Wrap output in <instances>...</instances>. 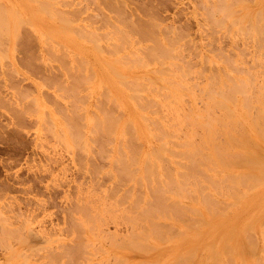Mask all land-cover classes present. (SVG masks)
I'll list each match as a JSON object with an SVG mask.
<instances>
[{
	"label": "rangeland",
	"instance_id": "obj_1",
	"mask_svg": "<svg viewBox=\"0 0 264 264\" xmlns=\"http://www.w3.org/2000/svg\"><path fill=\"white\" fill-rule=\"evenodd\" d=\"M46 1H52V2H54V4H53V6H54V9H48V10H46V13L43 11V12H41V9H38V10H36V7H38V4H37V2H38V0H37V2H33L32 0H25V1H23V0H0V6H2V7H4V8H2V7H0L1 9H5V10H7L6 12H5V14L3 13V11H1V9H0V16L1 17H3V18H1L0 17V22H2L1 21V19L4 21V22H2V26L0 25V264H25L26 262V264H81V262H83V261H85V262H83L82 264H119V262H121L120 260H118V259H121V260H123V262H121L122 264H141V262L143 261V260H145V261H148V262H152V263H154L156 260L158 261H156V264H164V262H165V264H170V262H171V264H173V262L175 261V262H178L179 260H180V262H179V264H182V262H183V264H185L184 262H188L187 264H190V261L189 260H184V259H186V257H188L189 256V254L188 255H186L185 253H186V251H188V252H190V255H193V258L190 256V258L191 259H193V260H191L190 258H187V259H190L191 260V262L193 263V264H206V262H205V260H207L206 258L209 256L208 254L211 252V254H213L214 252H215V256H221V257H223V258H221V257H219V258H216V260L217 259H222V261L221 260H219V262H218V264H223V261H225L224 263L226 264V261H227V259H229V260H231V258H232V256L235 258V257H240L241 256V254L242 253H240V252H242V250L240 251V249H242L243 248V244H244V251H245V254H244V252H243V254H244V256H245V261L246 260H251V259H256V257L257 256H261L262 255V257L261 258H263V260H264V252L262 253V249H264V233L262 232L263 230H264V187L263 188H261V185H263L264 183V179L262 180V179H260L259 180V182L258 183H261L262 181V184H259L258 185V183L256 182V184L258 185L256 188H254V186H253V188L251 187V190H250V184H252V185H255V184H253V183H255V182H253L252 181V177L250 176L251 174H252V176L253 177H255L254 175H255V173L256 174H259V171L260 170H258V169H256V167L254 168V169H250V167H249V165H247V164H245L244 163V166H242L240 163H237V162H234V164L236 163V164H238L239 166L237 167L236 165V167L235 166H230V164H226L227 165V167L228 166H230V168L228 167H225L226 165H225V163H224V165H221V164H223V162L222 161H220V162H218V163H221V164H217V161L219 160L218 159V157H217V159L213 156V154L212 153H214L213 152V150L211 151L209 148V145H211V143L209 144V142H212L214 139H213V137L215 136H213V133L215 132V131H219V129H217V130H213V132H212V135H211V130H212V127H210L211 125L207 122V121H205V120H207V117H212V118H214V119H216L217 117L216 116H214L213 117V115L215 114L214 113V111L212 110V115H210L209 116V114H208V109H207V107L210 105V103L207 105V107H203V105H201V104H205V103H203V101L207 98L206 96H208V95H206V94H208V93H213V91H211L212 89H210V87H212V86H210L209 85V83H207V81L210 79L209 78V76H210V74H212V73H214V72H217V71H221L222 72V69L221 68H223L224 67V70L225 71H227V72H229L230 74H232V77L233 78H235V77H238V78H240V76H241V78H243L244 80H245V78H247V72H244L242 69H239V70H242V72H244V74L243 73H241L240 71V73H237L238 71H236V69L237 68H239L240 66V64L241 63H244V65H245V67H246V63H247V65H248V68H247V70H246V68H245V71H249V68H250V70L251 71H249V73H251L252 72V70L254 69H252L251 67H249V66H251L252 65V67H254L253 65H256L255 67V69L257 70H255L256 72H254V70H253V72H254V77H255V79H251V80H253L252 82L254 83V85H255V82H256V79H257V75L261 72L260 70H262V68H263V71H264V63H262V62H264V61H262V59L264 60V48L263 49H261V48H259V43L260 42H258L259 40H261V41H263L264 39L262 38L263 36H264V29L263 30H261L262 28H264V0L262 1V0H251V1H247V0H230V2H228V0H220V1H218V0H115V2H114V5H113V0L111 1H106V0H94V2H95V4H94V2L92 1V0H87V2H86V0H67V1H65L64 0V2L65 3H67L68 2V4H66V6L67 5H70L71 4V2H72V6L70 7V6H68V8L64 5V3H63V1L62 0H42V2L43 3H45ZM69 1H70V4H69ZM76 1V2H75ZM78 1V2H77ZM82 2V3H79V2ZM83 1H84V3H83ZM99 1H101V2H106L107 4H108V6H107V4H104L103 3V5L99 2ZM144 1V2H143ZM206 2L207 1V3L206 4H209V5H206L207 6V11L205 10V9H202V8H205L204 6H201L202 4L200 3V2ZM218 1V2H217ZM224 2V5L222 4V2ZM231 1L233 2V4L231 3ZM241 1H242V3H241ZM243 1H245L246 3H244ZM26 2V3H25ZM86 2V3H85ZM98 4H97V3ZM109 2H111V3H109ZM122 2V3H121ZM132 2V3H131ZM138 2V3H137ZM159 2V3H158ZM176 2V3H175ZM220 2H221V4H220ZM225 2L227 3V4H225ZM59 3V4H58ZM76 3H78L77 5H76ZM116 3L118 4L117 5V7H116ZM121 3V4H120ZM152 3V4H151ZM197 3V4H196ZM159 4V5H158ZM185 4V5H184ZM188 4V5H187ZM199 4H201L200 6L202 7H199L198 5ZM228 4H230V5H228ZM55 5H57V6H55ZM59 5H62V6H59ZM75 5V6H74ZM89 5V6H88ZM155 5V7H153ZM227 5V6H226ZM248 7H247V6ZM263 5V6H262ZM53 6H51V7H53ZM65 6V7H64ZM80 6V7H79ZM82 6V7H81ZM84 6H88V8L86 7V10H85V7ZM100 7V10H99V8H96V7ZM105 6V7H104ZM110 6H111V8H112V10L111 9H109L110 8ZM119 6V7H118ZM123 7V9H122V7ZM150 6V7H149ZM226 7L225 9H226V11L223 9L224 7ZM230 6V8H232L233 7V9H238L237 11L236 10H234V11H236V13L238 14V15H240V14H243V15H241V17L243 16H246V14L247 13H249V11H250V13L251 14H248V16H254L253 18L252 17H250L251 18V20H248V17L246 16L245 17V19H243V17H242V19L243 20H241L240 19V22H237V24L238 23H242L241 25H242V28L243 27H246L247 28V30H248V28H250V29H255V33H253V31L252 30H250V33L248 32V31H245V29H244V31L247 33V34H244L243 35V33H245L243 30V33H242V31L240 30V28L239 27H237V29H238V32L236 31L237 29H235L236 27L235 26H237V24H236V20L237 21H239V19H238V17L237 18H235V20L233 21L232 20V22H231V18H232V16L234 15L235 17H236V14L235 13H229V12H231L232 10L230 9L229 11H228V7ZM62 7V9H63V11L65 10L67 13H66V15L67 16H70V14L68 15V12L69 13H71L72 11H74V12H72L76 17L75 18H77V20H76V22H75V19H74V15H72L71 14V16L73 17L72 19H74V23H71L70 22V20H71V16H70V18H68V21H69V23L68 24H70V26H73V27H75V26H78V27H81L80 26V22H81V24L83 25V29L84 30H86L84 27H86L87 29H95V30H97V28H94V27H98L99 25H101L102 24V26H100V27H98V31H100L101 33L102 32H104V30L105 29H109L111 32H112V30L113 29H117V27H115V26H118V28H120L121 30L120 31H122V26H125V25H122V23H120L121 21H124L125 20V22H123L124 24L126 23V26L127 27H129V29H127V31L128 30H130L128 33H132V31H136V29L137 28H139V27H141L142 25H138L139 23L140 24H142V22H143V24H147V26H148V24H151V25H149L150 27H148L151 31H154V32H150V30H149V34L148 33H146V31H145V33H143L144 35H143V38H141L142 36H141V34L142 33H140V38L142 39L141 41L139 40V34H134V33H132V37L133 38H136V39H131L130 37L131 36H129L128 38H127V34H125V37H124V39H123V37H121V39H123L124 41H125V39H127L125 42L122 40V41H120L118 38H120L119 36H117V35H114V39H115V41H116V43L118 44L119 42L118 41H120L121 43H123L124 44V47L125 46H128V47H126V49L125 48H123V50L121 49V46H123V45H119V46H117L116 47V49H117V53L115 52V55H114V53H113V55L112 56H109V52L108 53H103V52H100V51H96V49L94 50V42H90V41H88V40H91V39H88V37L86 38L85 37V39H84V36L82 35V36H77V35H75V33H72V31H69V26H66V25H68V24H65L64 22H66V21H64L63 22V20H62V22H60L61 20H60V18H63L64 20H67V19H65L66 18V16L64 15L63 16V14L62 13H64V12H62L61 11V9L60 10H55V9H59V8H61ZM75 7H78L77 9H75V10H73ZM93 7V8H92ZM199 7V8H198ZM67 8V9H66ZM71 9V10H69L68 11V9ZM80 8H82V10H83V14H78L77 12L79 11V13H80V11H81V13H82V10H80ZM96 8V9H95ZM108 8V9H107ZM116 8V9H115ZM149 8H151L150 10H149ZM184 8V9H183ZM209 8L211 9L210 11H208L209 10ZM12 9H13V11H12ZM93 9V10H92ZM95 9V10H94ZM102 9V10H101ZM118 9V10H117ZM125 9V10H124ZM127 9V10H126ZM197 9L198 10H200L199 12H197ZM42 10H43V8H42ZM85 10V11H84ZM116 10H117V12L119 13L120 11H122V12H120V15L116 12ZM205 10V12L204 13H207L208 12V14H206L207 15V17H208V15L209 14H211V11H213L212 13H214L213 15L214 16H216L218 19H216V17H213L214 18V20H216L217 21V23H218V21H219V25H221L220 27H222L221 29H218V30H220L218 33H217V29H215L214 27H215V25H214V27H213V24L214 23H216L213 19V24H212V20H211V18H210V16L208 17V19L211 21V22H209L208 21V19L207 18H205L207 21L205 22V20H204V17H205V14L203 13V11ZM240 10V12H238ZM251 10H252V12H251ZM253 10H254V12H253ZM11 11V12H10ZM16 11V12H15ZM19 11L21 12L20 14H23L24 15V17L25 18H28L27 16H30L31 17V19L30 18H28V19H30L31 21H33V20H35L34 22H35V24L38 26V30H35L34 28H33V26H31L30 24H28L27 25V23L26 22H23L22 21V17H23V15L21 16V15H19ZM54 11H56L55 12V14L56 15H58V16H61L60 18L58 17H55L53 14H51V16L53 15L54 16V18H53V16H52V19H49V18H51L50 17V15L48 14V13H50V12H54ZM71 11V12H70ZM101 11H103L104 13L106 12L107 14H105V17H107V18H109L110 17V21H109V24L110 25H113V26H111L110 27V25L108 24L107 25V27H105V28H103V25H105L106 26V24H105V20L107 19V18H104L103 17V15L100 17V14H102V12ZM111 11V12H110ZM113 11V12H112ZM114 11H115V13H116V15H117V17H123L124 16V18H119V22H117L116 20L118 19L117 17L115 18V16H112L111 14H113L114 13ZM125 11V12H124ZM127 11V12H126ZM146 11H149V12H146ZM151 11V12H150ZM224 11L226 12V13H224ZM228 11V12H227ZM60 12H61V14H60ZM100 12V13H99ZM130 12V13H129ZM134 12H136V13H134ZM210 12V13H209ZM233 12V11H232ZM7 13V14H6ZM76 13H77V15H76ZM91 16V18L94 20H92L91 18H88V17H90V16H88V14ZM95 13H99V16H98V14H95ZM103 13V14H104ZM114 13V14H115ZM124 13H126L125 15H121V14H124ZM150 13H152L153 14V16H151L150 15ZM202 15H204V16H202L203 18L201 19V14ZM244 13H246L245 15H244ZM254 15H253V14ZM258 13V14H257ZM10 14V15H9ZM12 14H14L13 16H12ZM18 14V15H17ZM29 14V15H28ZM92 14L94 15H97V17L95 16V19H97V20H102V21H104V24H103V22H101L100 23V20H99V22L98 21H96L95 19H94V17L92 16ZM113 14V15H114ZM146 14H149V15H146ZM198 14H200V15H198ZM217 14H218V16H217ZM225 14L227 15V14H229V16H231V17H229L228 18V15L225 17ZM231 14H233V15H231ZM79 15H80V17H79ZM108 15V16H107ZM146 15V16H145ZM157 15V19H156V16ZM212 14H211V16H213ZM259 15V16H258ZM17 16V17H16ZM63 16V17H62ZM88 16V17H87ZM140 16V17H139ZM149 16V17H148ZM234 16H233V18L232 19H234ZM258 16V17H257ZM261 16V17H260ZM21 17V18H20ZM65 17V18H64ZM81 17H83L84 19H83V21H81ZM85 17L86 18H88V21L85 19ZM103 17V18H102ZM129 17L131 18V19H129ZM135 17V18H134ZM142 17V18H141ZM152 17L155 19H152ZM219 17L221 18V20L219 19ZM240 17V16H239ZM240 17V18H241ZM256 17V18H255ZM8 18V19H7ZM16 18V19H15ZM20 18V19H19ZM44 18V19H43ZM79 18V19H78ZM102 18V19H101ZM113 18H115V19H113ZM148 18V19H147ZM161 18V19H160ZM14 19H15V21H14ZM54 19H57V20H54ZM89 19H91L92 21L91 22H98V23H93L92 24V26H87L88 24V22L90 23V21H89ZM104 19V20H103ZM129 19V20H128ZM134 19H135V22L137 23H135V25H134ZM137 19V20H136ZM142 19V20H141ZM198 19H199V21H198ZM255 19H259L258 21H256ZM261 19H262V21H261ZM18 21V23H17V21ZM21 20V21H20ZM59 20V21H58ZM109 20V19H108ZM133 20V21H132ZM144 20V21H143ZM148 20H150V21H147ZM151 20L152 21H154L153 23L151 22ZM224 21V22H222V23H220V21ZM225 20H227V21H225ZM57 21V22H56ZM67 21V22H68ZM73 21V20H72ZM128 21V22H127ZM132 21V22H131ZM137 21H139V23L137 22ZM155 21H158V22H156V23H160V24H156L155 23ZM251 21V22H250ZM256 21V22H255ZM260 21V22H259ZM14 22V23H13ZM23 22V23H22ZM87 22V23H86ZM112 22H114L113 24H112ZM151 22V23H150ZM199 22H202L204 25H203V27L204 26H206L205 24H207L208 23V25H209V23H210V25L212 24V26L210 27V25H209V29H211V28H213V31H215L216 30V33L215 34H213V32H211L212 31V29L210 30V32L212 33H210L209 32V30L207 29V26H206V29L208 30V32L210 33V34H208V32H207V30L204 28V29H202L203 27H201L200 26V24L201 23H199ZM205 22V23H204ZM230 22V23H229ZM234 22H235V24H234ZM262 22V23H261ZM100 23V24H99ZM132 23V24H131ZM155 23V24H154ZM217 23H216V28H219V27H217ZM223 23H224V25H223ZM229 23V24H228ZM232 23V24H231ZM248 23V24H247ZM260 23H261V27H259V25H260ZM1 24V23H0ZM7 24V25H6ZM18 24V25H17ZM62 24H64V25H62ZM79 24V25H78ZM99 24V25H98ZM117 24V25H116ZM152 24H154V26H152ZM169 24V25H168ZM171 24H172V26L174 25V27H172V30H170L169 28L171 27ZM227 24L228 25H232L233 27H229L228 29H226V26H227ZM256 24H257V26H256ZM4 25H6V26H4ZM22 27V29L20 28V26ZM24 25V26H23ZM62 25V27L60 28V26ZM97 25V26H96ZM115 25V26H114ZM157 25H159V27L157 26ZM166 25H168V27H167V29H169L170 31H172V32H169V30H167V32L166 31H164L165 30V26ZM223 25V26H222ZM244 25V26H243ZM14 26H16L15 28H14ZM64 26V27H63ZM152 26V27H151ZM162 26H164V27H162ZM176 26V27H175ZM181 26H182V28H181ZM239 26V25H238ZM1 27H3V28H1ZM29 27V28H28ZM90 27V28H89ZM92 27V28H91ZM112 27H114L113 29H112ZM131 27V28H130ZM154 27V28H153ZM157 27H158V29H157ZM164 29H162V28ZM224 27V28H223ZM228 27V26H227ZM256 27H258V28H256ZM20 28V29H19ZM156 28V29H155ZM163 30H161V29ZM175 28H180L179 30H177V32H180L181 33V35H182V32L185 34V36L189 33L190 35H188V36H184V34L182 35V37H181V35H180V33H176V29ZM233 28L235 29V30H233ZM81 29V28H80ZM100 29V30H99ZM104 29V30H103ZM115 29V30H116ZM126 29L124 30V32H126ZM215 29V30H214ZM224 29H225V31L226 32H224ZM19 30H21V31H19ZM108 30V31H109ZM119 30V29H118ZM118 30L117 31H113L114 32V34L115 33H118ZM157 30V31H156ZM181 30H182V32H181ZM187 30V31H186ZM204 30H206L205 32H204ZM239 30H240V34H239ZM15 31V32H14ZM44 31V32H43ZM77 31V30H76ZM106 31V30H105ZM159 31V32H158ZM175 31V32H174ZM203 31V32H202ZM228 31H229V33H230V36H229V34H228V37L227 36H225V35H227V33H228ZM234 31H236V32H234ZM260 31H261V33H262V35L260 34ZM43 32V33H42ZM78 32V31H77ZM76 32V33H77ZM80 32V31H79ZM78 32V33H79ZM84 32V31H83ZM107 32V31H106ZM113 32H112V34H110V35H108V36H111V35H113ZM124 32L122 31V33L124 34ZM137 32L139 33V31L137 30ZM155 32H156V35H155ZM162 32V33H161ZM166 32V33H165ZM169 32V33H168ZM188 32V33H187ZM224 32V33H223ZM257 32V33H256ZM33 33V34H32ZM131 33H130V35H131ZM150 33H153V35L152 34H150ZM159 33V34H158ZM163 33H165L167 36L169 35V37H171V40H172V37H174V35H175V33L177 34L176 36H175V39L176 38H183V36H184V40H185V42H186V44L185 45H188V44H190L189 43V41H191V40H193V43L195 44H190V45H188L189 47L191 46V45H193L194 47L195 46H197V44L198 43H200L199 45H201V46H199V48H197V51L200 53L199 55L200 56H198V58L196 57V54L198 53H194V55H193V57L192 56H190L195 50H194V47L192 48V47H188V46H186L185 48H183L185 45H184V41L183 40H181L180 38H179V43L177 42V40L174 42L173 40H174V38H173V43H176V44H174V46L168 41L169 39L168 38H166L165 39V37L163 36ZM168 33V34H167ZM204 33V36L202 35ZM220 33V34H219ZM232 33H234V35H232ZM242 33V34H241ZM251 33H252V35H253V38H251L252 40L254 39V41H255V34L256 35H261V37L260 38H262V39H258L259 38V36H257L256 38H257V40L258 41H255V42H258L257 43V45L255 44L254 46L256 47V48H258L259 49V51H260V53H262L263 54V56L261 55V54H258L259 53V51H257L258 49H256L254 46H252V45H249V44H251L252 42H250L249 43V41H250V39H249V34L251 35ZM259 33V34H258ZM9 34V35H8ZM36 36H35V35ZM97 34V33H96ZM104 34H105V32H104ZM134 34V35H133ZM150 35V37L149 36H146V38H145V35ZM205 34H208V35H205ZM223 34V35H222ZM225 34V35H224ZM15 35H16V38H15ZM33 35V36H32ZM79 35H80V33H79ZM127 35V36H126ZM157 35H158V37H157ZM172 35V36H171ZM214 37H216V38H214L213 39V36ZM222 35V36H221ZM232 35V36H231ZM236 35H241L242 36V39H241V36L239 37L238 36V38H236ZM246 35H248V36H246ZM9 36V37H8ZM46 36H48L47 38L50 40H47V38H46ZM65 36V37H64ZM70 36H71V38H70ZM98 37H104L105 35H102V34H100V36L99 35H97ZM96 36V37H97ZM178 36V37H177ZM211 37V38H207V37ZM223 36H225V38L226 39H224L223 38ZM243 36H245V37H247V38H244ZM31 37V38H30ZM72 37H74L75 38V40H76V42L74 41V38H72ZM77 37V38H76ZM117 39H116V38ZM152 37V38H151ZM156 38V40L155 41H157V40H159L162 44H165L167 47H169V45H167V44H171L170 46H172V47H176L175 48V50H176V52L175 51H173V52H175L176 54H175V57H176V55L177 54H179L180 56H181V54H183L184 52H188L190 55H189V57L191 58V59H189V60H192V62H191V64L193 63V62H196V61H199V63L203 60V62H205V60H208V62L207 63H211V65H210V63H209V65H208V67H210V68H208L207 67V65H206V63H204L205 65L204 66H206V67H202V64H203V62H201V64H199V65H197V66H194V64L193 65H189L188 66V64L186 65L185 63H184V59L187 57L188 58V53L187 54H183L184 55V59H183V63L185 64V65H183L182 64V61H179V60H182V57H178V59H173V58H171L172 56H171V54L169 55V56H171V57H169L168 55L166 56L167 58H169V59H164L165 61H167V62H165V64L167 63H170V61H173V63L174 62H176V65H178V67H179V69L183 66V68H181V70L182 69H184V67L185 66H188V68L187 69H184L185 70V72H186V70H187V73H188V70H189V68H190V66H193V69L194 70H196L197 71V68L199 69V68H202V69H200V70H203V71H205V73H204V78L202 79L201 78V74H203V73H201V74H199V72L197 73L196 71V73L194 72L193 73V75L191 74V72H193V69H192V71H191V69L189 70V76H191V77H188V75H187V73H185L184 71H182L181 73H182V75L185 73V75H187V77L186 78H183V80L181 81L179 78L180 77H182V75H179V73H180V71L181 70H179V69H177L176 67H174L173 66V64H172V62L170 63L171 65H169V66H166V65H164V63H161V56H160V59H159V57H158V59L156 58V60L155 59H153L152 57H154V56H152V57H150L151 59H153V63H151V59L149 58V56H151V55H149L148 56V51L151 49L152 50V47L151 46H148V45H152L153 46V40H154V38ZM188 37V38H187ZM191 38V40H189L188 41V39H190ZM194 37V38H193ZM206 37V38H205ZM220 37H222L223 39H222V41H221V38ZM235 37V38H234ZM252 37V36H251ZM7 38V39H6ZM113 38V37H112ZM203 38H205V39H203ZM218 38V40L216 41V39ZM228 38V39H227ZM243 38H244V40H243ZM52 39V40H51ZM54 39V40H53ZM71 39H73V40H71ZM88 39V40H87ZM99 39V41L97 40V42H99V43H102V42H104V40L106 41L104 44H107V39H104V38H98ZM111 39V38H110ZM130 39V40H129ZM195 39V40H194ZM206 39L207 40H209L208 42H210L211 43V41H212V39L213 40H215L216 41V43H213L212 42V44H214V45H209V43H208V45H207V43H206ZM236 39V40H235ZM239 39V42L237 41ZM249 39V40H248ZM85 40V41H84ZM87 40V41H86ZM108 40H109V38H108ZM112 40V39H111ZM111 40H109V41H111ZM135 40V41H134ZM144 40H146V41H144ZM170 40V41H171ZM198 40V41H197ZM229 40V41H228ZM248 40V43L246 44V41ZM251 40V41H252ZM9 41V42H8ZM37 41H38V44H37ZM78 41V42H77ZM92 41V40H91ZM102 41V42H101ZM108 41V42H109ZM113 41V40H112ZM115 41H114V44H115ZM136 41H138L137 43H134V42H136ZM154 41V42H155ZM168 41V42H167ZM171 41V42H172ZM194 41H196V42H194ZM214 41V42H215ZM219 41V42H218ZM244 41H245V44H243L244 43ZM253 41V42H254ZM3 42V43H2ZM58 42H61V43H63L65 46H67V47H64V49H62L63 48V46H61L60 44H56V43H58ZM127 42V43H126ZM129 42V43H128ZM159 42V43H160ZM187 42H188V44H187ZM192 42V41H191ZM218 42V43H217ZM224 42V43H223ZM234 42H236V43H234ZM242 42V43H241ZM49 43V44H48ZM75 43H77L78 45H79V43H80V45L78 46L77 44H75ZM109 43H111V42H109ZM140 43H141V45L142 46H146L147 44V46L148 47H151L150 49H148V51H147V48L146 47H143V48H146V49H141V45H140ZM181 43H183V45L181 44ZM220 43H222L221 45H220ZM230 43V44H229ZM3 44H5V45H3ZM47 44H48V46H47ZM54 44L56 45V47L54 46ZM120 44V43H119ZM125 44H127V45H125ZM182 45L179 49H177L178 47H177V45ZM205 44V45H204ZM215 44H216V47H214L215 46ZM219 44V45H218ZM235 44H237V46H234ZM21 45V46H20ZM53 47H52V46ZM58 45H60V46H58ZM207 45V46H206ZM238 45L240 46V48L238 49ZM245 47H244V46ZM247 45H249V46H247ZM262 44L260 43V46H261ZM46 46V48H48L49 46H50V48H51V50H49V48L48 49H46L45 48V50H44V47ZM81 46H83V47H81ZM140 47L139 48V50H138V48H136V47ZM203 46H206V48H202ZM213 48V50L215 51L216 50V52H218L219 53V48H218V50H217V46L218 47H223L224 48V50L225 49H227L226 50V52H225V55H226V53L229 55V53H232V51L235 53V59H234V67H235V64H238L237 66V68L235 67V69L231 66V62L232 61H229L230 62V67H232L233 68V70L237 73H234L232 70H230L231 68H229V66H226L227 64L224 62L223 63V60L224 59H226V57L225 56H222V58H216L215 57V55H213L212 53L214 52L213 50H212V52L211 51H209L208 52V48H211V47ZM228 46V47H227ZM230 46V47H229ZM19 47V48H18ZM60 47H62V48H60ZM85 47V48H84ZM118 47H119V49H120V51H119V53H118ZM132 47L134 48V50L135 51H137L136 53H139V52H141L142 50V52H141V54H142V56H141V58H146L147 56V58L146 59H148V61H149V59H150V61L148 62V63H150L149 65H148V63H146V61H144V58H143V62H145V63H143L142 62V60H141V64L140 65H142V64H145L144 66L142 65V67L141 66H139V65H137L136 63L134 64V65H136V66H134V65H131V62L130 61H132V64H133V62L134 61H136L137 62V60H135V59H132L131 57L132 56H134V55H136V53L134 54V52H132ZM198 47V46H197ZM208 47V48H207ZM226 47V48H225ZM242 47H244V49L242 48ZM247 47H249V48H247ZM254 48V50H253V48ZM262 47H264V45H262ZM55 48V49H54ZM137 50H136V49ZM174 48L172 49V50H174ZM211 48V49H212ZM223 48H221V51H220V53L223 51L222 49ZM232 48V49H231ZM237 48V49H236ZM251 48V50L253 51H251V50H249L250 52H251V54H247L246 52H248V50L246 51L245 49H250ZM7 49H8V51H7ZM60 49L63 51V53H62V51H60ZM104 49H106V48H103L102 49V51L104 50ZM124 49H125V51H124ZM130 49H131V51H130ZM169 49H170V47H169ZM182 49H184V52L182 51ZM186 49H192V50H190V52L188 51V50H186ZM206 49V50H205ZM229 49V50H228ZM234 49V50H233ZM245 51H243V50ZM53 50L55 51L56 50V53L54 54L53 53ZM73 50V51H72ZM133 50V51H134ZM141 50V51H140ZM145 50H146V52H145ZM171 50V49H170ZM179 50H181L182 51V53H180V51ZM202 50H203V52H202ZM232 50V51H231ZM48 53H46V52ZM53 53V55L51 54V52ZM72 51V52H71ZM82 51H83V54H82ZM107 51H109V50H107L106 49V52ZM132 52V53H130V52ZM177 51H179V53L177 52ZM191 51H193V52H191ZM230 51V52H229ZM241 53V54H239V52ZM254 51H257L256 53L254 52ZM29 52H30V54H29ZM61 52V53H60ZM68 52V53H67ZM76 52H78V53H76ZM98 52H100V53H98ZM128 53V54H126V53ZM172 51H170V53H171ZM229 52V53H228ZM58 53H60V54H58ZM76 53V55H75V57H77L76 59H74L75 57L73 56L74 54ZM93 53V54H92ZM122 53H125V55H123ZM145 53H146V56H145ZM166 53H167V50H166ZM165 53V54H166ZM202 53H205V55H207V56H205L204 54V56H205V58L202 56ZM233 53V54H234ZM238 53V54H237ZM242 53H243V57H244V54L246 53L247 54V56H245L244 58L241 56L242 55ZM249 53V52H248ZM252 53H255V57L256 56H258L257 58L259 59V60H257V58H255L254 60L256 61H253V55H252ZM36 54V55H35ZM52 56H54V59L52 58V57H50L51 55ZM58 54V55H57ZM63 54H65V57H64V55ZM80 54H82V56H83V58L81 57V55ZM98 54H100V55H98ZM112 54V53H111ZM123 55L124 57H127V60L129 61V63L128 64H130V65H128L127 64V61H126V63H125V65H126V67H123V65H122V63L120 62V63H117V62H119V61H113L114 59L115 60H117L118 58H119V55ZM131 54H132V56H131ZM167 54H169V53H167ZM258 54V55H257ZM21 55V56H20ZM47 55H50V56H48V57H46ZM56 55V56H55ZM63 55V56H62ZM67 55V56H66ZM120 55V56H121ZM128 55H130L129 57H128ZM182 55V56H183ZM217 55V54H216ZM223 55H224V53H223ZM261 55V56H260ZM38 56V57H37ZM116 58H115V57ZM122 56V57H123ZM140 56V55H139ZM178 56V55H177ZM209 56V57H208ZM229 56H232V55H229ZM252 56V57H251ZM4 57V58H3ZM31 57V58H30ZM41 57V58H40ZM62 57V58H61ZM114 57V58H113ZM118 57V58H117ZM122 57H121V59H122ZM134 57H138V56H134ZM133 57V58H134ZM156 57V56H155ZM201 59H200V58ZM208 59H207V58ZM219 57H221V56H219ZM223 57H225V58H223ZM238 57H242V60H239V58ZM247 57H250L249 58V60L248 59H246ZM261 57H263V58H261V60H260V58ZM23 58V59H22ZM27 58V59H26ZM28 58L30 59V60H32V61H30V60H28ZM34 58V59H33ZM35 58H36V60H35ZM39 58V59H38ZM48 58H52V59H48ZM64 58H67V59H64ZM82 58V61H84V62H87V61H89L88 63H89V65H87V66H85L86 64H84L83 63V66H85V67H83V66H81V61H79L80 59ZM87 60H86V59ZM129 58V59H128ZM140 57H138V59H139ZM140 58V59H141ZM177 58V57H176ZM203 58V59H202ZM233 58H234V55H233ZM233 58H231L232 60H233ZM252 58V60H250ZM58 59H60V60H58ZM68 59H70V61L68 60ZM106 59H108L107 60V62L108 63H110V64H113L114 66L116 65V67H117V71L119 70V71H121L122 72V74H124V75H128L127 77L126 76H121L123 79L125 78V80L127 81V78H129V75L130 76H132V78H129L130 80H132V79H135L134 77L136 76V78L137 79H135V80H132V82H131V85H129L128 83H126L125 82V85H127L128 87L126 88V86L125 85H123L122 84V81H120L121 79L120 78H118V77H116L117 76V74H116V76H114L115 74L114 73H112V70L111 69H114V68H110L108 65V63H105L104 61H106ZM111 59H113V60H111ZM124 59V58H123ZM132 59V60H131ZM162 59V60H163ZM222 60V61H219V60ZM228 59H229V57H228ZM239 61H243L244 59H246V60H248V62L247 61H243V62H240V64L238 63V60ZM41 62H40V61ZM47 60H48V62H47ZM55 60V61H54ZM67 60V61H66ZM103 60V61H102ZM126 60V59H125ZM125 60L124 61H122L123 63L125 62ZM187 60V62H189V60L188 59H185V61ZM211 60V61H210ZM214 60V61H213ZM35 61H37V62H35ZM39 61V62H38ZM59 61V62H58ZM64 61V62H63ZM95 61V62H94ZM121 61V60H120ZM138 61H140V60H138ZM217 63H216V62ZM250 61H252L253 62V64H252V62H251V64H250ZM9 63V64H7V63ZM33 62V63H32ZM68 62V63H67ZM79 64H78V63ZM81 62V63H80ZM112 62V63H111ZM189 62V63H190ZM216 63V64H214V65H216V66H212V63ZM236 62V63H235ZM11 63H12V65H11ZM19 63V64H18ZM40 63V64H39ZM61 63V64H60ZM75 63V64H74ZM138 63H140V62H138ZM197 63V62H196ZM249 63V64H248ZM261 63H262V65H261ZM5 64V65H4ZM23 64V65H22ZM32 64H34V65H32ZM50 64V65H49ZM63 64V65H62ZM106 64H108V65H106ZM158 64V65H157ZM175 64V63H174ZM218 64H221L222 66L220 67V65H218ZM257 64H260L261 65V67L260 66H258ZM10 65V66H9ZM32 67H31V66ZM38 65V66H37ZM65 65H68V67H66ZM81 67H80V66ZM113 65H111L112 67H114ZM148 65V66H147ZM180 65H182V66H180ZM217 65L219 66L218 67V69H217V71H215L216 70V68L214 69L213 67H217ZM229 65V64H228ZM243 65V66H244ZM25 66V67H24ZM69 66H70V68H71V70H68V69H70L69 68ZM78 66V67H77ZM89 66V67H88ZM90 66L92 67V68H90ZM109 67V69H108V67ZM133 66V67H132ZM139 66V67H138ZM241 66H242V64H241ZM59 67V68H58ZM63 67V68H62ZM80 67V68H79ZM116 67H115V69H116ZM118 67H120L119 69H118ZM136 67V68H135ZM158 67V68H157ZM168 67H173V68H176L177 70H175V71H171L173 68H171V70H168L167 68ZM48 68V69H47ZM51 68V69H50ZM68 68V69H67ZM76 68H77V70H80V71H77L76 70ZM84 68V69H83ZM90 68V69H89ZM160 68H162V71L164 72V75L162 74V76H165L166 77V75L168 76L169 74H166L168 71V73H170V71H171V73L172 72H174L173 74L174 75H172L173 76V78L175 79L174 80V84L178 81V80H180V82L182 83V86H183V84H185V86H187V82L188 81H192V83H193V80H194V83H195V79H196V81H198V83L200 82V79H201V84H205V83H207V86H209V90L211 91V92H208V93H205L204 91H205V89H207L206 87V85H204V86H206V87H202L203 88V90H202V88H201V90L203 91V94L204 95H202L201 96V93L200 94H198V92H199V90H200V88L198 87L200 84H198L197 82V84H198V88H195L194 86H193V84H192V86L194 87V90H198V92H194L192 89H193V87H191L189 84H188V88H190V90H192V91H190L192 94H196V96L198 95H200L199 97H203V96H205L206 98H204V100L202 101H199V103H198V101H197V98H199L198 96H197V98L195 97V101H197L196 103H197V105H199V107L200 108H203V111H204V108H206L207 109V111H206V109H205V111L207 112V116L206 115H204V116H206V119H202L201 117L203 116H200L199 114V116H200V118H198V115L197 114H195V113H193L194 115H196V118L197 119H202L201 120V123H208L210 126H209V128H207L206 127V125H204L205 127H206V129L208 130H210L209 132H207V133H205L204 131H203V125H201V127L203 128H201L198 124V126H199V128H198V126L196 125V123H194V122H190V119H191V121L192 120H194V115H191L192 113H191V106L190 105H193L192 106V109L196 112V113H198V110H199V113H201V114H203V112H202V109L200 110V108H198L197 109V105L195 106V104L196 103H194L193 104V99H194V96L195 95H193L192 96V94L191 93H189V95L187 96L186 94H187V92H185L186 94H182L181 95V91L183 90L182 88V90L180 89V88H178V89H180V93H178V96H177V92H178V89L177 90H175L174 88H173V86H175L174 84L172 85V88L175 90V92H173V93H171L172 95H175L176 97H177V99H174L175 101L176 100H178V99H180L181 97L182 98H184L183 96H185V97H187V99H190V97L192 98L191 100H189V108H188V106H186V104H185V102H186V100L184 99H181V101L180 100H178V103H176V102H173V103H176V104H178V105H174V104H172V105H174L173 107H172V105L170 106V107H168L167 105V107H165V109H166V112L167 113H165V116L167 117H165L168 121H165V118H163L164 119V121L165 122H163V120H161V118H162V115H161V111L159 110V112H158V110L156 109V112H158V115H157V113H151V115L150 114H148V113H150V112H148V111H150V110H153V108L151 109L150 108V110L146 107L145 108V106H148L149 105V103H150V106H148V107H151L152 105H155V104H159L158 102H160V107H161V110L163 111L162 113H163V116H164V112H165V110H164V108L162 109V105H164V104H162V103H165L163 100H162V96H164V95H162L160 98L159 97H157V95H155L156 94V90L155 91H149V92H151V93H149L148 92V89L150 88V90L151 89H153L154 87L153 86H151V81H152V77L153 76H155L156 78L157 77H160L162 80L160 81L159 79L160 78H157V80H159V82H161V83H164V82H162L163 80H165V79H169V77H171V75H169L168 77H163V78H165V79H163L162 78V76L160 75V72L159 73H157L158 71V69H160ZM206 68V69H205ZM212 68V69H211ZM258 68V69H257ZM39 69V70H38ZM47 69V70H46ZM64 69H66V70H64ZM94 71H93V70ZM114 69V71H115V73H116V70ZM122 69H124V70H122ZM149 69H151V71L149 70ZM155 69H157V70H155L156 71V73L157 74H154V70ZM167 69V70H166ZM208 69V70H207ZM52 70V71H51ZM61 70V71H60ZM70 71L69 73H68V71ZM88 70H91V71H88ZM111 70V71H110ZM207 70V71H206ZM211 71V70H213L214 72H208V71ZM223 70V71H224ZM238 70V69H237ZM60 71V72H59ZM66 71H67V73L70 75H67V73H66ZM71 71H74V72H76L77 74H73V76H71V74H72V72ZM84 71V72H83ZM96 71V72H95ZM118 71V72H119ZM131 71V72H130ZM153 71V72H152ZM225 71H224V73H225ZM259 71V72H258ZM53 72V73H52ZM81 72H83V74H84V76H83V74L81 73ZM89 72L91 73H93L92 75L90 74V76H92L93 77V79L91 78V80L89 79V77L87 76V74H89ZM175 72H176V74H178V75H176L175 74ZM177 72H179V73H177ZM184 72V73H183ZM201 72V71H200ZM221 72H218V74L220 75L219 76V78L221 79V78H223L224 80H225V82H230L229 81V79H227L228 77H226L225 78V75L226 76H229L230 74H228L227 72H226V74L224 75L223 73H221ZM9 73V74H8ZM36 73V74H35ZM39 73V74H38ZM94 73H95V75L97 76H93L94 75ZM126 73V74H125ZM180 73V74H181ZM206 73H209V76H208V74H207V77H206ZM257 75H256V74ZM17 74V75H16ZM50 74V75H49ZM55 74V75H54ZM61 74H63V76L61 75ZM114 74V75H113ZM118 74H121V73H118ZM143 75V79H141L142 78V75ZM148 74V75H147ZM166 74V75H165ZM195 74H196V76H195ZM199 74V75H198ZM217 73H216V75H218ZM262 74L263 75H259V77L262 79V80H260V78H258L257 80V82L256 83H258V82H261L262 83V81L264 82V73L262 72ZM10 75V76H9ZM37 75V76H36ZM54 75V76H53ZM77 75H82L83 77H81V76H77ZM141 75V77H139ZM160 75V76H159ZM176 75V77H174ZM215 75V74H214ZM214 75H212V76H210L211 77V79L213 80V76ZM12 76H13V78H12ZM49 78H48V77ZM58 76V77H57ZM78 78H77V77ZM85 76H87L86 78H85ZM134 76V77H133ZM146 76H150V81L149 80H147L148 78H146ZM192 76H193V78L195 77V79H193L192 78ZM197 76H199V77H197ZM202 76V77H203ZM231 76V75H230ZM251 77H253V74L252 75H250ZM249 75H248V79H247V81H243L242 83H240L241 82V80H239L240 82H238V83H240L241 85L244 83V82H246V85L245 86H247V84H249L250 82L248 81L249 80V77H250ZM257 76V77H256ZM8 77V78H7ZM47 78V80H46V78ZM52 77V78H51ZM64 77V78H63ZM74 79H73V78ZM80 77V78H79ZM185 77V76H184ZM215 77V76H214ZM231 77V78H232ZM12 78V79H11ZM40 78H45V79H40ZM69 78H72L71 80L69 79ZM77 78V79H76ZM83 78V80L84 81H86L85 79H89V83L87 84H85L84 83V81L82 82V80H80V79H82ZM100 78H101V80H100ZM138 78H139V80L140 81H137L138 80ZM146 78V80H144ZM155 78V79H156ZM190 80H189V79ZM197 78H199V80L197 79ZM207 78H209L208 80H207ZM216 78H217V80H219L220 81V79L216 76ZM21 81H19V80ZM51 79V80H50ZM57 79V80H56ZM66 79V80H65ZM76 79V80H75ZM79 79V80H78ZM120 79V80H119ZM154 79V78H153ZM167 79V80H168ZM170 79H172V77L170 78ZM215 79V78H214ZM242 79V80H243ZM10 80V81H9ZM18 80V81H17ZM49 80V81H48ZM52 80H56L55 82L54 81H52ZM63 81V84H62V82H60V81ZM65 80V81H64ZM75 81V83H74V81ZM95 80V81H94ZM130 80H128V81H130ZM141 80L143 81L144 80V82L143 83H145V82H147V81H149V85L146 83L145 84V86H143V83L141 82ZM166 80V81H167ZM173 80V79H172ZM187 80V81H186ZM212 80H210L211 82H212ZM216 80V79H215ZM234 81L236 80V82L238 81V79L237 78H235V79H233ZM260 80V81H259ZM12 81V82H11ZM43 81V82H42ZM44 81H45V83H44ZM47 81H48V83H47ZM51 81L52 82H54V83H56L57 81V84H51ZM72 82V83H70L71 85H69V88H67L68 87V83L69 82ZM81 81V82H80ZM90 81L92 82V83H90ZM100 81H102V82H100ZM127 81V82H128ZM165 81V82H166ZM171 81V80H170ZM176 81V82H175ZM185 83H184V82ZM202 81H203V83H202ZM205 81V82H204ZM214 81V80H213ZM223 81V80H222ZM222 81H220V85H221V87L220 88H222V90L223 89H226V92H227V89L228 88H224L223 87V83H222ZM231 81H232V79H231ZM11 84H10V83ZM14 82V83H13ZM20 84H19V83ZM50 82V83H49ZM155 82H157V81H154L153 82V84L155 83ZM159 82H157L155 85H159ZM169 82V81H168ZM168 82H166L165 83V85L168 83ZM211 82H210V84H211ZM233 82V81H232ZM43 83H44V85L46 84V85H48V86H43ZM60 83L63 85V87H61L62 85H60ZM74 83V84H73ZM102 83H104L103 85H102ZM138 83H142V84H138ZM160 83V85H162ZM190 83V82H189ZM253 83H250V85L251 84H253ZM260 83V84H261ZM13 84V85H12ZM17 84V85H16ZM78 84H80L81 86L83 85L84 87H81V89H83V90H81L80 89V87L78 86ZM90 84V85H89ZM122 84V85H121ZM172 84V82H170V84H167V85H171ZM191 84V83H190ZM218 85H219V82L217 83ZM217 84H215L214 86H216ZM226 84V83H225ZM228 84V83H227ZM263 84V83H262ZM12 85V86H11ZM18 85H19V87H18ZM53 85V86H52ZM73 85V86H72ZM104 85H106L107 87H109V88H106L105 90H104V88H103V86ZM146 85H147V87L149 86V88L147 89V87H146ZM154 85V86H155ZM159 85V86H160ZM166 85V88L167 89H169L168 87L169 86H167ZM179 85H180V83L178 84H176V87L178 86L179 87ZM194 85H196V84H194ZM254 85H252V86H254ZM264 85V84H263ZM16 88H14V87ZM59 86V87H58ZM67 86V87H66ZM71 86V87H70ZM74 86H76V89H75V92L73 91V87ZM156 86V88L155 89H158V88H160L159 86L157 87ZM163 86V85H162ZM161 86V87H162ZM213 86V87H214ZM230 86V85H229ZM257 86V87H256ZM17 87L19 88L18 90L20 91V89H22L20 92H18V90H17ZM22 87V88H21ZM79 87V88H78ZM151 87H153V88H151ZM218 86H216V92H218L219 90H218V88H217ZM262 87V86H261ZM260 87V89H258V84L257 85H255V88H257L255 91H257V90H263L264 91V87L263 88H261ZM12 88V89H11ZM27 88V89H26ZM55 88H56V90H55ZM67 88V89H66ZM78 88V89H77ZM84 88H85V90H84ZM87 88V89H86ZM165 87H164V89H165V94H166V96L167 95H170L171 96V94H168L170 91L169 90H167ZM186 88V87H185ZM184 88V89H185ZM248 88H250V89H252L251 88V86H248ZM65 90V92L62 90ZM68 89H70V90H68ZM94 89V90H93ZM101 89H103L102 91H101ZM164 89L162 90V88H160V91H158L157 93H158V95L160 94L159 92H161V94H163L164 93ZM170 89H171V87H170ZM187 89V88H186ZM185 89V90H186ZM254 89V88H253ZM10 90V91H9ZM26 90V91H25ZM34 92H33V91ZM58 90V91H57ZM60 90V91H59ZM80 90V91H79ZM108 90H110L111 91V93L112 94H110V91H109V93L107 92ZM130 90V91H129ZM139 90V91H138ZM142 90L144 91L143 93H142ZM145 90H147V92L145 91ZM154 90V89H153ZM162 90V91H161ZM173 90V91H174ZM208 90V89H207ZM207 90H206V92H207ZM218 90V91H217ZM221 90V89H220ZM14 91H15V93H14ZM17 91V92H16ZM29 91V92H28ZM66 91H68L67 93H66ZM70 91H72L71 93H70ZM166 91H168V92H166ZM187 91H188V89H187ZM201 91V92H202ZM225 91V90H224ZM229 91V90H228ZM254 91V92H255ZM262 91V92H263ZM24 92V93H23ZM59 92H61L62 94H64L65 96H63V97H60V96H62V95H60V96H58V93ZM74 92V93H73ZM77 92V94L79 95H77V94H75ZM105 93L106 94V92L108 93V94H106V95H104V94H101V93ZM136 92H138V93H136ZM145 92H146V94H148V95H145ZM154 92V93H153ZM163 92V93H162ZM171 92H172V90H171ZM189 92V91H188ZM221 92V91H220ZM223 92V91H222ZM236 91H234V94H233V96L235 95V96H237L235 99L237 100H234V102H233V98H227L228 99V101L229 100H232V101H229V104L231 105V107H232V110H234V114H236V116H235V118H234V114L233 115H231V117L233 116V119L231 118V120H238V119H240V122L239 121H237V122H233L234 124L235 123H237V124H235L237 127H235L237 130L239 129V131H240V129H242V131H240V134H241V132H242V134H243V132H246L247 133V131L246 130H248V132L250 131V133L249 134H251V136L254 138H252L253 140H254V142H256L257 143V139H259L258 140V142L260 143V145L261 146H263V147H260L259 145H257L258 147H260V148H264V136H262V134H261V132L259 131V128H258V126H259V120L258 119H255V120H258V122H256L257 123V126H256V124H255V122H253V121H255L254 119H253V121H250L251 120V116L252 115H257L258 113H255V114H252V113H254V110H255V108L257 109V107L255 106V105H251V103H252V101L254 100V102H253V104H256V97H253V92H251V94H249V92H248V94L249 95H252L251 97L248 95V98L249 99H252V98H254L251 102H248V104H246V105H243L242 103H243V101H244V103L247 101V100H245V99H248V98H243V96H246L247 97V95L245 94L244 95V93L246 92H244V91H239V93L241 94V92H244L243 93V95H240L239 93H235ZM17 93H20V94H17ZM42 93H44L43 95H42ZM80 93V94H79ZM83 93V95L84 94H86V96L84 95H81ZM175 93V94H174ZM184 93V92H183ZM215 93V92H214ZM219 93V92H218ZM233 93V92H232ZM264 93V92H263ZM263 93H261V95L263 94ZM15 94H17L16 96H14ZM33 94V95H32ZM51 94H54V95H51ZM68 94H70V95H68ZM88 94V95H87ZM99 94V95H98ZM256 94V96H257V94H260V93H255ZM23 95V96H22ZM26 95H28V98H26L27 96ZM29 95L31 96L30 98L32 99L33 97H35L34 99H36L35 101L38 103V105H39V108H37V103L36 102H34V100L32 101L30 98H29ZM47 95V96H46ZM76 95V97H78V98H76V97H74V96ZM90 95V96H89ZM107 95H110V98L113 96V99L116 97V101H119V99L120 98H122V99H120L121 101L119 102V105H114L113 106V104H116V102H114L113 103V101L107 96ZM131 95H133L134 97H136L135 99L138 101V103L137 102H134V99H131V98H133V97H129V96ZM136 95V96H135ZM179 95H180V97H179ZM213 95V94H212ZM216 96H218L217 98H221V97H219L220 95L219 94H215ZM214 95V96H215ZM22 96V97H21ZM33 96V97H32ZM51 96V97H50ZM56 96H58L57 98H59V99H57L56 98ZM67 96L68 97H70V96H72V98L70 97V98H67ZM82 96V97H81ZM99 96V97H98ZM101 96H102V99H101ZM106 96H107V98H108V100L110 101L111 100V102L113 103H111L110 104V102L108 103V100H106ZM115 96V97H114ZM148 96H150V97H148ZM233 96H231V97H233ZM234 96V97H235ZM264 96V95H263ZM23 97H24V99H23ZM49 97V98H48ZM55 97V98H54ZM85 97H87L86 98V100L88 99V101H85ZM98 99H101V100H103V103H104V101H105V103H106V105L108 106V107H106V105H100V104H98V107L100 108H97V98ZM118 97H120L119 99H118ZM142 97H144V98H142ZM146 97H148V99L150 98V100L149 101H151V102H149L148 101V99L146 98ZM158 98L157 100L155 99V98ZM169 96H167V98H168ZM209 97V96H208ZM228 97V96H227ZM20 98V100H18V99ZM22 98V99H21ZM52 98H53V101H52ZM75 98V99H74ZM80 98V99H79ZM167 98H163L165 101L167 100ZM175 98V97H174ZM10 99V100H9ZM15 99V100H14ZM28 99H29V101H28ZM48 99V100H47ZM57 99V100H56ZM70 99H73L72 101L74 102H78L81 106H78L79 108V111H81L82 112V114L85 112V114H83V116L85 117V119L83 120V121H85L86 123H84V125L86 124V126H83V122H81L80 120H82V118H84V117H82V115H78V114H80V113H78L79 111L76 109V106H77V104H75L74 105V103H72V101L70 100ZM82 99L84 100V101H82ZM143 99H144V101H145V99H147V102H148V104H145V103H143V104H145L144 105V108L146 109V111L143 109V110H141V106H143L142 104H141V102L143 101ZM151 99H153V102H152V100ZM155 99V100H154ZM169 99V101L171 102V100H172V97L171 98H168ZM171 99V100H170ZM222 99H225V98H223L222 97ZM243 99V100H242ZM248 99V100H249ZM259 98L257 97V100H258ZM261 100L262 99H264V98H262V96H261V98H260ZM23 100H24V102L25 101H27V103L29 104H27V103H24L23 102ZM32 102H31V101ZM61 102L60 104H59V101ZM135 100V101H136ZM142 100V101H141ZM159 100H161V101H159ZM199 100H200V98H199ZM207 100V99H206ZM226 100V99H225ZM20 101H22V102H20ZM48 101V102H47ZM52 101V102H51ZM57 101L58 102V104H56L55 102ZM70 102L71 103V105H70V103L68 104V103H66V102ZM80 101H82V104H84V105H82L81 104V102ZM100 101V100H99ZM143 101V102H144ZM155 101V102H154ZM163 101V102H162ZM179 101L180 102H183V103H181V105H179L180 103H179ZM188 101V100H187ZM208 101V100H207ZM206 101V103H208ZM209 101L211 102V99H209ZM227 101V100H226ZM10 102V103H9ZM21 104V105H19V103ZM50 102V103H49ZM102 102V101H101ZM146 102V103H147ZM202 102V103H201ZM234 103V105H233V103ZM262 102L264 103V101H261V104H262ZM12 103V104H11ZM33 103V104H32ZM52 103H54V104H52ZM96 103V104H95ZM99 103V102H98ZM102 103V104H103ZM104 103V104H105ZM118 103V102H117ZM136 103L138 104V106L139 105H141L139 108H138V106H136ZM151 103H155V104H152L151 105ZM167 103V102H166ZM169 103V102H168ZM167 103V104H168ZM187 104H188V102H186ZM201 103V104H200ZM237 103V106L235 105ZM250 103V104H249ZM24 104H26V105H24ZM35 104V105H34ZM61 104H62V106H61ZM69 106H68V105ZM112 105L111 107H110V105ZM13 107H12V106ZM26 106V108H24L23 106ZM59 105H60V107H59ZM63 105H65L66 107H64L63 108ZM95 105V106H94ZM184 105V106H183ZM212 105V104H211ZM248 105V106H247ZM252 106L253 108H254V106H255V108H254V110H250V113H248L247 112V110L249 111V106ZM16 106V107H15ZM31 106H34V108H35V106H36V108L34 109L33 107H31ZM43 106H45V109L43 108ZM52 106H54L55 108H57L59 111H58V113H57V110L54 108V107H52ZM68 106V107H67ZM71 106H73V107H71ZM85 106V107H84ZM106 107V108H104V107ZM117 106V107H116ZM119 106V107H118ZM126 106V107H125ZM157 108H159V106H157V105H155ZM154 106V107H155ZM165 106V105H164ZM176 106V107H175ZM204 106H206V104L204 105ZM233 106H235L234 108H233ZM246 106V107H245ZM18 107H19V109H18ZM30 108V110L28 111V109ZM70 107V109L72 108V110H74V112L71 110V113L73 112L74 113V116H76L77 118H71V117H74V116H71V115H73V114H71L70 113V109L68 110V108ZM74 107H75V109H74ZM81 107H83V109L81 108ZM114 109L113 111L110 109ZM213 106H211V108H212ZM215 107H217V109L218 110H216L218 113L219 112H221L222 110H224V108H220L219 106H214V108ZM245 107V108H244ZM249 107V108H248ZM23 108H24V110L26 111V113L24 114V110H23ZM33 108V109H32ZM42 108L44 109V111L45 112H42L43 110H42ZM49 108V109H48ZM62 109V110H64V111H62V110H60V109ZM87 108V109H86ZM124 108V109H123ZM168 108V109H167ZM170 108V109H169ZM173 108H175L174 110H171V109H173ZM182 108V109H181ZM187 108L189 109V111H190V115H191V117H190V115L189 114H185L187 111H185V115H188L189 116V120L187 119L188 118V116H187V118H185L186 116L184 115V117L182 116L181 117V119H180V116L181 115H183L182 113L184 112V111H182L183 109H185V110H187ZM197 110H196V109ZM213 108V109H214ZM248 108V109H247ZM27 109V110H26ZM39 109V110H38ZM68 111H67V110ZM85 109V110H84ZM107 110L108 111V109H109V111L106 113L107 114V117H110V115H111V117H110V119L112 120H110V119H106V116H103V114L101 113V111L100 110ZM127 109V110H126ZM130 109V110H129ZM155 109V108H154ZM179 109H181V112H180V110ZM216 109V108H215ZM219 109L221 110V111H219ZM36 110H38V111H36ZM76 110V111H75ZM103 110V111H104ZM119 110H121V111H119ZM123 110V111H122ZM148 110V111H147ZM176 110V111H175ZM179 110V111H178ZM211 110V109H210ZM28 111V112H27ZM47 111V112H46ZM60 111H62L61 113L62 114H60ZM66 111V112H65ZM78 111V112H77ZM91 111H92V113H91ZM102 111V112H103ZM104 111V112H105ZM155 110H153V111H151V112H154ZM169 111H173L172 112V114L170 113V115H172V116H170L169 115ZM204 111V112H205ZM215 111V112H216ZM258 110H256V112H257ZM16 112V113H15ZM35 112H37V113H35ZM48 112H49V118L50 119H52V120H50V119H48V118H46L44 115L46 114V116H47V114H48ZM103 112V113H104ZM113 112V114H111ZM119 112V113H118ZM123 114V112H124V116L121 114V113ZM146 112V114H144V115H142V113H145ZM181 114H180V113ZM210 112V111H209ZM230 112H231V110H230ZM231 112V113H232ZM242 112V113H241ZM22 113V114H21ZM33 113H35V114H33ZM45 113V114H44ZM57 113V114H56ZM66 113V114H65ZM75 113H78V114H76L75 115ZM108 113L110 114L109 116H108ZM140 113H141V115H142V117H141V115H140ZM218 113H217V115H218ZM252 114V115H247V114ZM20 116H19V115ZM41 114H43V116L45 117H43V116H40ZM67 114H69L68 116H67ZM71 114V115H70ZM93 114H95V115H93ZM117 114V115H116ZM120 116H119V115ZM133 114H134V116H133ZM159 114L161 115V117L159 116ZM224 114H226V110H225V112H223L222 111V113L220 114L219 113V115H221V116H223ZM228 114V113H227ZM245 114H246V116H245ZM24 115H25V117H24ZM51 115H52V118H51ZM59 115H60V118H58L59 117ZM112 115L113 116H119V117H117V119H119L120 121L118 122V120L115 118V117H112ZM145 115L147 116H150V117H152V118H154L156 115V117L158 118V119H160L161 121H160V123H159V121L157 120V118H156V121H158V122H152L151 124H154V123H159V126H163L162 127V129H165L166 131H167V128H170V129H168V132L166 133V134H162L163 133V131H165V130H162L161 131V133L159 132V130H160V127L158 126V127H156V128H154L153 127V125L151 126V124H149L148 125V128L150 127L151 129H150V131L148 130V128H147V124L149 123H147V121H148V119H147V117H145ZM167 115H169V116H167ZM216 115V114H215ZM219 115H218V118H219ZM230 115V114H229ZM228 115V116H229ZM240 115H243V117L241 118L240 117ZM256 115H255V117H256ZM39 116V118H37ZM64 116H67V120H68V122L67 123H72L71 125V127H74V125L75 124H80V123H82V125L81 126H83L84 128H82L81 126H79L78 124V126L81 128H77L78 129V132H79V129L81 130V131H85L86 133H82L83 135H81V137L83 136L84 138L86 137L87 139H85V142H83L84 144H86V143H88V142H86V141H89V145L88 146H86V145H84L83 146V148L84 147H88L87 149H83V148H81V149H83V150H80V148L78 149V147H80V146H78V144H77V146H76V143L74 142V144H73V138H72V134H70V137H71V139L73 140V141H71L70 140V138L68 137L69 136V133H72V130L74 129H72L71 128V132L69 131V130H67V131H69V133L66 131V128H65V126L63 125V124H65V122L67 121V120H65V122H64V119L66 118H64L63 119V117ZM96 117V119H97V121H98V118H101V121L100 122H102V116H103V118L104 119H106V121H105V123H109V126H107V125H105V124H103V122H102V125H104L105 126V129H106V131H107V129H108V133H106V132H104L105 134H107L108 135V137L110 138V139H108V140H111V146L106 142L107 141V138L108 137H106L105 136V138H106V140L104 139V138H102V136H100V135H103V137H104V133L102 132L103 130H104V128H103V126H99V124H98V126H97V128L94 126H92V124H93V121H91V118L92 117ZM123 116V117H122ZM203 116V117H204ZM225 116H226V118H225ZM225 116H223L224 118H225V120L227 119V115H225ZM244 116H245V119L246 118H250V119H248L247 121H245V119H244ZM18 117V118H17ZM41 117H43L42 119L44 120V121H42V119H41ZM79 117H82V118H80V120H79ZM120 117H122L121 119H120ZM145 118L146 120L144 121V119L142 120V118ZM149 117V118H150ZM172 117V118H171ZM216 117V118H215ZM222 117V118H223ZM254 117V116H253ZM257 117H258V115H257ZM34 118H36V120L34 119ZM71 119V120H74L73 122L71 121V122H69V119ZM112 118H114V119H112ZM130 118H133V120H134V123H132L133 125H136V127L135 126H133L131 123H130ZM152 118H150V122H151V119ZM170 118V119H169ZM205 118V117H204ZM217 118V119H218ZM221 118V117H220ZM219 118V119H220ZM221 118V119H222ZM230 118V116L228 117V120H226V122H225V120L223 119L222 121L221 120H219L221 123L222 122H225V123H227V122H229L230 121V124H231V120L229 119ZM126 119H128L129 120V122L126 120ZM178 119H180V120H178ZM209 119V118H208ZM100 120V119H99ZM110 120V121H109ZM114 120V121H113ZM116 120H117V122H118V124L117 123H115L116 122ZM133 120H131L132 122H133ZM172 120H174V121H176V123H174V124H176V125H173L172 124V126H174L173 128L170 126H167V125H171V123H173L174 121H172ZM182 120V121H181ZM186 120H188V124H187V126L185 127V126H183V124L185 125V123L183 122V121H186ZM200 120L199 121H197V122H199L200 123ZM210 120V119H209ZM46 121V122H45ZM78 121H80V123L78 122ZM124 121H127L126 123H128L127 125H126V123L125 124H123L122 125V123H124ZM152 121H153V119H152ZM155 121V120H154ZM171 122L170 124L169 123H167V122ZM195 121V120H194ZM195 121V122H196ZM204 121V122H203ZM211 121H212V119H211ZM217 121V123L216 122H214L213 123V121H212V123H213V125H214V128L213 129H216L219 125H215V123L216 124H218V123H220L218 120H216ZM41 122V123H40ZM55 123V126L53 125H51V123ZM76 122V123H75ZM99 122V121H98ZM114 123V124H111V123ZM178 122V123H177ZM242 122H243V124H245V125H243L242 124ZM246 122V123H245ZM50 124L52 127H54V128H52V129H55L54 131H56V132H54L55 134L53 135L52 133V131H51V128H49L48 126L49 125H46V124ZM66 123V124H67ZM74 123V124H73ZM136 123V124H135ZM147 123V124H146ZM163 123V124H162ZM166 123H167V125H166ZM190 123L192 124V125H190ZM193 123H194V125H196L197 127H195V126H193ZM204 123V124H205ZM206 123V124H207ZM211 123V122H210ZM225 123L223 124H220V126L222 125V130H220V131H222V135H220L221 133H219V135L220 136H223V134H225L227 137H228V135H230L229 133H230V131L228 132V133H226L227 131H228V129L230 130V128L232 129V127H230L229 128V126L227 125V124H229V123H227L226 125H225ZM239 123L240 124H242L241 126V128H240V126H239ZM247 123H248V126H247ZM252 123H253V125H252ZM42 124V125H41ZM45 124V125H44ZM95 124V123H94ZM118 126V128L117 127H115L116 125ZM180 126V128L178 129L177 128V126L178 125ZM207 124V125H208ZM229 124V125H230ZM254 124H255V126H254ZM43 125H44V127H43ZM90 125V126H89ZM111 125H115V126H111ZM126 127H125V126ZM129 125V126H128ZM130 125H131V127H135V129H136V131L134 132V135H133V132H131V134L129 133L130 131H131V127H130ZM137 125H138V127H137ZM156 125V124H155ZM182 125V126H181ZM188 125H190V127H188ZM212 125V126H213ZM223 125H224V127H223ZM251 125V126H250ZM59 126L61 127V128H63L62 130H64V132H62V130L59 132L58 130H60V129H58L59 128ZM68 126H69V124H68ZM107 126V127H106ZM111 126V127H110ZM128 126V127H127ZM217 126V127H216ZM219 126V127H220ZM231 126V125H230ZM238 126H239V128H238ZM249 126H250V128H249ZM260 126H261V124H260ZM48 127V128H47ZM67 127V126H66ZM70 127V126H69ZM75 127H76V125H75ZM93 128V130H94V128H96L97 129V132H99L101 129H103V130H101V132H102V134H100V135H98V134H94L92 131V133L91 132H89V128ZM100 127H102L101 129H100ZM114 127L116 128V130H117V132H115L116 133V135H114V133L112 134V132H113V130L111 131V132H109L110 130H109V128L110 129H114ZM124 127H125V130H124ZM198 128V132L201 130V132L200 133H203L204 132V135L202 134V136H204L205 137V135L207 134H209V137H210V135L212 136V141L211 140H209V139H211V137L208 139V138H206L207 137V135H206V137L204 138L203 137V140L204 141H206L207 139L209 140V142H205V143H207V145L205 144V143H203V142H201L200 140L202 139V137H199L198 138V136H195V132H193V130H192V128ZM216 127V128H215ZM218 127V128H219ZM253 127H257L258 128V132H260V133H258L256 130H257V128H253ZM99 128V129H98ZM129 129V128H131V129H129L128 131H127V129ZM157 128H159V130H158V132L161 134V135H157L156 133H158V132H155L154 133V131H156V129ZM171 128H172V130H171ZM178 130H180V129H182V132H184L185 131V129L187 130V131H185V133L187 132L188 134H187V136H184L183 134H181L182 132H179V135L180 136H182L181 138H179L180 136L178 135V137L176 138V139H178V140H180V141H178L177 142V140L176 139H174V137H175V134L177 135L178 134V132L176 133H174V131H178ZM185 128V129H184ZM201 128V129H200ZM221 128V127H220ZM223 128H224V130L227 128V131L225 132V133H223L224 132V130H223ZM247 128V129H246ZM43 129H47V130H49V132H46L45 130H43ZM67 129H68V127H67ZM83 129V130H82ZM134 129V130H135ZM153 129V130H152ZM190 129H191V131H192V133H194V135L193 136H195L194 138L195 139H197V141H200L201 143H203V144H205V145H203L202 146V150L206 147H209L207 150H204L205 152H203L204 153V155H206L207 154V151H211L212 153V156H211V160H213L212 162H215V159L217 160L216 161V165L218 166H216L215 165V163H209V166L210 167H215V168H213L214 169V171H216L215 169H216V167L219 169V171H221L220 170V168L222 167H224V170H222L221 172H217L216 171V173H219V174H216L213 170H211L210 171V169L208 170L207 168H206V166L204 165L203 167L201 166L202 164H200V167H202V169L207 173H205V175H208V174H211L210 176H211V179L213 178H215V179H218V177H220L219 179H221V177H224V173H225V175L228 173L229 174V176H231L230 174L232 173L233 175H234V173H235V170H236V172H238V173H240L241 174V172L243 173V171H244V173H246V174H243V176L245 175H248L249 174V176L252 178L251 180H249V181H251V183H249L248 181V183H246L245 185H248L247 187L249 188H247L246 189V187H244V184H241V186L243 187V188H241V186H240V188L239 187H236V185L237 186H239V182H238V184H234L235 186H234V188L236 187L237 189H242L241 191H243V192H245L246 191V194L244 193V194H242V192L240 191V192H238L239 190H235L236 191V194L238 195V197H240V199L239 200H241L240 202H239V200L237 201V202H239V204L237 203L236 204V206L235 205H233V206H231L230 205V203L232 202V201H236V199H237V197H236V194L233 196V195H231L232 193L231 192H233L232 191V189H233V186L231 187L232 189H230V187H229V190H231V192L230 191H228V193L230 192L231 194H229V196H225V198L223 197L224 196V192L222 193V191H227L226 190V188H223L222 187V189H224V190H222L221 191V189H220V187L221 186H219V185H217L216 184V182H215V179H214V182H215V184L217 185V186H219V190L221 191L220 193H222L223 195H222V198H223V200H224V202L225 201H231L229 204H228V206H226L227 207V210L229 211H227V210H225L224 211V208H225V206H223V205H225V204H227V203H225V204H219V200H222V198L220 197V196H218L219 194H218V192H219V190L218 189H216L218 192L216 193V191H215V188L214 187H211V184L210 183H208L209 185H208V188L206 189V190H204L203 192H204V194H205V196L207 197V192L206 191H208V192H210V191H212V194H208V199H211V201H214L213 199H214V197L216 198V200H218L217 202H218V206H222L220 209H222L223 207V211H220V213H218V212H215V208L213 209L212 207H210L209 206V204H208V206H207V208H211V209H213L212 211H211V213H209V212H207V209H205L204 207V204L205 203H203V205H201L202 203V201L201 202H199V200H201L203 197H202V189L204 188L203 186L199 189L201 192L197 195L198 196V198H197V196H196V198L198 199L196 202H198V204L195 202V201H193V200H188L189 198H190V196H189V198L188 199H186V196H185V194H189V192H190V190L191 191H193L191 188H193V184H195L194 186V188H196V184L198 183L199 184V182H198V179L200 180V175L198 176L196 173V177H199L197 180H196V182H195V180L193 181V183H192V181H191V183L188 181V183H190V186H192L191 188H189V191H187V187L188 186H186V188H182V190H186L188 193H184L183 191V194L181 193V195H183V196H185V198H183L180 194V198H178V193H180V191L177 193V194H175V193H166V196H168L169 195V197L170 198H168V197H166L165 195H163L161 192H160V196H164L163 198H161V197H159L158 195H157V197H158V199L157 198H154V196L151 194V196H150V194L149 193H153V191L152 192H149V190L151 189V188H154V186H153V184L155 185V187H157L156 186V184H158V186L159 185H161V186H163V187H165L166 185H168L169 186V184L170 183H172L170 180H169V176L171 175H168L167 176V178H168V180L170 181V183H168V182H166V183H168V184H165V186H164V184H163V178H165L166 179V174L168 173L169 174V172L168 171H165V169L167 170V168H168V164L167 163H169V162H167V161H169L170 160V163L169 164H172L173 166H169V168H168V170L170 171L171 169H172V167L174 168V170H172L173 172V176L175 177V180H177L176 182H178L179 181V179L180 180H185V178L186 177H190L191 175L189 174L188 176H184V173H181V175H183L184 177V179H182V177H180L179 179H178V176H179V171L180 170H182L183 169V167H180L179 165H177L175 162H176V160H180L181 158H180V155H182L181 153H180V155H179V157L177 156V157H175V150H177L178 152L179 151H181L182 149L183 150H185L184 149V147H186L185 145H183V146H180L181 145V140H185V138L187 139V141L189 142L190 141V143L189 144H191V142L192 143H194L196 140H194V142H193V137H191L192 136V133H191V131H190ZM194 129V130H195ZM233 129H234V127H233ZM232 129V130H233ZM235 129V130H236ZM92 130V129H91ZM116 130H114V131H116ZM121 130H123L122 132H124V131H127L128 132V134L129 135H131V136H135V135H137L136 136V138L135 137H132L131 139H133V138H135V141H134V143L135 142H137V137H138V142H140V143H138V144H140L141 145V148L140 147H137V146H140V145H137V146H135V145H130L132 142H133V140L131 141L130 140V138H127L126 137V135H124L125 133H127V132H125L124 134L121 132V133H119ZM133 130V129H132ZM169 130H171L170 132H169ZM195 130V131H196ZM205 130V129H204ZM232 130H231V133L233 134V133H235V132H232ZM244 130V131H243ZM50 131H51V133H50ZM59 132V134L61 133L62 135H64V133H65V136H66V138H64V140L65 139H68L67 141H69V143L71 144V145H68V142H66L65 141V145L67 144L68 145V147L70 146V148H68L67 147V145H66V147H65V145H64V140L62 141V140H60L59 139V137L57 136L58 134V132ZM74 131H76L75 129H74ZM105 131V130H104ZM153 131V132H152ZM165 131V132H166ZM196 131V132H197ZM219 131V132H220ZM239 131L236 133L237 134V136L235 135V134H233V136L235 137H238V138H240V134H238L239 133ZM101 132H99V133H101ZM145 132V133H144ZM152 132V133H151ZM164 132V133H165ZM190 132V133H189ZM50 133V134H49ZM74 133H76V132H73V134ZM90 133V134H89ZM111 133V134H110ZM136 133V134H135ZM200 133H197L196 135H198L199 134V136H201L200 135ZM245 133V137H247V135H249V134H246ZM259 134V136H258V134ZM78 135H76L77 137H79L80 136V134L79 133H77ZM123 135V138L119 141L118 140V138L120 137V135ZM216 134V136H218L217 134H218V132L217 133H215ZM241 134V135H242ZM260 134H261V137H262V139H261V137H260ZM61 135V138L62 137H64V136H62ZM113 135L116 137V139H114V137H113ZM129 135H127V136H129ZM162 135H164V136H166V137H164V138H162ZM224 135V136H225ZM52 136H54V137H52ZM90 136H91V138H93V139H91L90 138ZM95 136H97V137H95ZM99 136V137H98ZM190 136V137H189ZM215 136V137H216ZM244 136V135H243ZM49 139H48V138ZM112 137V138H111ZM126 137V138H125ZM154 137V138H153ZM227 137L226 138H224V137H219L220 139H222L223 140V138H224V141H225V139L227 140ZM84 138L82 139V138H80V139H82V140H84ZM90 138V139H89ZM97 138V140H95ZM100 138V139H99ZM121 138V137H120ZM119 138V139H120ZM124 138H125V140L127 139H129L128 141L130 142V143H128L130 146H135L134 148H130L129 149V147L126 145L127 143V141L125 142V140H124ZM172 138H173V140H172ZM188 138H189V140H188ZM192 140H191V139ZM217 138V137H216ZM76 139V138H75ZM79 139V138H78ZM104 139L105 141H104V146L106 147L107 146V148H105V149H107L106 150V153L105 154H107V151L109 152L111 149H113V150H111L109 153L110 154H107V155H105L104 153H103V150H104V152H105V149H103L104 148V146L102 147V145H103V141L102 140ZM167 139V140H166ZM251 138H250V136H248V141L250 140ZM81 140V141H82ZM91 140H94L93 142L91 141ZM101 140V141H100ZM116 140V141H115ZM118 140V141H117ZM170 140V142L171 143H173V141H175V142H177V146H176V144L174 145V144H172V145H170V144H168L169 141ZM172 140V141H171ZM207 140V141H208ZM216 140V139H215ZM217 140H218V138H217ZM216 140V141H217ZM253 140H251V141H253ZM71 141V142H70ZM78 141V140H77ZM76 141V142H77ZM115 141V142H114ZM186 141V142H187ZM224 141H222V142H224ZM63 142V143H62ZM98 142V143H97ZM106 142V143H105ZM114 142V143H113ZM118 142V143H117ZM124 142L126 143L125 144V146H124ZM143 142V143H142ZM152 142V143H151ZM168 142V143H167ZM174 142V143H175ZM184 142V141H183ZM221 142V141H220ZM253 142V143H254ZM79 143H80V141H79ZM93 143H96V144H93ZM121 143V145H123L122 146V148H121V146L120 145H118V144H120ZM136 143V144H137ZM142 143V144H141ZM152 144V146H151V144ZM180 143V145H178ZM213 143V142H212ZM75 146H73V145ZM91 144H93L94 145V148L93 149H91V147L93 146V145H91ZM109 145V147H108V145ZM184 144V143H183ZM195 144V146H196V143H194ZM200 143H198L197 142V146L199 145ZM255 144V143H254ZM64 145V146H63ZM80 145H83L82 144V142H81V144ZM90 145H91V147H90ZM100 145H101V148L102 149H100ZM174 145V146H173ZM237 144H235V145H233L234 147L236 146ZM98 146V147H97ZM120 146V147H119ZM192 146V145H191ZM191 146H189L188 148L190 149V152L189 151H187V152H189V154L188 155H190V153H191V151H192V149H194L195 148V146H194V148H192ZM196 146V147H197ZM201 146V145H200ZM200 146H198V148H196L195 150H193V152H194V155H195V153H197L196 152V150L197 149H199L200 148ZM205 146V147H204ZM232 146V147H233ZM238 146V145H237ZM235 147L234 148V150L237 152L238 150L240 151V147ZM72 147V148H71ZM90 147V148H89ZM112 147V148H111ZM117 147H118V149H117ZM126 147H128V149L126 148ZM154 147V148H153ZM204 147V148H203ZM257 147V148H258ZM76 148V149H75ZM96 148V149H95ZM98 148H99V150H98ZM109 148H111V149H109ZM139 148H140V150L142 151L141 153H140V150H139ZM152 150H151V149ZM174 148V149H173ZM187 148V147H186ZM237 148H238V150H237ZM259 148V150H261ZM92 151H91V150ZM119 149H120V151H122V149H123V151L122 152H120L119 151ZM137 152H135L134 153V150ZM153 149H155L156 151L158 150V152L160 151L161 152V154H163V152H165L164 154H165V156L163 155H161V154H159L158 156H162V157H164V158H167V160H166V162H165V160L163 161V162H165L164 164L162 163V158L160 157V159H159V162L157 161L158 159L156 158V162H155V160H154V155L153 154H149L150 156H149V160H150V162L149 163H153V161H154V165H156L157 166V168L156 169H158V173H159V175L160 176H156V175H158V174H155L156 173V169L154 170L155 171V176L156 177H160V182L162 183H160V182H158V179L157 180H155V179H153V176L154 175H152L153 174V172L151 173V171H153V165L151 166V164H149L148 165V162H147V165H143L144 163H145V160H147L146 158H147V154H148V152L149 153H152V151H153V153H154V150ZM201 149V148H200ZM87 150V151H86ZM95 151V154H94V151ZM100 150H102V152L100 151ZM138 150H139V152H138ZM166 150V151H165ZM187 150V149H186ZM185 150V151H186ZM67 151V152H66ZM81 151V152H80ZM85 151H86V153H85ZM96 151H97V153H96ZM98 151H100V152H98ZM119 151V152H118ZM184 151V152H185ZM201 151V150H200ZM261 151H263L264 152V150H261ZM84 152V154H82ZM111 152H113V153H111ZM132 152V153H131ZM177 152V153H178ZM187 152H185L186 154H187ZM118 153H127L128 155H129V153L131 154V156L132 157H134L136 160L138 159V163L137 164H135V165H133L134 164V158L133 159H131L132 157L129 155V157H130V159L133 161V162H128L127 160H129V158H128V155L126 154V157H127V159L123 156L124 154H118ZM135 155H134V154ZM138 153L140 154V159H139V157L137 158L136 157V155H138ZM156 153V152H155ZM182 153H183V151H182ZM184 153V154H185ZM202 153V152H201ZM202 153V154H203ZM77 154V155H76ZM82 154V155H81ZM87 154V155H86ZM89 154V155H88ZM94 157H91V155ZM96 154H98V155H96ZM117 155V156H119V157H117V156H115V155ZM134 156H133V155ZM179 154V153H178ZM209 154V153H208ZM208 154H207V156L206 157H210V155L208 156ZM96 155V156H95ZM110 157H109V156ZM157 155V154H156ZM191 155H193L192 153H191ZM193 155V156H194ZM74 156V157H73ZM78 156V157H77ZM104 156V157H103ZM166 156H168L169 157V160H168V157H166ZM182 156H184V158H182V159H185L186 157L188 158V156L187 155H182ZM181 156V157H182ZM196 157L198 156V155H195ZM101 157H103V158H101ZM113 157H115V159L113 158ZM122 157L123 158H125V159H123V163H121L122 162ZM157 157V156H156ZM195 157V160L197 159L198 160V158H196ZM79 158H80V160H79ZM83 158V159H82ZM89 158V159H88ZM121 160H120V159ZM174 158V159H173ZM189 158H190V156H189ZM188 158V159H189ZM208 158H206V160H202L201 162H205V164H206V162L208 163V162H210V160L208 159ZM91 159V160H90ZM98 159V160H97ZM118 160V162H117V160ZM176 159V160H175ZM181 159V160H182ZM188 159H185L184 161H182L183 162V164H184V162H185V164H186V160H188ZM193 159H194V157H193ZM192 159V160H193ZM84 160V161H83ZM88 160H89V162H88ZM96 160V161H95ZM135 160V162H137ZM175 160V161H174ZM180 160V161H181ZM81 161H83L84 163H82ZM114 161H116V162H114ZM126 163H125V162ZM130 161V160H129ZM160 161H161V165L164 167V165H165V169L164 170H162L161 168H162V166L160 165ZM189 161H190V159H189ZM189 161L187 162L188 164H187V166H190L189 165ZM114 162V163H113ZM191 162H193V164L195 163L194 162V160L193 161H191ZM190 162V163H191ZM120 163V164H119ZM177 163H179V162H177ZM80 164V165H79ZM84 164V165H83ZM91 164H93V165H91ZM126 164V165H125ZM133 166H132V165ZM139 164V165H138ZM182 164V163H181ZM183 164L181 165V166H183ZM184 164V169H185V167H186V165ZM192 163H191V167H190V169L191 170H196V167H197V165L195 166V164H197V162L193 165ZM199 164V163H198ZM212 164H214V165H212ZM233 164V165H234ZM103 165L104 166H106V167H103ZM123 165H125V166H127V167H125V166H123ZM168 165V166H167ZM221 165V166H220ZM245 165H246V167H245ZM78 166V167H77ZM80 166V167H79ZM83 166V167H82ZM89 166V167H88ZM113 166V167H112ZM117 166H119V168L117 167ZM120 166H122V167H120ZM132 166V167H131ZM138 166H139V169H137L138 168ZM195 167V169H194V167ZM95 167V168H94ZM97 167V168H96ZM103 167V168H102ZM128 167H130V168H133V170H132V172L134 171L135 173H136V176H134L135 178H133L134 180L132 181L131 179H128V178H132V176L135 174V173H130L131 172V169L129 170L128 169ZM137 167V168H136ZM144 167H149L148 169V173L150 174V175H152V176H150V180L148 179V180H145V174H144V170L145 169H147V168H145L144 169ZM153 168L151 171H150V169L151 168ZM240 167V168H239ZM252 167H254V166H252ZM251 167V168H252ZM86 168V169H85ZM89 168V169H88ZM91 168H93V169H91ZM116 168L117 169H123V170H125V172L127 173H129L130 175H132V176H129L128 175V173H127V175L128 176H126L125 175V172L123 171V173L121 174L120 173V170L119 171H115L116 170ZM135 168V169H134ZM197 168H199V167H197ZM249 168V169H248ZM109 169V170H108ZM115 169V170H114ZM137 169V170H136ZM144 169V170H143ZM179 169V170H178ZM201 168H199V169H197V171L200 173V170ZM201 169V170H202ZM217 169V170H218ZM246 169H248V174H247V170ZM86 170V171H85ZM95 170V171H94ZM105 170H107V171H112V174L111 173H107V171L105 172ZM177 170H178V172H177ZM191 170H190V173H191ZM202 170V171H203ZM228 170V172H226ZM232 170V171H231ZM240 170H241V172H240ZM249 170H251V171H249ZM84 171V172H83ZM98 171V172H97ZM122 171V170H121ZM130 171V172H129ZM161 171H163L164 173H162ZM182 171H184V172H186L185 170H182ZM181 171V172H182ZM196 171V172H197ZM229 171H231V173H229ZM93 172V173H92ZM167 172V173H166ZM188 172V171H187ZM186 172V173H187ZM195 172V171H194ZM193 171H192V173H194ZM197 172V173H198ZM255 172V173H254ZM100 173V174H99ZM103 173H105V174H103ZM108 174V176H107V174ZM116 173L118 174V176L116 177ZM185 173V175H187ZM202 173V172H201ZM204 173V172H203ZM221 173V174H220ZM238 173H236V174H238ZM254 173V174H253ZM261 174H262V176L261 177H263V173H264V171L262 172V170H261V172H260ZM141 175V176H139L138 177V175ZM149 174H147V176H149ZM163 174H164V176H163ZM227 174V175H228ZM103 175H105V176H103ZM110 175V176H109ZM120 175H121V178H122V180H121V178H120ZM144 175V176H143ZM239 175V174H238ZM98 176V177H97ZM154 176V177H155ZM193 176V175H192ZM195 176V175H194ZM204 175H202L201 176V180H203V178L205 177H203ZM236 176V175H235ZM240 176H242V175H240ZM257 176V175H256ZM112 179H111V178ZM137 177L139 178V180H140V178H141V180L143 181V183L142 182H138V183H136L135 181H137ZM152 177V178H151ZM161 177H163V178H161ZM247 177V176H246ZM259 177V176H258ZM92 178V179H91ZM95 178V179H94ZM96 178H97V180H96ZM149 178V177H148ZM171 178H172V176H171ZM191 178H193V177H191ZM225 178V177H224ZM223 178V179H224ZM226 178H230V177H227L226 176ZM249 178V177H248ZM256 178V177H255ZM254 178V181L255 180H257V179H259V178H256L255 179ZM108 179H110V180H108ZM118 179H120L122 182H125L124 180H126V181H128V182H125V184L123 185L122 184V182L121 181H118ZM147 179V178H146ZM162 179V180H161ZM174 179V178H173ZM189 180H190V178H188ZM195 179V178H194ZM250 179V178H249ZM95 180V181H94ZM114 180L116 181V183H114ZM140 180V181H141ZM152 180V184H151V182H150V184H151V187L150 186H148V184H146V181H151ZM157 181V182H155V181ZM167 180V179H166ZM165 180V181H166ZM192 180V179H191ZM222 180V179H221ZM220 180V181H221ZM227 180V179H226ZM104 181V182H103ZM187 181V180H186ZM206 181H207V179H205V181H202V185H203V182L204 183H206ZM216 181H218V180H216ZM219 181V182H220ZM79 182V183H78ZM121 182V183H120ZM211 182H212V180H211ZM226 182V181H225ZM224 182V184H223V186H227L228 185V183L230 182H232V181H227V184ZM234 182V181H233ZM236 182V181H235ZM234 182V183H235ZM253 182V183H252ZM112 183H113V185H112ZM120 183V184H119ZM143 185H142V184ZM160 183V184H159ZM175 182H173L172 184H171V187H172V190H173V188L175 187V185L176 184H174ZM182 183V182H181ZM181 183H180V186H178V185H176L177 187H184V185L182 184L181 185ZM185 183H187V182H185ZM200 183H201V181H200ZM220 183H223V182H220ZM229 183V184H230ZM86 184V185H85ZM95 184V185H94ZM98 184V185H97ZM177 184H179V182L177 183ZM97 185V186H96ZM118 187H117V186ZM121 185V186H120ZM123 185V186H122ZM189 185V184H188ZM204 185H206L207 186V184H204ZM212 185H214V183L212 184ZM222 185V184H221ZM251 185V186H252ZM82 186V187H81ZM103 186V187H102ZM128 186V187H127ZM133 186V187H132ZM142 188H140V187ZM147 186H148V188H147ZM160 186V187H161ZM168 186H167V190H169L170 189V187L168 188ZM205 186V187H206ZM215 186V185H214ZM228 186H230V185H228ZM256 186V185H255ZM98 187V188H97ZM100 187V188H99ZM108 187H110V188H108ZM116 187V188H115ZM149 187H150V189H149ZM200 186L198 185V188H199ZM102 188V189H101ZM111 188H114V190L113 189H111ZM119 188H121V190L118 189ZM136 188V189H135ZM166 188V187H165ZM228 188V187H227ZM95 190L96 192H94L93 190ZM101 189V190H100ZM108 189V190H107ZM128 189H131L132 190V193H130L131 192V190H128ZM155 189V188H154ZM174 189H177L176 187L174 188ZM99 190V191H98ZM110 190H113V191H111V192H113V193H111L110 192ZM137 190H139V191H137ZM151 190H153V189H151ZM158 192L161 190V189H156ZM167 190H165V192L167 191ZM178 190V189H177ZM176 190V191H177ZM184 190V191H185ZM196 191H194V192H197V188L195 189ZM234 190V189H233ZM250 190V191H249ZM258 190V191H257ZM260 190V191H259ZM90 191V192H89ZM108 192V194L111 196V195H115V199H113V196L110 198L109 196H107L106 195V193ZM114 191H119V192H114ZM170 191V190H169ZM249 191V192H248ZM76 192V193H75ZM94 192V193H93ZM106 192V193H105ZM140 192H143V199L142 198H140V199H142V200H140V207L144 204V203H146V204H148L149 203V201H150V203L147 205L148 207H149V205L151 204V203H153V202H156V201H154V199L155 200H157V203H158V200H159V198H161L160 200L163 202V204H165L164 202H165V200H166V198H168V201H166V203L168 202V204L169 205H167L166 204V206H170V209L173 207V204L174 205H177L176 204V200H177V198H178V200L181 202V204H182V202L184 203V204H188V205H190V206H188L187 204V206H188V208H187V206H186V208L187 209H191V207L193 206L194 208L196 207L197 209H196V211H197V213H198V208H199V210H201V213H200V215L199 216H197V213H196V215L194 216V218H197L198 219V217H199V219H198V221L199 220H201L202 219V222H203V218H202V215H203V217H204V221H208L207 222V224H202V226L200 225L199 227L197 226V224L198 223H200V222H194L193 221V223H197L196 224V226H197V228L198 229H196V227H195V225H193V227H191L192 225L190 224L191 222H189V224L187 223V224H185V222H188V221H191V220H188V219H190V216L188 217V219L187 220H185L186 218H184V216L186 217L187 215H188V213H190V215H192V213H194V211H195V209L192 211V213L189 211H187V213H184V211H186L185 210V208H184V204H182L183 205V207H181V209H184V211H183V213H182V216H181V218L180 219H184L183 221L181 220H179V217H180V215H181V213H178V214H180L179 215V217L177 216L178 214H174V212H175V209H172V213H171V211L170 212H168V213H170V214H166V215H164L165 214V212H167V211H169V210H167L166 208V210L167 211H165V212H163L164 214H163V217H165V219L164 218H162V216H161V212L159 211V206H158V208L156 207V209L158 210V212H156V215L157 214H160L158 217L160 218V219H158V218H154V220H159L160 222L162 221L163 222V224H165L166 222H168L169 224L172 222V225H174L173 227L175 228L174 230L175 231H171V230H173V229H171L172 227H170L169 226V224L167 223V224H165V226H167L168 225V227H170V229H168L167 228V230H169V233L172 235H174L175 233L176 234H178V236L176 235H174V237H172L171 235H169V233L167 232L166 234V236L168 237V239L167 240H165L164 242H163V239H161V238H158L157 236L158 235H160V234H163V232H165L164 231V229H166V227L165 228H163L162 229V226H163V224L162 225H160V227H159V229H162V230H160L159 232V234L157 233L156 235L157 236H154L153 237V235L154 234H149V235H147V234H144L143 232V234L140 232L141 230H143V228L145 227V228H147V227H151L150 226V223L153 225V227L154 228H156V226H159V225H156V224H154L155 223V221H151V220H148V219H150V218H148V216H146V213L145 212H143V215L141 216L140 214V216H138V215H136L135 213L137 212H133L134 211V209L132 208L133 206H130L131 204H130V202L132 203V202H134L135 204H136V196H141V194H140ZM149 192V193H148ZM190 193L192 196H193V199L195 198L194 197V195H195V193ZM256 192H258V193H256ZM103 193V194H102ZM117 195H116V194ZM138 194V195H136V194ZM157 193V192H156ZM227 192H225V194H226ZM234 193V192H233ZM251 193V194H250ZM253 193V194H252ZM261 193V194H260ZM97 194V195H96ZM100 194H102L101 195V197L103 198H100ZM120 194H122V195H120ZM153 194H155V193H153ZM194 194V195H193ZM201 194V196H199ZM254 194H256V195H254ZM260 194V195H259ZM81 195V196H80ZM104 195H106V196H104ZM131 197H130V196ZM209 195H212V196H214L213 197V199H212V197L211 196H209ZM221 195V194H220ZM242 195H244V198L242 197ZM251 195V196H250ZM70 196V197H69ZM82 196H85V197H83L82 198ZM121 196H123L124 197V200H123V197H121ZM135 196V197H134ZM138 196V197H139ZM152 196H153V201H152ZM192 196H191V198H192ZM231 196H233V197H236V199L235 198H233V197H231ZM78 197H80L79 199H78ZM94 197V198H93ZM106 197V198H105ZM117 197L119 198L118 200L119 201H117ZM128 197V199H127V201L125 200V198H127ZM137 197V198H138ZM148 197V198H147ZM155 197H156V194H155ZM166 197V198H165ZM187 197H188V195H187ZM199 197H201V199L199 198ZM210 197V198H209ZM99 198V199H98ZM106 200H105V199ZM135 200H134V199ZM150 198V199H149ZM165 198V199H164ZM218 198V199H217ZM245 198H248V199H251V201H250V203H248V204H244L243 206H241V202H242V200H244ZM120 199H121V201H123V203L122 202H120ZM139 199V198H138ZM137 199V200H138ZM146 199H148L149 201H147ZM164 199V200H163ZM172 199V200H171ZM206 199V198H205ZM257 199V200H256ZM105 200V201H104ZM109 200H110V202H109ZM113 200V201H112ZM116 200V202H115V204L113 203L114 201ZM134 200V201H133ZM172 201V202H169V201ZM196 200V199H195ZM204 200V199H203ZM215 200V201H216ZM108 201V202H107ZM142 201V202H141ZM146 201V202H145ZM152 201V202H151ZM173 201H174V203H173ZM210 201V200H209ZM118 202H120V203H118ZM137 202H139V201H137ZM206 202V201H205ZM223 201L221 202V203H224ZM84 204V205H82V204ZM109 203H110V206H109ZM111 203H113V205L111 206ZM116 203H118V204H116ZM130 205H129V204ZM173 203V204H172ZM211 203V202H210ZM213 203V202H212ZM211 203V204H212ZM214 203V204H215ZM236 203V202H235ZM234 202H233V204H235ZM106 204L109 206H106ZM122 204V205H121ZM213 204V205H214ZM232 204V203H231ZM80 205V206H79ZM82 205V206H81ZM104 205V206H103ZM117 205H118V207H117ZM120 205V206H119ZM126 205V206H125ZM132 205H134L133 203H132ZM153 205H155V203H153ZM229 205L231 206V207H229ZM237 205H239L238 207H237ZM107 207V209H109L110 207H114V210H115V213H114V210H113V208H111L110 210L111 211H113L112 213H111V211L109 210H107L106 209V207ZM124 206V207H123ZM136 206V205H135ZM150 206H152V204L150 205ZM156 206H157V204H156ZM172 206V207H171ZM215 206V205H214ZM80 207V208H79ZM83 207V208H82ZM103 207H105V208H103ZM124 208V212H123V208ZM129 207V208H128ZM130 207L133 209V211H132V209H130ZM143 207V206H142ZM144 207H145V210H143V211H146V206L144 205ZM144 207H143V209H144ZM148 207H147V209H148ZM155 207V206H154ZM153 207V208H154ZM178 207V208H177ZM177 207L176 206H174V208H176L177 210L176 211H182V210H180V207L177 205ZM217 207V206H216ZM117 208H119L118 209V211H117ZM134 208H136L137 209V207H134ZM152 208V207H151ZM161 208H163V207H161ZM217 208H219V207H217ZM216 208V210L217 211H219L218 209ZM125 209H130L129 211L127 210H125ZM135 209V210H136ZM139 210H140V208H138ZM137 209V210H138ZM156 209H155V211H156ZM150 210H152V209H150ZM162 210V209H161ZM232 210V211H231ZM120 211H121V213H120ZM227 211V212H226ZM123 212V213H122ZM133 212V213H132ZM150 213H151V211H149ZM160 212V213H159ZM212 212H213V217L212 218H210V214H212ZM246 212V213H245ZM94 213H96V214H94ZM138 213H141V212H137V214ZM150 213H148V214H150ZM155 213V212H154ZM216 213H218V214H216ZM224 213H226L224 216L223 215H221V214H224ZM94 214V215H93ZM98 214V215H97ZM118 214V215H117ZM122 215V217H123V219H122V217H121V215ZM124 214H126V215H128V217L130 216V215H133L134 214V218H133V220L135 219V218H139L140 219V217H145V219H147L146 220V222L145 221H143V220H141L142 221V223L143 222H145V223H143V226L142 225H140V223H138L140 226H137L138 228L140 227H142L141 229L139 228H137L136 226H134V224L132 225L131 223L133 222L132 221V218H129L128 219V217H124L125 215ZM185 214V215H184ZM195 214V213H194ZM199 214V213H198ZM215 214V215H214ZM151 215H152V220H153V215L156 217V215L155 214H153V212L151 213ZM174 215H176V217H177V221L174 219V217L172 218V216H174ZM184 215V216H183ZM96 216H98L99 218L98 219H96L97 217ZM136 216H138V217H136ZM150 216V215H149ZM200 216H201V218H200ZM111 217V218H110ZM143 217V218H144ZM169 217H171V218H168ZM175 217V218H176ZM183 217V218H182ZM191 217H193V215L191 216ZM259 219H258V218ZM102 218V219H101ZM118 218V219H117ZM114 219V220H113ZM127 220L126 221V223H124L125 222V220ZM247 219V220H246ZM258 219V220H257ZM112 220H113V222H112ZM139 220V221H140ZM251 220V221H250ZM26 221H27V223H26ZM31 221V222H30ZM94 221H95V223H94ZM106 221V222H105ZM117 221V222H116ZM151 221V222H150ZM185 221V222H184ZM250 221V223H253V222H255V221H257L256 223H255V226H254V224H250L249 225V229L247 230V232H249V233H251V236L252 237H256L257 235V237H256V239H260L259 241L258 240H256L255 238V240L256 241H258V243H256V245H255V248L257 247V250H254L253 252L255 253V254H253V256H252V250L251 251H248L249 249H248V247H247V245L245 244L246 243V239L248 238V233H246V234H244L243 233V229L245 228V230L247 229V225H248V223H246V222H249ZM253 221V222H252ZM24 224H23V223ZM131 222V223H130ZM135 222V221H134ZM137 222H138V219H137ZM158 222V221H157ZM156 222V223H157ZM159 222V224H161ZM14 223V224H13ZM93 223V224H92ZM103 224L102 226H101V228H100V224ZM122 223V224H121ZM148 223H149V225H148ZM184 223V224H183ZM206 223V222H205ZM263 223V224H262ZM91 224L92 225H96V226H98V229H97V227H96V229L98 230V231H96L92 226H91ZM147 224V226H145V225ZM201 224V223H200ZM245 224H247V225H245ZM88 225H90V226H88ZM131 225V226H130ZM137 225V224H136ZM171 225V224H170ZM171 225V226H172ZM188 225V226H187ZM245 225V226H244ZM260 225H262V226H260ZM4 226V227H3ZM20 226V227H19ZM25 226V227H24ZM132 226H134L135 228H137L135 231H133V228H132ZM175 226H177V227H175ZM232 226H234L233 228H232ZM254 226V230H252V229H250V227L252 228ZM17 227V228H16ZM239 227V228H238ZM3 228H5V230L3 229ZM6 228H7V230H6ZM9 228V229H8ZM12 228V229H11ZM19 228V229H18ZM23 228V229H22ZM85 228V229H84ZM144 228V229H145ZM154 228H152V230L154 229ZM18 229V230H17ZM23 230V231H21V230ZM54 229V230H53ZM90 229H93V232H91V230ZM99 229H100V231L101 230H103L102 232H100L99 231ZM151 229V228H150ZM148 230L149 232L150 231H152V230ZM156 229H158V227L156 228ZM156 229H154V231L156 230ZM158 229V230H159ZM231 229H233L234 230V233H236L237 232V234H233V233H231V234H229L228 232H232V230ZM236 229V230H235ZM11 230V231H10ZM17 230V231H16ZM29 230H30V232H29ZM128 230H130V232L128 231ZM157 230V231H158ZM229 230V231H228ZM44 233H43V232ZM94 231H96V232H94ZM136 232L137 231V233H138V231H139V234L141 233V235H143V236H139L138 238H137V236H136V233H135V236L136 237H134L133 236V238H130V236L131 235H133L131 232ZM147 231V230H146ZM147 231V232H148ZM20 232V233H19ZM24 234H23V233ZM29 232V233H28ZM50 232H52V233H50ZM83 232H85V233H83ZM105 232V233H104ZM145 232V231H144ZM148 232V233H149ZM172 232V233H171ZM245 232V231H244ZM36 233V234H35ZM43 234V235H41V234ZM46 233H48V234H46ZM83 235H82V234ZM92 233H95L94 235L92 234ZM115 233V234H114ZM127 233H130V235H128ZM154 233V232H153ZM239 233V234H238ZM255 233H256V236H255ZM17 234V235H16ZM21 234H23V235H21ZM97 234V235H96ZM98 234H99V236L100 235H102V236H98ZM108 234V235H107ZM113 235V237H112V235ZM125 234V235H124ZM128 236H127V235ZM165 234V233H164ZM234 235V237H232L233 235ZM96 235V236H95ZM111 235V236H110ZM119 236V238L118 239H120V238H122V236H123V238H124V240H122V241H124V242H122L121 244H123V243H125L126 244V242H125V240L127 241V238H128V241H129V238H130V241L132 240V246H134V244H136V242H138V240H140V241H142V243L145 245H142V243H141V245L143 246V248L142 249H145L146 251H148V246H147V242L149 243L148 245H149V248L150 247H152L153 249L154 248H156V246H160V248L159 249H155V250H151L150 251V249H149V251H148V253H146V251H144V250H142V252H140L138 249H139V247H138V249L136 248L137 247V245H135L134 247H132L131 249L128 247V245H130L129 243H128V241H127V244H126V246H127V248H124V247H122L121 245H120V243H118V242H116V240L114 239L115 237H116V239H117V236ZM122 235V236H121ZM138 235V234H137ZM169 235V236H168ZM230 235H231V239H230ZM236 235H237V241L239 240V242L238 243H235V241L236 240H233V239H236ZM19 236V237H18ZM58 236H60V237H58ZM82 236L84 237H86V240L84 241V238H82ZM147 236H149V238H147ZM171 236V238H169ZM245 236H247V237H245ZM24 237V238H23ZM48 239H47V238ZM73 237V238H72ZM99 237V239L97 240V238ZM108 237H110V238H108ZM132 237V236H131ZM154 239H153V238ZM160 237V236H159ZM162 237H165V235H162ZM222 237V238H221ZM20 238V239H19ZM71 238H72V241H74V243L71 241ZM89 238L91 239V245L89 244V248H87L88 250H85V251H88V253L90 254V253H93V254H90V255H88V253L87 252H85L84 253V247L86 248V245H88V243L87 244H85L86 242H88L89 241ZM96 238V239H95ZM166 238V237H165ZM227 240H226V239ZM243 238H245V240H244V242L245 243H243V244H240V241H242V239ZM263 238V239H262ZM85 242V243H81L80 244V242H82V240ZM117 239V241H119ZM133 239H136L135 241H133ZM158 239H161L162 241H160V240H158ZM219 239H221V241H218ZM223 239H225L226 240V242L227 243H225V245L226 244H230V246H232V248L231 249H233L234 247H238L237 245L239 244V248H238V254H233L231 257H229V256H226V258H224V256L225 255H227V253L224 255L223 254V252H225L226 250H227V248H226V250L225 251H223L222 252V250H224V249H222L223 248V245H224V241H223ZM24 240V241H23ZM47 240H49V241H47ZM112 240H114V241H112ZM121 240V239H120ZM154 240H156V241H154ZM26 241V242H25ZM94 241H95V244H94ZM98 243H97V242ZM147 241V242H146ZM233 241H234V243L236 244H234L233 243ZM236 241V242H237ZM69 244H67V243ZM116 242V243H115ZM119 242H121V241H119ZM144 242H146V244L144 243ZM214 242L215 243V245H213L212 243ZM219 242V243H218ZM62 243V245L61 246H64V248L66 247V248H69V246H71L72 245V247L71 248H73L74 250H72L71 248H69V249H71V250H67L66 248H65V250L66 251H64V249H63V247H61L60 246V244ZM70 243H71V245H70ZM73 243V244H72ZM93 243V244H92ZM118 243V244H117ZM150 243L152 244V246H150ZM212 244V246H214V248L211 246V244ZM64 244V245H63ZM65 244H66V246H65ZM77 244H78V247L79 248H77ZM111 244V245H110ZM118 245V247H117V245ZM124 244V245H125ZM138 244V243H137ZM208 244V245H207ZM257 244H258V246H257ZM48 245H50V246H48ZM81 247H80V246ZM83 245V246H82ZM92 245H94V246H92ZM115 245V246H114ZM123 245V246H124ZM140 244H139V246H141ZM153 245H154V247H153ZM197 246V253L196 254H194V252L192 251L193 250V248L194 247H196ZM205 245H207V246H205ZM227 245V246H228ZM68 246V247H67ZM97 246V247H96ZM121 246V247H120ZM125 246V247H126ZM146 246H147V248H146ZM226 246V247H227ZM37 247H39V248H37ZM42 247H43V249H42ZM44 247H45V249H44ZM48 247V248H47ZM49 247H51L52 248V250H53V253H52V250L51 249H49ZM55 247V248H54ZM61 249H60V248ZM83 247V248H82ZM130 247H131V245H130ZM205 247V248H204ZM209 247H212L213 248V250L214 249H216V250H214V252H213V250L210 248L209 249ZM261 247V248H260ZM34 248V249H33ZM47 248V249H46ZM95 248V250H93V249ZM134 248V249H133ZM191 248H192V250H191ZM204 248V249H203ZM32 249H33V251H35V252H33L32 253ZM40 251H39V250ZM82 249H83V251H82ZM98 249V250H97ZM104 249V250H103ZM136 249V250H135ZM187 249V250H186ZM228 249H230L229 247H228ZM230 249V250H231ZM237 249V248H236ZM42 250V251H41ZM44 250V251H43ZM48 250V251H47ZM59 251V255L57 256V254H58V252H56V251ZM60 250L63 252H60ZM101 250H102V252H101ZM138 250V251H137ZM195 250V249H194ZM202 250H204V251H202ZM219 250V254H221L222 253V255H218V251ZM47 251V252H46ZM229 251V250H228ZM236 251V250H235ZM247 251V252H246ZM256 251V252H255ZM37 252V253H36ZM54 252H56V253H54ZM66 252V253H65ZM95 252V253H94ZM103 252H105V253H103ZM146 254H145V253ZM201 252V254H199ZM229 252H231V253H234V249L232 250V251H229ZM228 252V253H229ZM18 253V254H17ZM49 253V254H48ZM52 253V254H51ZM62 253V254H61ZM80 253V254H79ZM193 253V254H192ZM23 254V255H22ZM28 254H29V256H28ZM39 254H41V255H39ZM51 254V255H50ZM94 254H95V256H94ZM99 254V255H98ZM181 254V255H180ZM183 254V255H182ZM184 254L186 255V257H183L184 256ZM242 254V255H243ZM47 255V256H46ZM55 255V256H54ZM63 256V257H61V256ZM80 255V256H79ZM81 255H83V256H81ZM85 255H86V257H85ZM97 255V256H96ZM101 255V256H100ZM178 255H180V256H182L181 258L184 260V261H181L182 259L180 258V256H178ZM194 255L196 256V257H194ZM214 255V254H213ZM41 256V257H40ZM46 256V257H45ZM87 256H88V258H87ZM112 256V257H111ZM178 256V259H176V257ZM212 256V255H211ZM211 256H209L208 257V259L209 260H207L208 261V263L207 264H210L211 262H212V264H213V261H211V259L210 258H212V260L214 259L215 260V256H213V257H211ZM49 257H51V260L49 259ZM81 257H83V258H81ZM118 258V259H116V258ZM228 257V258H227ZM24 258V259H23ZM84 258H86L85 260H84ZM89 258H90V260H89ZM109 258V259H108ZM116 259V260H114V259ZM125 258V259H124ZM260 258V257H259ZM260 258V262L261 261H263L262 259ZM61 259V260H60ZM78 259H81V260H79L78 261ZM103 261H102V260ZM113 259V260H112ZM171 259H173V260H171ZM257 259H258V257H257ZM87 260V261H86ZM107 260H109V261H107ZM111 260V261H110ZM178 260V261H177ZM216 260H215V262H216ZM24 261V262H23ZM81 261V262H80ZM97 263H96V262ZM141 261V262H140ZM154 261V262H153ZM210 261V262H209ZM233 261V260H232ZM231 261V262H232ZM22 262V263H21ZM108 262H110V263H108ZM117 262V263H116ZM215 262H214V264H215ZM227 262H230V261H227ZM234 263H236V264H239L241 261L240 260H237V262L236 261H233ZM232 262V263H233ZM244 262V261H243ZM264 262V261H263ZM262 262V263H263ZM191 263V264H192ZM242 263V262H241ZM240 263V264H241ZM246 263H248V264H256L254 261L252 262V261H246ZM262 263H259V264H262ZM144 264H147V262H145ZM149 264V263H148ZM175 264H177V263H175ZM217 264V263H216ZM229 264V263H228ZM244 264H245V262H244ZM264 264V263H263Z\"/></svg>",
	"mask_w": 264,
	"mask_h": 264
},
{
	"label": "bare ground",
	"instance_id": "obj_2",
	"mask_svg": "<svg viewBox=\"0 0 264 264\" xmlns=\"http://www.w3.org/2000/svg\"><path fill=\"white\" fill-rule=\"evenodd\" d=\"M23 1H25V0H23ZM32 1H33V2H37V0H32ZM57 1H58V0H57ZM62 1H63V3H64L65 6H66V4H68V2L65 3L64 0H62ZM65 1H67V0H65ZM71 1H72V0H71ZM73 1H74V0H73ZM78 1H79V0H78ZM78 1H77V2H78ZM88 1H89V0H88ZM92 1L94 2V0H92ZM106 1H107V0H106ZM108 1H110V0H108ZM111 1H112V0H111ZM135 1H136V0H135ZM214 1H215V0H214ZM218 1H220V0H218ZM218 1H217V2H218ZM225 1H226V0H225ZM232 1H233V0H232ZM232 1H231V3L233 4ZM247 1H251V0H247ZM262 1H263V0H262ZM54 2H55V1H54ZM54 2H52V1H46L45 3H43L42 0H38V2H37L38 7H36V10L41 9V12H43V11L45 10L44 12L46 13V10H48V9H54V6H53ZM75 2H76V1H75ZM86 2H87V0H86ZM86 2H85V3H86ZM99 2H100L102 5H103V3H104V2H101V1H99ZM114 2H115V0H113V5H114ZM143 2H144V1H143ZM221 2H222V1H221ZM221 2H220V4H221ZM226 2H227V1H226ZM226 2H225V4H227ZM228 2H230V0H228ZM243 2L246 3L245 1H243ZM25 3H26V2H25ZM79 3H82V2L80 1ZM83 3H84V1H83ZM96 3H97V2H96ZM109 3H111V2H109ZM121 3H122V2H121ZM121 3H120V4H121ZM131 3H132V2H131ZM137 3H138V2H137ZM158 3H159V2H158ZM175 3H176V2H175ZM200 3H201V4L203 3V4H202V5L199 4V5H198L199 7L204 6V5H205V6H206V5H209V4H206L207 1H206V2H202V1H201ZM241 3H242V1H241ZM58 4H59V3H58ZM69 4H70V1H69ZM71 4H72V2H71ZM71 4H70V5H67L66 7H67V8H68V6L71 7V6L73 5V4H72V5H71ZM77 4H78V3H76V5H77ZM94 4H95V2H94ZM97 4H98V3H97ZM104 4H107V3L105 2ZM151 4H152V3H151ZM196 4H197V3H196ZM222 4L224 5V2H222ZM222 4H221V5H222ZM117 5H118V4L116 3V7H117ZM158 5H159V4H158ZM184 5H185V4H184ZM187 5H188V4H187ZM200 5H201V6H200ZM228 5H230V4H228ZM51 6H53V7H51ZM55 6H57V5H55ZM59 6H62V5H59ZM65 6H64V7H65ZM74 6H75V5H74ZM88 6H89V5H88ZM88 6H84V7H85V10H86V7L88 8ZM107 6H108V4H107ZM205 6H204V7H205ZM226 6H227V5H226ZM230 6H231V5H230ZM230 6L227 8L228 11H229L230 9H231V10L233 9V7L230 8ZM246 6H247V5H246ZM262 6H263V5H262ZM0 7H2V6H0ZM57 7H58V6H57ZM79 7H80V6H79ZM81 7H82V6H81ZM104 7H105V6H104ZM108 7H109V6H108ZM118 7H119V6H118ZM121 7H122V6H121ZM123 7H124V6H123ZM123 7H122V9H123ZM149 7H150V6H149ZM153 7H155V5H154ZM199 7H198V8H199ZM223 7H224V6H223ZM247 7H248V6H247ZM2 8H4V7H2ZM42 8H43V10H42ZM67 8H66V9H67ZM73 8H74V7H73ZM77 8H78V7H75L73 10H75V9H77ZM89 8H90V7H89ZM89 8H88V9H89ZM92 8H93V7H92ZM96 8H99V10H100V7H99V6L96 7ZM96 8H95V9H96ZM112 8H113V7H112ZM112 8H111V6H110L109 9L112 10ZM201 8H202V7H201ZM225 8H226V7H224L223 9L226 11ZM229 8H230V9H229ZM0 9H1V8H0ZM60 9H61L62 12H64V13H62V14H63V16H64V15L66 16V18H65V17H64V18L67 19V20H64L63 18H60L61 16L56 15V14H57V13L55 14L56 11L48 13V14L50 15V17H51V18H49V19H52V16L54 15L55 17H57V18L59 17V18H60V20H61L60 22H62V20H63V22L66 21V22H64L65 24H68V23H69L68 18H70L71 14H72V15L75 14V13H74V14L72 13V12H74V11H72V12L70 11L71 13L68 12V15L70 14V16H67V15H66L67 12H66L65 10L63 11L64 8L62 9V7H61V8H59V9H55V10H60ZM95 9H94V10H95ZM107 9H108V8H107ZM115 9H116V8H115ZM150 9H151V8H149V10H150ZM183 9H184V8H183ZM202 9H205V10L207 11L208 8H207V6H206L205 8H202ZM69 10H71V9L69 8L68 11H69ZM77 10H78V9H77ZM80 10H82V8H80ZM85 10H84V11H85ZM92 10H93V9H92ZM101 10H102V9H101ZM117 10H118V9H117ZM117 10H116V12H117ZM124 10H125V9H124ZM126 10H127V9H126ZM205 10L203 11V13L205 12ZM210 10H211V9L209 8L208 11H210ZM234 10H236V9H233V10H232L233 12L231 11V12H229V13H235V14H236V17H235L233 14H231V15L234 16V19H232V18H233V16H232V18H231V22H232V20L234 21L235 18L238 17L239 21L236 20V21H235L236 24H237V22H240V19H241V20L245 19L246 16L248 17V20H251L250 17H252V18L254 17V16H248V14H251L250 11H249V13H247V14L244 13V15L246 14V16H244V17L242 16V17H243V19H242L241 15H243V14L238 15V14L236 13V11H237L238 9H237L236 11H234ZM1 11H3V13L5 14V12H6L7 10H5V9H1ZM4 11H5V12H4ZM12 11H13V9H12ZM75 11H76V10H75ZM199 11H200V10L197 9V12H199ZM225 11H224V13H226ZM228 11H227V12H228ZM7 12H8V11H7ZM10 12H11V11H10ZM15 12H16V11H15ZM101 12H102V14H100V17L103 15L104 18H107V17H105V14H107V13H106V12L104 13L103 11H101ZM110 12H111V11H110ZM112 12H113V11H112ZM120 12H122V11H120ZM120 12H119V13L117 12V13L120 15ZM124 12H125V11H124ZM126 12H127V11H126ZM146 12H149V11H146ZM150 12H151V11H150ZM212 12H213V11H211V14L213 15L214 13H212ZM238 12H240V10H239ZM251 12H252V10H251ZM253 12H254V10H253ZM1 13H2V12H1ZM1 13H0V14H1ZM20 13H21V12L19 11V15L22 16L23 14H20ZM77 13L81 15V14H83V10H82V13H81V11H80V13H79V11H78ZM77 13H76V15H77ZM99 13H100V12H99ZM99 13H95V14H98V16H99ZM103 13H104V14H103ZM114 13H115V11H114ZM114 13H113V14H114ZM129 13H130V12H129ZM134 13H136V12H134ZM209 13H210V12H209ZM6 14H7V13H6ZM51 14H53V15L51 16ZM60 14H61V12H60ZM62 14H61V15H62ZM87 14H88V13H87ZM95 14H94V15H95ZM113 14H111V15H112V16H115V15H116V13H115L114 15H113ZM118 14H117V15H118ZM125 14H126V13L121 14V15H125ZM200 14H201V13H200ZM200 14H198V15H200ZM204 14H205V17H204L205 22L207 21L205 18L208 19L209 16H210V18L212 17L211 20H212V19L214 20L213 17H216V16H214L215 14H214L213 16H211V14H209L208 17H207L206 14H208V12H207V13H204ZM252 14H253V13H252ZM257 14H258V13H257ZM9 15H10V14H9ZM13 15H14V14H12V16H13ZM17 15H18V14H17ZM28 15H29V14H28ZM80 15H79V17H80ZM94 15L92 14V16H93L94 19H95V16L97 17V15H95V16H94ZM117 15L115 16V18L117 17ZM146 15H149V14H146ZM146 15H145V16H146ZM150 15L153 16L152 13H150ZM150 15H149V16H150ZM227 15H228V18L231 17V16H229V14H227ZM227 15L225 14V17H226ZM253 15H254V14H253ZM30 16H31V15H30ZM30 16H27V17L31 19ZM54 16H53V18H54ZM63 16H62V17H63ZM77 16H78V15H77ZM88 16H90V15L88 14ZM88 16H87V17H88ZM107 16H108V15H107ZM149 16H148V17H149ZM151 16H150V17H151ZM202 16H204V15L201 14V19L203 18ZM217 16H218V14H217ZM239 16H240L241 18H240ZM258 16H259V15H258ZM258 16H257V17H258ZM0 17H1V16H0ZM16 17H17V16H16ZM75 17H76V16L74 15V19H75V22H76L77 18H75ZM103 17H102V18H103ZM139 17H140V16H139ZM155 17H156V19L158 18L157 15H156ZM155 17H154V18H155ZM260 17H261V16H260ZM1 18H3V17H1ZM20 18H21V17H20ZM20 18H19V19H20ZM28 18H25L24 15H23V17H22V21H23V22H26L27 25L30 24L31 26H33V28H34L35 30H38V26H37V25L35 24V22H34L35 20L31 21V20L28 19ZM72 18H73V17L71 16V20H70V22H71V23H74V19H72ZM81 18H82L81 21H83L84 18H83V17H81ZM88 18H91V16L88 17ZM88 18L85 17V19H86L87 21H88ZM102 18H101V19H102ZM115 18H113V19H115ZM117 18H118V19H117V20L115 19V20H116L117 22H119V21H118L119 18L122 19V18H124V16H123V17H117ZM134 18H135V17H134ZM141 18H142V17H141ZM154 18L152 17V19H154ZM226 18H227V17H226ZM255 18H256V17H255ZM7 19H8V18H7ZM15 19H16V18H15ZM15 19H14V21H15ZM43 19H44V18H43ZM78 19H79V18H78ZM91 19H92V18H91ZM91 19H89L90 23H89V22H88V23L86 22V23L88 24L87 26H92V24L95 23V22H91V21L93 20V19H92V20H91ZM108 19H109V20H108ZM129 19H131V18L129 17ZM129 19H128V20H129ZM147 19H148V18H147ZM160 19H161V18H160ZM216 19H218V18L216 17ZM219 19L221 20L220 17H219ZM54 20H57V19H54ZM72 20H73V21H72ZM95 20L99 22L100 19H99V20L95 19ZM103 20H104V19H103ZM136 20H137V19H136ZM141 20H142V19H141ZM154 20H155V19H154ZM213 20H212V24H213ZM255 20L258 21L259 19H258V20L255 19ZM1 21L4 22L2 19H1ZM16 21H17V20H16ZM20 21H21V20H20ZM58 21H59V20H58ZM67 21H68V22H67ZM77 21H78V20H77ZM93 21H94V20H93ZM105 21H106V22H105L106 26L103 25V28L107 27V25L109 24L110 17L107 18ZM132 21H133V20H132ZM132 21H131V22H132ZM143 21H144V20H143ZM146 21H147V20H146ZM148 21H150V20H148ZM148 21H147V22H148ZM198 21H199V19H198ZM208 21L211 22L209 19H208ZM214 21L217 23L216 20H214ZM225 21H227V20H225ZM256 21H255V22H256ZM261 21H262V19H261ZM2 22H0V23H1L0 25H1V26H2ZM23 22H22V23H23ZM56 22H57V21H56ZM83 22H84V21H83ZM98 22H96V23H98ZM101 22H103V24H104V21L100 20V23H101ZM110 22H111V21H110ZM123 22H125V20H124V21H121L120 23H122V25H125V26H122V31L124 32V30H125L126 28L129 29V27H127L128 25L126 26V23L124 24ZM127 22H128V21H127ZM133 22H134V25H135V23H136V22H135V19H134ZM137 22L139 23V21H137ZM151 22L153 23L154 21L151 20ZM151 22H150V23H151ZM156 22H158V21H155V23H156ZM205 22H204V23H205ZM222 22H224V21H223V20L220 21V23H222ZM235 22H234V24H235ZM250 22H251V21H250ZM259 22H260V21H259ZM13 23H14V22H13ZM17 23H18V21H17ZM96 23H95V24H96ZM100 23H99V24H100ZM113 23H114V22H112V24H113ZM155 23H154V24H155ZM199 23H201L200 26L202 25L201 27H203L204 24H203L202 22H199ZM216 23L213 24V27H214V25H215V27H214L215 29H217V30H218V29H221L222 27H220L221 25H219V21H218V23H217V27H219V28H216ZM229 23H230V22H229ZM229 23H228V24H229ZM232 23H233V22H232ZM232 23H231V24H232ZM261 23H262V22H261ZM261 23H260L259 27H261ZM18 24H19V23H18ZM18 24H17V25H18ZM99 24H98V25H99ZM110 24H111V23H110ZM110 24H109V25H110ZM114 24H115V23H114ZM131 24H132V23H131ZM136 24H137V23H136ZM154 24H152V26H154ZM156 24H160V23H156ZM212 24L210 25V23H209L210 27L212 26ZM228 24H227L228 27L226 26V29H228L229 27H230V28L233 27L231 24H230V25H228ZM241 24H242V23H241ZM241 24L238 23L237 26H235V27H236L235 29H237V27H239L241 31H242V30L244 31V29H245V31H248V32L250 33V30H252V29L248 28V30H247L246 27H243V28H244V29H243ZM247 24H248V23H247ZM6 25H7V24H6ZM6 25H4V26H6ZM62 25H64V24H62ZM62 25L60 26V28L62 27ZM78 25H79V24H78ZM116 25H117V24H116ZM138 25H139V26L142 25V26L139 27V28H137L136 31H132V33H134V34H139V40L141 41V40H142L141 38H143V35H144L143 33H145V31H146V33H148L149 30L151 29V28H150V29L148 28V27H150L149 25H151V24H148V26H147L146 23L143 24V22H142V24L139 23ZM168 25H169V24H168ZM168 25H166V26L164 25L165 27L162 26V27L165 28V30H164L162 27H161V28H162L164 31H166V32H167V30H169V29L172 30V27H174V25L172 26V24H171V27H170V28L168 27ZM205 25L207 26V29L209 30V32H210V30L212 29L211 32H213V34L216 33V30H215V29H214L215 31H213V28L209 29L210 27H209L208 23L205 24ZM223 25H224V23H223ZM223 25H222V26H223ZM238 25H239V26H238ZM19 26H20V25H19ZM21 26H22V25H21ZM21 26H20V28L22 29ZM23 26H24V25H23ZM66 26H69V28H68L69 31H72V33H75V35H77V36H82V35H83V36H84V39H85V37H86V38L88 37V39H91L92 41H91V40H88V39H87V40L90 41V42H94V44H93V45H94V50L96 49V51H100V52H103V53H108V52H109V56H112L113 53H114V55H115V52L117 53V49H116L117 46H119V45H123V46H121V49H122V50H123V48L126 49V47L129 46V45H128V46H125V47H124V44L121 43L120 41H122V40L124 39L125 34H127L130 30L127 31V29H126V32H124V34H123L122 31H120V30H121V29H120L121 27L118 28V26H115V25H114V26L117 27V29L115 28V29H116V30H115V29H113L114 27H112V29H113L112 32H113V31H117V30L119 29V30H118V33H115V34H114V32H113V35H111V36H108V35L112 34V32L110 31V30H111L110 28H109L110 30L108 29L109 31H108L107 29H105L107 32L103 29L104 32H105V34H104V32L101 33L100 31H98V27L102 26V24L99 25L98 27H94V28H97V30H95V29H92V30L90 29V30H89V29H87L86 27H84V28L86 29V30H84V29L82 28L83 25L81 24V22H80V26H81V27H78V26L73 27L74 25H73V26H70V24H68V25H66ZM96 26H97V25H96ZM111 26H113V25H110V27H111ZM152 26H151V27H152ZM157 26L159 27V25H157ZM206 26H204L202 29H204V28L206 29ZM243 26H244V25H243ZM256 26H257V24H256ZM15 27H16V26H14V28H15ZM63 27H64V26H63ZM154 27H155V26H154ZM154 27H153V28H154ZM158 27H157V29H158ZM167 27H168L169 29H167ZM175 27H176V26H175ZM208 27H209V28H208ZM1 28H3V27H1ZM16 28H17V27H16ZM20 28H19V29H20ZM28 28H29V27H28ZM80 28H81V29H80ZM89 28H90V27H89ZM91 28H92V27H91ZM130 28H131V27H130ZM161 28H160V29H161ZM181 28H182V26H181ZM223 28H224V27H223ZM230 28H229V29H230ZM239 28H238V29H239ZM256 28H258V27H256ZM155 29H156V28H155ZM162 29H161V30H162ZM166 29H167V30H166ZM175 29H176L175 31H176L177 34L180 33V32H177V30H179L180 28H178V29L175 28ZM207 29H206V30H207ZM235 29L233 28V30H235ZM238 29L236 30L237 32H238ZM249 29H250V30H249ZM263 29H264V28H262L261 30H263ZM22 30H23V29H22ZM76 30H77L78 32L80 31V32H79L80 35H79V33H78ZM99 30H100V29H99ZM137 30L139 31V33L137 32ZM158 30H159V29H158ZM163 30H162V31H163ZM170 30H169V32H172V31H170ZM206 30H204V32H205ZM208 30H207V32H208ZM240 30H239V34H240ZM253 30L255 31V29H253ZM253 30H252V31H253ZM19 31H21V30H19ZM83 31H84V32H83ZM143 31H144V32H143ZM156 31H157V30H156ZM175 31H174V32H175ZM184 31H185V30H184ZM184 31H183V32H184ZM186 31H187V30H186ZM219 31H220V30H218L217 33H218ZM226 31H227V30H226ZM226 31H225V29H224V32H226ZM236 31H234V32H236ZM243 31H242V33H243ZM245 31H244V32H245ZM254 31H253V33H255ZM263 31H264V30H263ZM14 32H15V31H14ZM43 32H44V31H43ZM43 32H42V33H43ZM76 32H77V33H76ZM142 32H143V33H142ZM150 32H154V31H151V30H150ZM158 32H159V31H158ZM166 32H165V33H166ZM169 32H168V33H169ZM181 32H182V30H181ZM183 32H182V35L184 34ZM202 32H203V31H202ZM209 32H208V34L211 33V32H210V33H209ZM214 32H215V33H214ZM224 32H223V33H224ZM96 33H97V34H96ZM109 33H110V34H109ZM130 33H131V32H130ZM130 33H128V34H127L128 36H127V35H126V36H127V38H128L129 36H131L130 38L132 39V38H133V37H132V33H131V35H130ZM140 33H142V34H141V36H142L141 38H140ZM146 33H145V34H146ZM161 33H162V32H161ZM165 33H163V36L165 35L166 37H165V36H164V37H165V39H166V38L169 37V35L167 36ZM168 33H167V34H168ZM176 33H175L174 37H172V40H173V38H174V40H173L174 42H175L177 39L179 40V38H180V37H179V38H176V39H175V36L177 35ZM187 33H188V32H187ZM242 33H241V34H242ZM256 33H257V32H256ZM32 34H33V33H32ZM100 34L105 35V36H104V37H103V36L101 37ZM134 34H133V35H134ZM148 34H149V33H148ZM148 34L145 35V38H146V36H149V37H150V35H148ZM150 34L153 35V33H150ZM158 34H159V33H158ZM208 34H205V35H208ZM211 34H212V33H211ZM219 34H220V33H219ZM228 34H229V36H230L229 31H228L227 35H225V34H224V35L228 37ZM244 34H247V33L245 32V33H243V35H244ZM258 34H259V33H258ZM260 34L262 35L261 31H260ZM260 34H259V35H256V34L254 35V36H255V41H258L257 38H256L257 36H259L258 39H262V38L264 39V36H263L262 38H260V37H261ZM263 34H264V33H263ZM8 35H9V34H8ZM34 35H35V34H34ZM97 35H99L100 37H98ZM114 35H117V36H119V37H120V36L123 37V39H121V37L118 38V39L120 40V41H118L120 44H119V43H118V44L116 43V41H115V39H114ZM155 35H156V32H155ZM178 35H179V34H178ZM180 35H181V33H180ZM182 35H181V37H182ZM188 35H190V34L188 33L186 36H188ZM202 35L204 36V33H203ZM222 35H223V34H222ZM222 35H221V36H222ZM232 35H234V33H232ZM232 35H231V36H232ZM32 36H33V35H32ZM35 36H36V35H35ZM96 36H97V37H96ZM153 36H154V35H153ZM171 36H172V35H171ZM184 36H185V34H184ZM184 36H183V38H184ZM186 36H185V37H186ZM212 36H213V35H212ZM225 36H223L224 39H226ZM238 36H239V35H236V38H238ZM240 36H241V35H240ZM240 36H239V37H240ZM246 36H248V35H246ZM249 36H250V37H249V39H250L249 43L252 42V43L249 44V45H252V44H253L252 46H254L255 44L257 45L258 42H260L262 45H264V40H263V39H262L263 41L259 40L258 42H255L254 39H253V40L251 39V38H253L252 33H251V35L249 34ZM251 36H252V37H251ZM8 37H9V36H8ZM47 37H48V36H46V38H47ZM64 37H65V36H64ZM112 37H113V38H112ZM157 37H158V35H157ZM177 37H178V36H177ZM206 37H207V36H206ZM206 37H205V38H206ZM216 37H217V36H216ZM216 37L213 36V39L216 38ZM243 37H244V38H247V37H245V36H243ZM15 38H16V35H15ZM30 38H31V37H30ZM70 38H71V36H70ZM72 38H74V37H72ZM76 38H77V37H76ZM98 38H101V39H102V38L107 39V44H104V43L106 42L105 40H104V42L101 41L102 43L97 42V40L99 41ZM108 38H109V40L112 39L113 41H112V40L109 41ZM110 38H111V39H110ZM115 38H116V37H115ZM125 38H126V37H125ZM151 38H152V37H151ZM153 38H154V37H153ZM169 38H170V39H169ZM169 38H168V39H169L168 41H169L173 46H174V44H176L177 42L179 43L178 40H177L176 43H173V41L171 40V37H169ZM183 38H180V39L183 40V41L185 42V40H184ZM187 38H188V37H187ZM189 38H190V37H189ZM193 38H194V37H193ZM205 38H203V39H205ZM207 38L209 39V38H211V37H207ZM220 38H221V41H222L223 38H222V37H220ZM228 38H229V37H228ZM228 38H227V39H228ZM234 38H235V37H234ZM244 38H243V40H244ZM6 39H7V38H6ZM116 39H117V38H116ZM133 39H136V38H133ZM143 39H144V38H143ZM213 39H212L211 43L208 42L209 40L206 39V43H207V45H208V43H209V45H211L212 42H213V43H216V41L218 40V38L216 39V41L213 40ZM241 39H242V36H241ZM249 39H248V40H249ZM47 40H49V39L47 38ZM51 40H52V39H51ZM53 40H54V39H53ZM71 40H73V39H71ZM87 40H86V41H87ZM102 40H103V39H102ZM126 40H127V39H125V41H126ZM129 40H130V39H129ZM136 40H137V39H136ZM155 40H156V38H154V40H153V46H152L151 44H150V45L147 44L148 46H151V47H152V50L150 49L151 47H148L147 45H146V46H145V45L142 46L141 43H140V45H141V49H142L143 47H146V48H147V51H148V49H150V50L148 51V52H149V53H148V56L151 55V56H149V58L155 55L156 57H155V56L152 57V58L155 59V60H156V58L158 59V57H159V59H160V56H161L162 59H163L164 57H165L164 59H169V58H167L166 56H167V55L169 56L170 54H171V56H172V55L174 54L172 57H171V56H169V57H171V58L174 57L173 59H178V57H182V60H179V59H178V60H179V61H182V64H183V65H185V64L187 65V64H188V66H189V65L191 64V62H192V60H189V59H191V58L193 57V55H194L195 52H196V53L198 52V51H197V48H199V46H201V45H199L200 43L197 44L198 47H197V46L194 47L193 45H191L190 47H192V48L194 47V50H195L194 52L191 51V52H193L191 55H190L187 51L184 52V49H182V51H183L185 54L188 53V54H187V55H188V58L186 57L187 55L185 56L186 58L184 57V55H183L184 53L181 54V56H180L179 54H177L178 56L176 55V57H177V58H176V57H175V54H176V53H175V52H176L175 48H176V47L174 48V47L170 46L171 44H167V45H169V47H170V49H171V50H170L169 47H167L165 44H162L159 40H157V41H155ZM166 40H167V39H166ZM170 40H171L172 42H171ZM189 40H191V38L188 39V41H189ZM194 40H195V39H194ZM235 40H236V39H235ZM248 40H247V41L245 40V41H246V44L248 43ZM251 40H252V41H251ZM49 41H50V40H49ZM74 41L76 42L75 38H74ZM84 41H85V40H84ZM108 41L111 42V43H109ZM114 41H115V44H114ZM123 41H124V40H123ZM125 41H124V42H125ZM134 41H135V40H134ZM144 41H146V40H144ZM154 41H155V42H154ZM168 41H167V42H168ZM191 41H192V42H191ZM191 41H189L190 44L193 43V40H191ZM197 41H198V40H197ZM214 41H215V42H214ZM228 41H229V40H228ZM237 41L239 42V39H238ZM245 41H244L243 44H245ZM253 41H254V42H253ZM8 42H9V41H8ZM77 42H78V41H77ZM137 42H138V41H136V42H134V43H137ZM159 42H160V43H159ZM194 42H196V41H194ZM218 42H219V41H218ZM218 42H217V43H218ZM2 43H3V42H2ZM63 43H64V42H63ZM63 43L58 42V43H56V44H60L61 46H63V45H64ZM126 43H127V42H126ZM128 43H129V42H128ZM223 43H224V42H223ZM234 43H236V42H234ZM241 43H242V42H241ZM254 43H255V44H254ZM260 43H259L258 46H259V48L263 49L264 47H262V45L260 46ZM37 44H38V41H37ZM48 44H49V43H48ZM48 44H47V46H48ZM62 44H63V45H62ZM75 44H77V43H75ZM137 44H138V43H137ZM181 44L183 45V43H181ZM181 44H180V45H177V47H178L177 49H179V48L182 46ZM185 44H186V42L184 43V45H185ZM187 44H188V42H187ZM190 44H188V45H190ZM193 44H194V43H193ZM221 44H222V43H220V45H221ZM229 44H230V43H229ZM3 45H5V44H3ZM60 45H58V46H60ZM77 45H78V44H77ZM79 45H80V43H79ZM79 45H78V46H79ZM116 45H117V46H116ZM125 45H127V44H125ZM184 45H183V46H184ZM188 45H185L183 48H185V47L188 46ZM194 45H195V44H194ZM204 45H205V44H204ZM207 45H206V46H207ZM212 45H214V44H212ZM212 45H211V46H212ZM218 45H219V44H218ZM249 45H247V46H249ZM20 46H21V45H20ZM51 46H52V45H51ZM54 46L56 47L55 44H54ZM206 46H203L202 48H206ZM211 46H210V47H211ZM234 46H237V44H235ZM243 46H244V45H243ZM245 46H246V45H245ZM245 46H244V47H245ZM43 47H44V46H43ZM52 47H53V46H52ZM64 47H67V46L64 45L63 48H62V47H60V48L64 49ZM81 47H83V46H81ZM188 47H189V46H188ZM190 47H189V48H190ZM212 47H213V46H212ZM212 47H211V48H212ZM214 47H216V44H215ZM223 47H224V46H223ZM223 47H218V46H217V50H218V48H219V50L221 51V48H223ZM227 47H228V46H227ZM229 47H230V46H229ZM244 47H242V48L244 49ZM249 47H250V46H249ZM249 47H247V48H249ZM254 47H255V46H254ZM256 47H257V46H256ZM256 47H255V48H256ZM18 48H19V47H18ZM45 48H46V46L44 47V50H45ZM48 48H49V50H51L50 46H49ZM48 48H46V49H48ZM84 48H85V47H84ZM103 48H106V49L109 50V51L106 52V49H104V50L102 51ZM136 48H138V50H139L140 47L138 46V47H136ZM136 48H135V49H136ZM146 48H143V49H146ZM173 48H174V50H172ZM181 48H182V47H181ZM186 48H187V47H186ZM207 48H208V47H207ZM211 48H208V49H209L208 52H209V51L212 52L213 48H212V49H211ZM225 48H226V47H225ZM239 48H240V46L238 45V49H239ZM252 48H253V47H252ZM54 49H55V48H54ZM125 49H124V51H125ZM231 49H232V48H231ZM236 49H237V48H236ZM243 49H242V50H243ZM256 49H258V48H256ZM133 50H134V48L132 47V52H134V54H135L137 51H135V50L133 51ZM136 50H137V49H136ZM166 50H167V53H169V54L166 53ZM186 50H188V49H186ZM190 50H192V49H189L188 51L190 52ZM205 50H206V49H205ZM219 50H218V51H219ZM222 50H223V51H222L221 53H220V51H219V53H218V52H216V50H215V51L213 50L214 52H213L212 54L215 55V57H216L217 59H218V58H222V56H225L226 59H224V60L222 59V60H223V63H224V62H225V63H226V62L228 63L229 61H232V62H231V66H232L234 69H235V67L237 68V67H238V66H237L238 64H235V67H234V65H233V64H234V59H235V56H236L235 53H234L235 51L233 52V51L231 50L232 53H229V52H230V51H229V52H228L229 55H232V56H229L227 53H226V55H225V52H226L227 49L224 50V48H223ZM228 50H229V49H228ZM233 50H234V49H233ZM245 50H246V51L248 50L249 53L246 52L247 54H251V52L249 51V50H251V48H250V49H245ZM253 50H254V48H253ZM7 51H8V49H7ZM51 51H52V50H51ZM51 51H50V52H51ZM60 51H62V50L60 49ZM63 51H64V50H63ZM63 51H62V53H63ZM72 51H73V50H72ZM72 51H71V52H72ZM119 51H120V49H119V47H118V53H119ZM130 51H131V49H130ZM130 51H129V52H130ZM140 51H141V50H140ZM142 51H143V50H142ZM142 51H141V52H142ZM170 51H172V52L170 53ZM173 51H175V52H173ZM179 51H180V53H182L181 50H179ZM179 51H177V52L179 53ZM224 51H225V52H224ZM243 51H244V50H243ZM251 51H252V50H251ZM257 51H259V49H258ZM257 51H254V52L256 53ZM260 51H261V50H260ZM260 51H259L258 54H261V55L263 56V54L260 53ZM45 52H46V51H45ZM100 52H98V53H100ZM120 52H121V51H120ZM132 52H130V53H132ZM141 52L136 53V55H134V56H138V57L141 58V56H142ZM145 52H146V50H145ZM202 52H203V50H202ZM238 52H239V51H238ZM244 52H245V51H244ZM252 52H253V51H252ZM263 52H264V51H263ZM46 53H47V52H46ZM53 53L55 54V53H56V50H55V51L53 50ZM53 53L51 52L52 55H53ZM60 53H61V52H60ZM60 53H58V54H60ZM67 53H68V52H67ZM76 53H78V52H76ZM76 53L73 55L74 57H75ZM111 53H112V54H111ZM125 53H126V52H125ZM125 53H122V54L125 55ZM165 53H166V54H165ZM223 53H224V55H223ZM233 53H234V54H233ZM246 53L244 54V57L247 56ZM255 53H252V55H253V54L255 55ZM29 54H30V52H29ZM47 54H48V53H47ZM51 54H50V55H51ZM58 54H57V55H58ZM82 54H83V51H82ZM82 54H80V55H81V57L83 58ZM92 54H93V53H92ZM126 54H128V53H126ZM199 54H200L199 52L196 54V57H197V58H198V56H200ZM203 54L205 55V53H202V56L205 58V56H207V55L204 56ZM216 54H217V55H216ZM237 54H238V53H237ZM239 54H241V53L239 52ZM258 54H257V55H258ZM35 55H36V54H35ZM50 55H47L46 57H48V56H50ZM52 55H51L50 57H52V58L54 59V56H52ZM63 55H64V57H65V54H63ZM63 55H62V56H63ZM98 55H100V54H98ZM120 55H121V54H120ZM120 55H119V58L117 57V58H118L117 60H115V59H114V60L111 59V60L116 61V62L119 61V62H117V63H120V62H121L122 65H123V67H126V65H125L126 61H127V64H128L130 60L128 61V60H127V57H124L123 55L120 56ZM139 55H140V56H139ZM159 55H160V56H159ZM165 55H166V56H165ZM182 55H183V56H182ZM189 55L192 56V57L190 58ZM233 55H234V58H233ZM254 55H253V61H255V60H256L255 58L258 57V56L255 57ZM261 55H260V56H261ZM20 56H21V55H20ZM55 56H56V55H55ZM66 56H67V55H66ZM76 56H77V55H76ZM122 56H123V57H122ZM129 56H130V55H128V57H129ZM131 56H132V54H131ZM134 56H132L131 58L137 60V62L134 61L133 64H132V61H133V60L131 59V60H132V61H130V62H131V65H134V64L136 63L137 65H139V66H141V67H142V65L144 66L146 63H148V62L150 61V59H151V58H150L149 61H148V59H146L148 56H147L146 58L143 57V58H144V61H146V63H145V62H143V58H141V59L139 58V59H138V57H134ZM145 56H146V53H145ZM194 56H195V55H194ZM219 56H221V57H219ZM241 56L243 57V53H242ZM37 57H38V56H37ZM114 57H115V56H114ZM114 57H113V58H114ZM121 57H122V59H121ZM133 57H134V58H133ZM208 57H209V56H208ZM225 57H223V58H225ZM228 57H229V59H228ZM242 57H238L239 60H242ZM244 57H243V58H244ZM251 57H252V56H251ZM263 57H264V56H263ZM263 57H261V58H263ZM3 58H4V57H3ZM30 58H31V57H30ZM40 58H41V57H40ZM52 58H48V59H52ZM61 58H62V57H61ZM76 58H77V57H75L74 59H76ZM82 58L79 60V61L82 62V63L80 62V63H81V66H83V63H84V64L87 63L85 66L89 65V63H88L89 61L84 62V61H82ZM115 58H116V57H115ZM123 58H124V59H123ZM184 58H185V59H188L189 62H190V61H191V62L189 63V62H187V60L185 61ZM199 58H200V57H199ZM206 58H207V57H206ZM231 58H233V60H232ZM249 58H250V57H247L246 59L249 60ZM259 58H260V57H259ZM261 58H260V60H261ZM22 59H23V58H22ZM26 59H27V58H26ZM33 59H34V58H33ZM38 59H39V58H38ZM64 59H67V58H64ZM85 59H86V58H85ZM125 59H126V60H125ZM128 59H129V58H128ZM153 59H151V63H153ZM162 59H161V63H164V65L169 66V65H171L170 63L172 62L173 66H174V67L177 66L176 68L179 69L178 65H176V62H174V63H175V64H174L173 61H170V63H168V64L166 63V64H165V62H167V61H165L164 59L162 60ZM183 59H184V63H185V64L183 63ZM200 59H201V58H200ZM202 59H203V58H202ZM207 59H208V58H207ZM246 59H244L243 61H247V62H248V60H246ZM254 59H255V60H254ZM28 60H30V59L28 58ZM35 60H36V58H35ZM58 60H60V59H58ZM68 60L70 61V59H68ZM86 60H87V59H86ZM107 60H108V59H106V61H104V62H105V63H108ZM120 60H121V61H120ZM124 60H125V62L123 63L122 61H124ZM138 60H140V61H138ZM141 60H142V62L145 63V64L140 65V64L142 63ZM203 60H204V59H203ZM203 60H202L201 62H203ZM222 60L220 59L219 61H222ZM228 60H229V61H228ZM237 60H238V59H237ZM239 60H238V63H239V64H240V62H243V61H239ZM250 60H252V58H251ZM257 60H259V59L257 58ZM30 61H32V60H30ZM39 61H40V60H39ZM39 61H38V62H39ZM54 61H55V60H54ZM66 61H67V60H66ZM102 61H103V60H102ZM147 61H148V62H147ZM164 61H165V62H164ZM199 61H200V60H199ZM199 61H196L197 63H196V62H193L191 65H193L194 63H195L194 66H197V65L201 64V62L199 63ZM206 61L208 62V60H205V62H203V64H202V67H203V68L206 67V66H204V65H205L204 63H206L207 67H208V65H209V63H210V62L207 63ZM210 61H211V60H210ZM213 61H214V60H213ZM262 61H264V60L262 59ZM35 62H37V61H35ZM40 62H41V61H40ZM47 62H48V60H47ZM58 62H59V61H58ZM63 62H64V61H63ZM94 62H95V61H94ZM138 62H140V63H138ZM215 62H216V61H215ZM215 62L212 63V66H213L214 64L217 63V62H216V63H215ZM251 62H252V61H250V64H251ZM255 62H256V61H255ZM6 63H7V62H6ZM32 63H33V62H32ZM67 63H68V62H67ZM77 63H78V62H77ZM111 63H112V62H111ZM198 63H199V64H198ZM227 63H226V64H227ZM235 63H236V62H235ZM262 63H264V62H262ZM262 63H261V65H262ZM7 64H9V63H7ZM18 64H19V63H18ZM39 64H40V63H39ZM60 64H61V63H60ZM74 64H75V63H74ZM78 64H79V63H78ZM108 64H109V65H108ZM108 64H106V65H108L110 68H114V69H115L116 65L114 66L113 64H110V63H108ZM149 64H150V63H148V65H149ZM196 64H197V65H196ZM228 64H229V65H228ZM228 64H227L226 66H229V68H231L230 70H232L234 73H236V72L233 70V68L230 67V62H229ZM241 64H242V66H241ZM241 64L239 65L240 67L237 68L238 70L236 69V71H238L237 73H240V72H241V73H243V74H244V72H247L248 74H247V78H245V80H244L243 78H241V76H240V78L235 77V78L238 79L237 82H236V80L234 81L233 79H235V78L232 77V74H233V73L230 74L229 72L225 71V70H224V67L221 68V69H222V72H221V71H217V69H218V67H219L218 65H220V67H221V66H222L221 64H218L217 67H213L214 69L216 68L215 71H217V72H214L213 70H211V71L214 72V73L210 74V76H212V75L215 74V75H214L215 77L213 76V80H214V81H213V80L211 79V77L209 76V73H210L211 71L209 70V71H208L209 73H206V77H207V74H208V76H209V78H210V79L207 78V80L209 79V80L207 81V83H209V85L212 86V87H210V89H212L211 91L214 90L213 93H208V92H211V91L209 90V86H207V83L204 84V85L207 86V87H206V86H204L203 84L200 83V82H201V79H200V82L198 83V81H196L195 77L193 78V76H192V78L195 79V83H194V80H193V83L196 84V85H194V84L192 83V81L188 78L190 81L187 82V86H185V84H186L185 82H186L187 80H186L185 82L183 81L185 84H183V86H182V83L180 82V80L182 81L183 78H186V77H187V75H188V77H191V76H189V74H190V73H189V70H190L191 68L193 69V66H190V68H189V70H188V73H187V70H186V72H185L184 69H187L188 66H185L184 69L181 70V68H183V66L180 65V66H182V67L179 69V70H181L180 73H181L182 71H184L185 73H187V75H185L184 72H183V73H184L183 75H182V73L180 74L179 72H177V73H179V75H182V77H180V78H179L180 80H178L177 82L175 81V82H176L175 84H174V80H175V79H174L173 76H172V75H174V74H173L174 72L171 73V71H175V70H177L176 68L171 67V68H173L172 70H171L170 67L167 68L168 70H171V71H170V73H168V72H169V71H168L166 74H169V75L172 74L171 77H172L173 80L170 79L171 77H169V79L167 78L168 80L165 79V78L168 77L169 75L167 76V75L165 74L166 77H165V76H162V74L164 75V72L162 71V68H160V69H158V70L155 69V70L158 71L157 73L160 72V75L162 76V78L165 77V78H163V79H165V80L162 81V82H164V83L159 82V80H160V81L162 80L160 77H157V78H160L159 80H157V78H156L155 76H153V77L151 78V79H152V81H151V82H152V83H151V86H153L154 88H153V87H151V88H153L154 90H153V89L150 90L149 86L147 87V85H146V87H147V89L149 88V89H148V92H149V91L152 92V91H155V90H156V94H155V95H157V97H159V96L161 97L162 95H164V96H162V100L165 102V103H162V104L165 105V106L162 105V106H163L162 109L164 108V110H165V112H164V116H163V113H162L163 111L161 110V107H160V105H161L160 102H158L160 105H159V104H155V103H151V105H152V104H155V105L159 106V108H157L155 105H152L151 107H148V106H150V103H149L148 106H145V108L147 107L149 110H150V108H151V109L153 108V110H155L154 112H151V111H153V110H150V111L147 110L148 112H150V113H148V114H150V115H151V113H157V115H158V112H159V110H160V111H161L160 113H161V115H162L161 120H163V122L168 121V120L166 119L167 117L165 116V113H167L168 111L166 112L165 107H167L170 103H171V104H170L168 107H170L172 104L175 105L176 103H178V100H180V101H181V99H183V100L185 99V100H186L187 97H185V96H186V95L188 96L189 93H191L190 91H192V90H193L195 93L198 92L199 89L196 91V90H194V87H195V88H198V87H199L200 90H199L198 94L201 93V96H202V95H204L205 93H208V94H206V95H208L209 97L206 96V97H207V98H206L205 96H203V97L206 98L208 101H207L206 99L204 100L203 97H199L200 95H199V96L197 95V96L200 98V100H199V98H197V96H196L195 93H194V94L191 93L192 96L195 95L193 101L191 100L193 97H192V98L190 97V99H187L188 101L186 100V102H188V104L185 102V104H186V106H188V108L191 106V107H190L191 110H192V111L190 110L191 113L193 112V113H195V114H197V115L199 114L200 116H202V115L204 116V115H206L207 112H208V114H209V116H210V115H212V114H211V113H212V110H213V111H214V110H215V111L218 110L217 107H215V108H216V109H215L214 106H219L220 108H224V110L221 109L223 112H225V110H226V114H224V115L222 114V115H223V116H225V115L228 116V115L230 114V115H229V116H230L229 119L231 120V118L233 119V116H234V118H235L236 114L233 113L234 110H232V107H231V105L229 104V101H232V100H229V101H228V99H229V98H233V102H234V100L237 99V98H236L237 96H235V95H234L235 97L233 96L234 91H236L237 93H239V91H244V92L246 91L245 93H244V92H241V94L239 93L240 95H243V93H244V95H245V94L247 95L248 92H249V94H251V92H253L254 95H253V94H252V95H253V97H256V99H255V100H256V101H255L256 104H253V102H254L253 99H254V98H252V99H249V98H248V95H249V94L247 95V97H246V96H243L244 99H245V98H248L249 100H248V99H245V100H247V101H246L245 103H244V101H243L242 104H243V105H246V104H248V102H251V101L253 100L252 103H251V105H255V106L257 107V109H256L255 106H254V108H255V110H254V108L250 105V106H249L250 108L248 107V108H249V111L247 110V112L250 113V110H254V113H252V114L258 113V114H257L258 117H257L256 114H255L256 117H255V115H252V114H247V113H246V114H247L248 116H249V115H252V116H251L252 118H251L250 121H253V119H254V120H255V119H258V120H259V123H258L259 126H258V128L260 127V128H259V131L261 132L262 136H264V103L262 102V104H261V101H264V99H262V100L260 99L261 96H262V98H264V96H263V95H264V93H263L264 91H263V90H261V91H260V90L255 91V90L257 89V88H255V85H257V84H258V89H260L261 86H262L261 88L264 87V85H263L264 82H263V81H262L263 84H262L261 82L256 83V82L258 81L257 79L260 78L259 75H260V74L263 75L262 72L264 73V71H263V68H262V70H260L261 72H260L259 74L257 73L258 75L255 73L258 77L256 76L257 79H256V82H255V85H254V83L252 82L253 80H251V79H252V78L255 79V77H254V72L257 71V70L255 69L257 66H256V65H253L254 67H252V65L249 66V67H251L252 69L254 68V69L256 70V71H255V70L253 69L254 72H253V70H252V72L249 73V71H251L250 68H249V71H245V68H246V70H247V68H248L247 63H246V67H245L244 63H241ZM248 64H249V63H248ZM252 64H253V62H252ZM4 65H5V64H4ZM11 65H12V63H11ZM22 65H23V64H22ZM32 65H34V64H32ZM49 65H50V64H49ZM62 65H63V64H62ZM111 65H113L114 67H112ZM128 65H130V64H128ZM148 65H147V66H148ZM157 65H158V64H157ZM175 65H176V66H175ZM210 65H211V63H210ZM243 65H244V66H243ZM257 65L261 67L260 64H257ZM9 66H10V65H9ZM30 66H31V65H30ZM37 66H38V65H37ZM65 66L68 67V65H65ZM79 66H80V65H79ZM81 66H80V67H81ZM85 66H83V67H85ZM108 66H107V67H108ZM134 66H136V65H134ZM139 66H138V67H139ZM145 66H146V65H145ZM214 66H216V65H214ZM255 66H256V67H255ZM24 67H25V66H24ZM31 67H32V66H31ZM77 67H78V66H77ZM80 67H79V68H80ZM88 67H89V66H88ZM109 67H108V69H109ZM132 67H133V66H132ZM207 67H206V68H207ZM244 67H245V68H244ZM58 68H59V67H58ZM62 68H63V67H62ZM69 68H70V66H69ZM71 68H72V67H71ZM71 68H70V69L67 68V69H68V70H71ZM90 68H92V67L90 66ZM90 68H89V69H90ZM119 68H120V67H118V69H119ZM135 68H136V67H135ZM157 68H158V67H157ZM206 68H205V69H206ZM208 68H210V67H208ZM47 69H48V68H47ZM47 69H46V70H47ZM50 69H51V68H50ZM83 69H84V68H83ZM114 69H111V70H112V73L115 74V75L113 74L114 76H116V74H117L116 77L119 76L118 78H120L121 76H126V77L128 76V75H124V74H122V72L119 71V70H118V71H119V72H118V71H117V67H116V69H115V70H116V73H115ZM167 69H166V70H167ZM192 69H191V71H192ZM200 69H202V68H199V69L197 68V71L193 69V72H191V74L193 75V73H194L195 71H196L197 73L199 72V74L203 73V74L200 75L201 78L203 79V78H204L203 75H204L205 71H203L204 69H203V70H200ZM211 69H212V68H211ZM239 69H242V70L244 69V70H243L244 72H242V70H239ZM257 69H258V68H257ZM38 70H39V69H38ZM64 70H66V69H64ZM68 70H67V71H68ZM76 70H77V68H76ZM80 70H81V69H80ZM80 70H77V71H80ZM92 70H93V69H92ZM111 70H110V71H111ZM122 70H124V69H122ZM149 70L151 71V69H149ZM153 70H154V69H153ZM155 70H154V74H157ZM207 70H208V69H207ZM207 70H206V71H207ZM223 70L225 71V73H224ZM51 71H52V70H51ZM60 71H61V70H60ZM60 71H59V72H60ZM67 71H66V73H67ZM88 71H91V70H88ZM93 71H94V70H93ZM200 71H201V72H200ZM239 71H240V72H239ZM69 72H70V71H68V73H69ZM71 72H72L71 76H73L74 73L77 74V73L74 72V71H71ZM83 72H84V71H83ZM83 72H81V73L83 74ZM95 72H96V71H95ZM130 72H131V71H130ZM152 72H153V71H152ZM196 72H195V73H196ZM218 72H221V73H223L224 75L226 74V72H227L228 74H230L231 76H230V75H229V76H226L227 74L225 75V78L228 77L227 79H229L230 82H225V80H224L223 78L220 79V78H219V76H220L219 74H220V73L218 74ZM258 72H259V71H258ZM52 73H53V72H52ZM68 73H67V75H69ZM118 73H121V74H118ZM216 73H217L218 75H216ZM237 73H236V74H237ZM8 74H9V73H8ZM35 74H36V73H35ZM38 74H39V73H38ZM90 74L92 75L93 73H92V72H91V73L89 72V74H87V76H88L89 79L91 80V78L93 79V77L90 76ZM125 74H126V73H125ZM175 74H176V72H175ZM199 74H198V75H199ZM252 74H253V77L250 76V75H252ZM16 75H17V74H16ZM49 75H50V74H49ZM54 75H55V74H54ZM54 75H53V76H54ZM61 75L63 76V74H61ZM96 75H97V74H96ZM96 75H95V73H94L93 76H96ZM141 75H142V74H141ZM141 75H140L139 77H141ZM143 75H144V74H143ZM143 75H142V78H141V79H143ZM147 75H148V74H147ZM160 75H159V76H160ZM176 75H178V74H176ZM176 75H175L174 77H176ZM179 75H178V76H179ZM244 75H245V74H244ZM248 75L250 76L248 81H249L250 83H253V84L250 85V83H249V84H247V86H245V85H246V82H244V83L241 85L240 83H242L243 81H247V79H248ZM9 76H10V75H9ZM36 76H37V75H36ZM69 76H70V75H69ZM77 76H81V77H83L84 74H83V76H82V75H77ZM77 76H76V77H77ZM87 76H85V78H86ZM184 76H185V77H184ZM195 76H196V74H195ZM202 76H203V77H202ZM216 76L220 79V81L223 80V81H222V83H223V87H224V88H225V87L228 88V89H227V92H226V89H223V90H222V88H220V87H221V85H220V81L217 80ZM47 77H48V76H47ZM57 77H58V76H57ZM96 77H97V76H96ZM133 77H134V76H133ZM148 77H149V78H148ZM197 77H199V76H197ZM231 77H232V78H231ZM263 77H264V76H263ZM7 78H8V77H7ZM12 78H13V76H12ZM12 78H11V79H12ZM45 78H46V77H45ZM45 78H40V79L43 80V79H45ZM48 78H49V77H48ZM51 78H52V77H51ZM63 78H64V77H63ZM72 78H73V77H72ZM72 78H69V79L71 80ZM77 78H78V77H77ZM77 78H76V79H77ZM79 78H80V77H79ZM121 78H122V77H121ZM121 78H120V79H121ZM129 78H132V76L129 75ZM129 78H127V81L130 80ZM134 78L137 79L136 76H135ZM146 78H148L147 80H149V81L151 80V79H150V76H146ZM146 78H145L144 80H146ZM153 78H154V79H153ZM155 78H156V79H155ZM214 78H215L216 80H215ZM73 79H74V78H73ZM76 79H75V80H76ZM89 79L87 78V79H85L86 81H84L83 78H82V79H80V80H82V82L84 81L85 84H86V83L88 84V83H89V82H88ZM120 79H119V80H120ZM135 79H132V80H135ZM197 79L199 80V78H197ZM204 79H205V78H204ZM231 79H232L233 82L231 81ZM242 79H243V80H242ZM262 79H263V78H262ZM262 79L260 78V80H262ZM18 80H19V79H18ZM18 80H17V81H18ZM46 80H47V78H46ZM50 80H51V79H50ZM56 80H57V79H56ZM56 80H52V81L55 82ZM65 80H66V79H65ZM65 80H64V81H65ZM78 80H79V79H78ZM100 80H101V78H100ZM122 80H123V81H122ZM132 80H130V81L127 82V81L125 80V78H124V79L122 78L120 81H122V84L124 83L123 85H125V82L128 83L129 85H131ZM144 80H143V81L141 80V82L143 83ZM166 80H167V81H166ZM170 80H171V81H170ZM210 80H212V82H211ZM239 80H241V82H240ZM260 80H259V81H260ZM9 81H10V80H9ZM19 81H20V80H19ZM48 81H49V80H48ZM48 81H47V83H48ZM52 81H51V84H54V85L57 84V82H58V81H57L56 83H54V82H52ZM73 81H74V80H73ZM94 81H95V80H94ZM137 81H140L139 78H138ZM149 81L143 83V86H145L146 83L149 85V84H150ZM154 81L159 82V85H160V83L163 85V86H162V85H160V86L158 85L160 88H162V90L164 89V87L166 88V85H167V84H170V82H172V84H171L170 86L167 85V86H169V87H168L169 89H167V88H166V89L170 91L168 94H171V93L175 92V90H177L178 88L181 89L182 87H183V88H182L183 90L181 89V90H182V91H181V92H182L181 95H182V94H186L185 92H187V94H186L185 96H183L184 98L181 97L180 99H178V100H176V101L174 100V99H177V97L175 96V95H176L175 93H174L175 95H172V94H171V96H170V95H167V96H169L168 98H171V97H172V100L170 99V100H171V102H170L169 99H168L167 96H166L167 93L165 94V89H164V93L162 92L163 94H161V92H159L160 94L158 95L157 92L160 91V88L155 89L156 86H157V85H155V84H156L157 82H155V83L153 84ZM165 81H166V82L169 81V82L165 85V83H166ZM11 82H12V81H11ZM20 82H21V81H20ZM42 82H43V81H42ZM60 82H62V84H63V81H62V80H61ZM80 82H81V81H80ZM100 82H102V81H100ZM189 82H190L191 84H190ZM196 82H197L198 84H200V85L198 86V84H197ZM204 82H205V81H204ZM210 82H211V84H210ZM218 82H219V85L217 84ZM238 82H240V83H238ZM9 83H10V82H9ZM13 83H14V82H13ZM18 83H19V82H18ZM44 83H45V81H44ZM44 83H43V86L46 85V84L44 85ZM49 83H50V82H49ZM70 83H72V82L70 81V82L67 84V85H68V87L66 86L67 88H69V85H71ZM74 83H75V81H74ZM74 83H73V84H74ZM90 83H92V82L90 81ZM142 83H138V84L140 85V84H142ZM177 83H178V84L180 83L179 87H178V86L176 87V84H177ZM202 83H203V81H202ZM225 83H226V84H225ZM227 83H228V84H227ZM260 83H261V84H260ZM10 84H11V83H10ZM19 84H20V83H19ZM62 84L60 83V85H62ZM103 84H104V83H102V85H103ZM122 84H121V85H122ZM128 84H127V85H128ZM173 84L175 85V86H173V88H174V87L176 88V89L174 88L175 90L172 88V85H173ZM188 84H189L191 87L194 86L192 90H190L191 87L188 88ZM192 84H193V86H192ZM215 84H217L216 86L219 87V88L217 87L218 90H219V91H218V90H217V91H218L219 93L216 92V89H215L216 86H214ZM244 84H245V85H244ZM12 85H13V84H12ZM12 85H11V86H12ZM16 85H17V84H16ZM57 85H58V84H57ZM83 85H84V84H83ZM83 85L81 86L80 84H78L79 87H80V86H81V87H84L85 85H84V86H83ZM89 85H90V84H89ZM127 85H125L126 88L128 87ZM154 85H155V86H154ZM202 85H203V86H202ZM229 85H230V86H229ZM252 85H254V86H252ZM46 86H48V85H46ZM52 86H53V85H52ZM72 86H73V85H72ZM158 86H157V87H158ZM161 86H162V87H161ZM197 86H198V87H197ZM201 86H202L203 88L206 87V88L208 89V90L205 89V91H204L205 93H204V94H203V91H202L203 88H202ZM213 86H214V87H213ZM248 86H251L252 89L248 88ZM13 87H14V86H13ZM15 87H16V86H15ZM15 87H14V88H15ZM18 87H19V85H18ZM18 87H17V90L19 89ZM58 87H59V86H58ZM61 87H63V85H62ZM70 87H71V86H70ZM79 87H78V88H79ZM81 87H80V89H81ZM170 87H171V89H170ZM185 87L188 89L189 92L187 91V89H186ZM256 87H257V86H256ZM21 88H22V87H21ZM67 88H66V89H67ZM78 88H77V89H78ZM103 88H104V90H105L106 88H109V87H107L106 85H104ZM128 88H129V87H128ZM184 88H185L186 90H185ZM201 88H202V90H201ZM253 88H254V89H253ZM11 89H12V88H11ZM15 89H16V88H15ZM26 89H27V88H26ZM75 89H76V86L73 87V91H74V92H75ZM86 89H87V88H86ZM180 89H178L177 96H178V93H180ZM220 89H221V90H220ZM21 90H22V89H20V91H21ZM55 90H56V88H55ZM60 90H61V89H60ZM60 90H59V91H60ZM62 90H63V89H62ZM62 90H61V91H62ZM68 90H70V89H68ZM81 90H83V89H81ZM84 90H85V88H84ZM93 90H94V89H93ZM102 90H103V89H101V91H102ZM104 90H103V91H104ZM162 90H161V91H162ZM171 90H172V92H171ZM173 90H174V91H173ZM206 90H207V92H206ZM224 90H225V91H224ZM228 90H229V91H228ZM9 91H10V90H9ZM20 91L18 90V92H20ZM25 91H26V90H25ZM32 91H33V90H32ZM57 91H58V90H57ZM63 91L65 92V90H63ZM79 91H80V90H79ZM109 91H110V90H108L107 92L109 93ZM129 91H130V90H129ZM138 91H139V90H138ZM145 91L147 92V90H145ZM193 91H192V92H193ZM201 91H202V92H201ZM220 91H221V92H220ZM222 91H223V92H222ZM254 91H255V92H254ZM262 91H263V92H262ZM16 92H17V91H16ZM28 92H29V91H28ZM33 92H34V91H33ZM67 92H68V91H66V93H67ZM71 92H72V91H70V93H71ZM74 92H73V93H74ZM107 92H106V94H108ZM143 92H144V91L142 90V93H143ZM146 92H145V95H148V94H146ZM151 92H149V93H151ZM166 92H168V91H166ZM183 92H184V93H183ZM214 92H215V93H214ZM232 92H233V93H232ZM236 92H235V93H236ZM14 93H15V91H14ZM23 93H24V92H23ZM136 93H138V92H136ZM153 93H154V92H153ZM216 93L219 94V95H220L219 97H221V98H217L218 96L215 95ZM255 93H260V94H257V96H256ZM261 93H263V94L261 95ZM17 94H20V93H17ZM17 94H15L14 96H16ZM43 94H44V93H42V95H43ZM75 94H77V92H76ZM79 94H80V93H79ZM101 94L106 95V94L103 93V92H102ZM110 94H112L111 91H110ZM143 94H144V93H143ZM151 94H152V93H151ZM212 94H213V95H212ZM32 95H33V94H32ZM51 95H54V94H51ZM60 95H62V96H60ZM68 95H70V94H68ZM77 95H78V94H77ZM81 95H83V93H82ZM84 95L86 96V94H84ZM84 95H83V96H84ZM87 95H88V94H87ZM98 95H99V94H98ZM214 95H215V96H214ZM252 95H249V96L251 97ZM17 96H18V95H17ZM17 96H16V97H17ZM22 96H23V95H22ZM22 96H21V97H22ZM26 96H27L26 98H28V95H26ZM46 96H47V95H46ZM54 96H55V95H54ZM58 96L63 97V96H65V95L62 94L61 92H59V93H58ZM58 96H56V98H57ZM73 96H74V95H73ZM78 96H79V95H78ZM89 96H90V95H89ZM107 96L110 98V95H107ZM107 96H106V100H108ZM128 96H129V95H128ZM135 96H136V95H135ZM189 96H190V95H189ZM227 96H228V97H227ZM231 96H233V97H231ZM30 97H31V96L29 95V98H30ZM32 97H33V96H32ZM50 97H51V96H50ZM70 97L72 98V96H70ZM70 97L67 96V98H70ZM74 97H76V95H75ZM81 97H82V96H81ZM98 97H99V96H98ZM114 97H115V96H114ZM129 97H133V98H131V99H134V102H137V103H138L139 100L137 101V100H136V99H137L136 97H134L133 95H132V96L130 95ZM148 97H150V96H148ZM148 97H146V98L148 99ZM157 97L155 98L156 100L158 99ZM160 97H159V98H160ZM164 97L167 98L166 101L163 99ZM174 97H175V98H174ZM179 97H180V95H179ZM195 97L197 98L198 103H199V101H201L202 99L204 100V101H203V100H202V101H203V103L206 104V106H204L205 104H201L202 102L200 103L201 105H203V107H207V105L210 103V105L207 107L208 111H207L206 108H204V111H205V109H206L207 112H206V111L204 112V111H203V108H200L199 105H197V103H196L197 101H195ZM222 97L225 98L227 101H226L225 99H222ZM257 97L259 98L258 100H257ZM34 98H35V97H33L32 99L30 98V99H31L32 101L34 100V102H36L37 100L34 99ZM48 98H49V97H48ZM54 98H55V97H54ZM76 98H78V97H76ZM86 98H87V97H85V101H88V99L86 100ZM96 98H97V97H96ZM119 98H120V97H118V99H119ZM135 98H136V99H135ZM142 98H144V97H142ZM227 98H228V99H227ZM235 98H236V99H235ZM17 99H18V98H17ZM21 99H22V98H21ZM23 99H24V97H23ZM57 99H59V98H57ZM57 99H56V100H57ZM74 99H75V98H74ZM79 99H80V98H79ZM101 99H102V96H101ZM101 99H98V98H97V101L99 102V103L97 102V104L95 103V104L97 105V108H99V107H98V104H100V105L102 106V105H106V103H107V102L105 103V101H104V103H105V104H104V103H103V100H101ZM110 99L112 100V99H113V96H112ZM115 99H116V97L113 99L114 101H113V100H112V101H113V103L116 102V104H113V103L111 102V100H110V101L108 100V103H109V102H110V104L112 103L113 106H114V105H119V102L121 101L120 99H122V98H120L119 101H116ZM147 99H145V101H144V99H143L144 102L141 100V101H142L141 104H142L143 106H141V105L138 106V104H139L140 102H139L138 104L136 103V106H138V108L141 106V107H140L141 110L144 109V110L146 111V109L144 108V105H145V104H148ZM155 99H154V100H155ZM160 99H161V98H160ZM209 99H211V102L209 101ZM9 100H10V99H9ZM14 100H15V99H14ZM18 100H20V98H19ZM31 100H30V101H31ZM35 100H36V101H35ZM47 100H48V99H47ZM70 100L72 101L73 99H70ZM99 100H100V101H99ZM135 100H136V101H135ZM149 100H150V98L148 99V101H149ZM151 100H152V102H153V99H151ZM189 100H191V101L193 102V104L196 103L195 106H196V105L198 106L197 109H198V108H200V110L202 109L203 114L199 113V110H198V113H196V112L193 110L194 108L192 109V106H193V105H190V106H189V103H190ZM242 100H243V99H242ZM28 101H29V99H28ZM32 101H31V102H32ZM52 101H53V98H52ZM52 101H51V102H52ZM58 101H59V100H58ZM82 101H84V100L82 99ZM82 101H80L81 104H82ZM101 101H102V102H101ZM159 101H161V100H159ZM163 101H162V102H163ZM172 101H173V102H176V103H173ZM180 101H179V103H180L179 105H181V103H183V102H180ZM206 101H207L208 103H206ZM236 101H237V100H236ZM20 102H22V101H20ZM23 102H24V100H23ZM47 102H48V101H47ZM54 102H55V101H54ZM56 102H57V101H56ZM56 102H55V103H56ZM117 102H118V103H117ZM146 102H147V103H146ZM149 102H151V101H149ZM154 102H155V101H154ZM166 102H167V103L169 102V103L167 104ZM233 102H232V103H233ZM9 103H10V102H9ZM18 103H19V102H18ZM24 103H27V101H25ZM36 103H37V102H36ZM49 103H50V102H49ZM60 103H61V102L59 101V104H60ZM66 103L69 104L70 102L68 101V102H66ZM72 103H74V105H75V104H77L78 102L76 103L75 101H74V102L72 101ZM102 103H103V104H102ZM108 103H107V104H108ZM143 103H145V104H143ZM234 103H235V102H234ZM234 103H233V105H234ZM11 104H12V103H11ZM27 104H28V103H27ZM32 104H33V103H32ZM52 104H54V103H52ZM56 104H58V102H57ZM68 104H67V105H68ZM110 104H109V105H110ZM211 104H212V105H211ZM249 104H250V103H249ZM19 105H21V104L19 103ZM24 105H26V104H24ZM28 105H29V104H28ZM34 105H35V104H34ZM70 105H71V103H70ZM82 105H84V104H82ZM166 105H167V106H166ZM174 105H172V107H173ZM176 105H178V104H176ZM235 105L237 106V103H236ZM11 106H12V105H11ZM22 106H23V105H22ZM26 106H27V105H26ZM26 106H23V107L26 108ZM61 106H62V104H61ZM68 106H69V105H68ZM68 106H67V107H68ZM78 106H81V105L78 103L77 106H76V109L79 111V109H78L79 107H78ZM94 106H95V105H94ZM111 106H112V105H110V107H111ZM154 106H155V107H154ZM183 106H184V105H183ZM211 106H213V107L211 108ZM247 106H248V105H247ZM12 107H13V106H12ZM15 107H16V106H15ZM31 107L34 108V106H31ZM52 107H54V106H52ZM59 107H60V105H59ZM64 107H66V106L63 105V108H64ZM71 107H73V106H71ZM84 107H85V106H84ZM103 107H104V106H103ZM106 107H108V106L106 105ZM106 107H104V108H106ZM110 107H109V108H110ZM116 107H117V106H116ZM118 107H119V106H118ZM125 107H126V106H125ZM175 107H176V106H175ZM234 107H235V106H233V108H234ZM245 107H246V106H245ZM245 107H244V108H245ZM24 108H23V110H24ZM28 108H29V107H28ZM33 108H32V109H33ZM35 108H36V106H35ZM35 108H34V109H35ZM37 108H39L38 103H37ZM37 108H36V109H37ZM43 108L45 109V106H43ZM43 108H42V110H43L42 112H45ZM54 108H55V107H54ZM57 108H58V107H57ZM57 108H55V109L57 110V113H58L59 110H58ZM81 108L83 109V107H81ZM111 108H112V107H111ZM111 108H110V109H111ZM142 108H143V109H142ZM154 108H155V109H154ZM170 108H171V107H170ZM170 108H169V109H170ZM188 108H187V110L183 109V110H182V111H184L183 113L181 112V109H182V108L179 109L180 112L183 114V115L180 116V119H181L182 116L184 117L185 114H189V113H190V111H189ZM213 108H214V109H213ZM248 108H247V109H248ZM18 109H19V107H18ZM48 109H49V108H48ZM59 109H60V108H59ZM64 109H65V108H64ZM69 109H70V107L68 108V110H69ZM74 109H75V107H74ZM86 109H87V108H86ZM99 109H100V108H99ZM123 109H124V108H123ZM156 109L158 110V112H156ZM167 109H168V108H167ZM174 109H175V108H173V109H171V110H174ZM195 109H196V108H195ZM197 109H196V110H197ZM210 109H211V110H210ZM26 110H27V109H26ZM29 110H30V108L28 109V111H29ZM38 110H39V109H38ZM38 110H36V111H38ZM45 110H46V109H45ZM60 110H62V109H60ZM66 110H67V109H66ZM68 110H67V111H68ZM71 110H72V108L69 110L70 113H71ZM84 110H85V109H84ZM103 110H104V109H103ZM103 110H100L101 113L103 114V116H106V119H110L111 115L108 113V116L110 115V117H107V114H106V113L109 111V109H108V111L106 110L107 112H106L105 110H104V111H105V112H104ZM111 110L113 111L114 109H111ZM126 110H127V109H126ZM129 110H130V109H129ZM179 110H178V111H179ZM221 110L219 109V111H221ZM230 110H231V112H232V111H233V112L231 113ZM256 110H258V111L256 112ZM24 111H25V110H24ZM28 111H27V112H28ZM62 111H64V110H62ZM62 111H60V114H62V113H61ZM72 111L74 112V110H72ZM75 111H76V110H75ZM78 111H77V112H78ZM81 111H82V110H81ZM81 111H79L78 113H80ZM102 111H103L104 113H103ZM114 111H115V110H114ZM119 111H121V110H119ZM122 111H123V110H122ZM175 111H176V110H175ZM185 111H187V112L185 113ZM209 111H210V112H209ZM215 111H214V113H215L216 115L214 114L213 117L216 116V117L218 118L219 113L221 114L222 111L219 112V113H218L217 111H216V112H215ZM46 112H47V111H46ZM65 112H66V111H65ZM73 112L71 113V114H73V115L70 114L71 116H74V113H73ZM82 112H83V111H82ZM82 112H81L80 114L75 113V115L78 114L79 116L82 115V117H84L85 115L83 116V114H85V112H84L83 114H82ZM109 112H110V111H109ZM172 112H173V111H169V115H170V113L172 114ZM180 112H179V113H180ZM15 113H16V112H15ZM25 113H26V111L24 112V114H25ZM35 113H37V112H35ZM35 113H33V114H35ZM57 113H56V114H57ZM91 113H92V111H91ZM118 113H119V112H118ZM120 113H121V112H120ZM181 113H180V114H181ZM184 113H185V114H184ZM191 113H190V114H191ZM193 113H192L191 115H194ZM205 113H206V114H205ZM217 113H218V115H217ZM227 113H228V114H227ZM241 113H242V112H241ZM21 114H22V113H21ZM21 114H20V115H21ZM26 114H27V113H26ZM44 114H45V113H44ZM65 114H66V113H65ZM111 114H113V112H112ZM121 114H122V113H121ZM123 114H124V112H123ZM123 114H122V115H123ZM144 114H146V112H145V113H142V115H144ZM190 114H189V115H190ZM233 114H234V115H233ZM246 114H245V116H246ZM18 115H19V114H18ZM20 115H19V116H20ZM49 115H50V114H49V112H48L47 116H46V114H45L44 116H45L46 118L50 119V118H49V117H50ZM68 115H69V114H67V116H68ZM93 115H95V114H93ZM116 115H117V114H116ZM118 115H119V114H118ZM140 115H141V113H140ZM142 115H141V117H142ZM157 115H156V116H157ZM161 115L159 114L160 117H161ZM169 115H167V116H169ZM172 115H173V114H172ZM172 115H170V116H172ZM191 115H190V117H191ZM199 115H198V118H200ZM231 115H233V116L231 117ZM40 116H43V114H41ZM44 116H43V117H44ZM48 116H49V117H48ZM67 116H64V117H63V119L66 117V118L64 119V122H65V120H67ZM95 116H96V115H95ZM95 116L91 118V121H93L92 126H93V125H94V126L96 125L95 127L97 128V126H98V124H99V126H100V125L103 126V128H104V130H105V131H104L103 129H101L102 127H100V129L103 130L102 132H103V133H104V132L108 133V132H107L108 129H107V131H106L105 126L102 125V122L104 121L103 124H105V125L108 124L107 126H109V123H105L106 119H104L103 116H102V119H103L102 122H100V121H101V118H98V121H99V122H98ZM119 116H120V115H119ZM119 116H113V115H112V117H115L116 119H117V117H119ZM123 116H124V115H123ZM123 116H122V117H123ZM133 116H134V114H133ZM156 116H155L154 118H152V117H150V116H148V115H147V116L145 115V117H147L148 121H147L144 117L142 118V120H143V119H144V121L146 120L147 123L149 122L148 124L146 123V124H147V128H148V125L151 124L152 122H158V121H159V123H160L161 120L158 119ZM170 116H169V117H170ZM185 116H186L185 118H187L188 115H185ZM203 116H202L201 118H202V119H206V116H207V115L204 116L205 118H204ZM223 116L219 115V118H220V117L222 118ZM229 116H228V117H229ZM241 116L243 117V115H240V117H241ZM245 116H244V119H245ZM253 116H254V117H253ZM24 117H25V115H24ZM43 117H41V119H42ZM45 117H44V118H45ZM82 117H79V120H80V118H82ZM122 117H120V119H121ZM149 117L152 118L153 121H152V119H151V122H150V118H149ZM165 117H166V118H165ZM194 117H195V118H194L195 121H196V120H197V121L200 120V119H197V118H196V115H194ZM216 117H215V118H216ZM228 117H227L226 120H228ZM242 117H241V118H242ZM246 117H247V116H246ZM249 117H250V116H249ZM249 117L246 118L245 121H247L248 119H250ZM17 118H18V117H17ZM25 118H26V117H25ZM37 118H39V116H38ZM44 118H43V119H44ZM51 118H52V115H51ZM58 118H60V115H59ZM71 118H77V117L74 116V117H71ZM156 118H157L158 121H156ZM163 118H165V121H164ZM171 118H172V117H171ZM191 118H192V117H191ZM208 118H209L210 120H209ZM217 118L214 119V118H212V117H207V120H205V121H207L210 125H211V124L213 125L214 122L217 123L216 120H218V121H219V120L222 121L223 119L225 120L226 116H225V118L223 117L222 119H221V118H220V119H219V118L217 119ZM34 119L36 120V118H34ZM39 119H40V118H39ZM43 119H42V121H44ZM68 119H69V118H68ZM84 119H85V117L82 118V120H80V121L83 122V126H86V124L84 125V123H86L85 121H83ZM99 119H100V120H99ZM112 119H114V118H112ZM169 119H170V118H169ZM180 119H178V120H180ZM187 119H188V120L190 119L189 116H188ZM202 119H201V120H202ZM211 119H212L213 123H212ZM50 120H52V119H50ZM70 120H71V119H69V122H71V121L73 122V121H74V120H71V121H70ZM110 120H111V119H110ZM110 120H109V121H110ZM114 120H115V119H114ZM114 120H113V121H114ZM117 120H118V122L120 121L119 119H117ZM117 120H116L115 123L118 124ZM126 120L129 122L128 119H126ZM131 120H133V118H130V123H131V124L134 123V120H133V122H132ZM154 120H155V121H154ZM188 120L183 121L184 123L186 122L185 125L183 124V126H185V127L187 126V124H188V123H187ZM194 120L191 121V119H190V122H194V123H196V125H197V124H198V125L200 124V125H199L200 127H201V125H203V126L206 125V127L208 126L207 128H209V126H210L207 122H206V123H207L208 125H207L204 121H203V122H204L205 124H204V123H201V120H200V123L197 122V121L195 122ZM226 120H225V122H226ZM258 120L253 121V122H255L256 126H257V123H256V122H258ZM80 121H78V122L80 123ZM107 121H108V120H107ZM107 121H106V122H107ZM111 121H112V120H111ZM127 121H124V123H122V125L125 124ZM172 121H174V120H172ZM181 121H182V120H181ZM232 121H233V122H234V121H235V122H237V121L240 122V119H238V120H231V124H230V121L227 122V123H229L231 126H230L229 124L225 123V122H222L223 124L225 123V125L227 124V125L229 126V128L232 127V126L234 127V129H233V127H232L233 130L230 128V130L228 129V131H227V128L224 130L225 127H224V125H223V127H224V128H223V130H224L223 133H225L226 131H227L226 133H228V132L230 131V133H229L230 135H228V137H227L225 134H223V136H220V135H222V131H220V130H222V125L220 126V124H222V123H221L220 121H219L220 123H218V124L215 123V125H219L221 128H220L219 126H218L219 128L216 126L217 128L215 127L216 129H213V128H214V125H213V126L211 125L210 127H212V130L210 131V130H209L210 128L207 130L206 127L204 126V127H203V128L205 129V130H204V129L201 127V128L203 129L204 132L206 131L205 133H207V132L210 131V132H211V135H212L213 130L215 131V130L219 129L220 132L217 130V131H215V132L213 133V136H214V135L216 136L215 133L218 132V134H217L218 136H216V137L218 138V140H217V138H216L215 136L213 137V139H214V140H213L211 135H210L211 139H209V138H210V137H209V134H208V135L206 134L207 137H206V135H205L206 138L209 137V138H208L209 140H211V141L213 140V141H212L213 143H212V142H209L208 139H207L208 141H207V140H206V141L203 140V137H204V136H202V134L204 135V132H203V133H200L201 130H202L201 128H200L201 130H200L199 132L197 131L198 128H199L198 125H197L198 128H196L197 130L193 127L192 130H193V132H195V136H198V138H199V137H202V139L200 140L201 142L204 141L203 143H205V142H209V144L211 143V145L208 144L210 148H209V147L206 148V147L204 146L205 148L203 147V148H204L203 150H202V146L205 145V144L207 145V143L203 144V143H201L200 141H197V139L194 138L195 136H193L194 133H192V131H191V129H190V131H191V133H192V136H191V137H193V142H194V140H196V141L194 142V143H196V146H197V142L200 143L198 146L201 145V146H200L201 149L199 148V149L196 150L197 153H195V155H198V156L196 157V156L194 155V152H195V151L193 152V150H195L196 148H198V146L196 147L194 143L191 142V144H189L190 141L188 142L187 139L185 138V140H184V139L181 140V145H180V143L178 144V145H180V146H183V145L186 144L185 146H186L187 148L184 147V149H185V150L187 149V150L185 151V150L182 149V150L179 151V152H178L177 150H175V151H174L175 154H176L175 157H177V156L179 157L180 153H181L182 155H187L188 158H189V156H190V158H189L190 161H189V159H188L187 157L185 158V159H188V160H186V161H187V162L189 161V165H190V166H187L188 163L186 162V164H185V162H184V164L186 165L185 169H184V164H183V162H182V161L185 160V159H182V158H184V156L180 155V158L182 159V160L180 159L181 161H180V160L178 161V160L175 159V160H176L175 163H176L177 165H179L180 167H183L182 170H185L186 172L188 171V172L186 173V172L180 170V171H179L180 173H179V172H178L179 169H178V170H177V172L179 173L178 179H179L180 177H182V179H184V178H185L186 176H188L189 174H190V175H191V174L193 175V176L191 175L190 177H189V176L186 177L185 180H180V179H181V178H180L179 181H178L179 184H177V183H178V182H176L177 180H175V177L172 175V174H173V173H172V172H173L172 170H174V168L172 167V169H171L170 171L168 170L169 166H170V167L173 166L172 164H169V163H170L169 157L166 156V157H168V160H169V161H167V162H169V163L166 162L167 158L162 157L163 155L165 156V154H164L165 152H163V154H161L160 151H159V152H160V153H159L158 150L156 151L155 149H153V150H154V153H153V151H152V153H149V152H148V154H147V158H146L147 160H145V163H144L143 165H144V166L147 165V162H148V165H149V164H151V166L153 165V168H154V169L150 167V168H151L150 171L153 169V171H151V173L153 172L152 175L155 176V174H158V175H156V176H160L159 173L157 172L158 169H156V168H157V166H156L157 164L154 165V164H155L154 161H153V163H149V162H150V160L148 159L149 156H150L149 154H153V155L155 156V157H154L155 162H156V158L158 159L157 161L159 162V159H160V157H161V158H162V159H161V160H162V163L164 164V163L166 162V163L169 165V166L167 165L168 168H167V170H166V169H165V168H166L165 165H164V167H163V166L161 165V161H160V165L162 166L161 169H162V170L165 169V171H168V172H169V174L166 172L167 174H166L165 177H166L167 180H166L165 178L161 177V178H163V181H162V182H163L164 186H165V184L170 183L171 180H172L173 182H175L174 184H176V185H178V186H180V183H181V182H182L181 185H182V184L184 185V187H182V186H181V187H177V186L175 185V187H176L178 190H177V189H174L175 187H174L173 190H172V187H173L174 185L171 187V184L173 183V182L171 181L172 183H170L169 186L166 185V186H165L166 188L163 187V186H161V185L158 186V184H156L157 187H155V185L153 184V186H154L155 189H154V188H151V189H153V190H151L150 187H151V184H152V180H151V181H146V184H148V186H150V187H149V189H150L149 192H152V191H153V193L156 194V197H155V194H153V193H149V192H148V193L150 194V196H151V194H152V195L154 196V198H157V199H158L157 195H158L159 197H161V198L164 197V196H160V195H161L160 192H161L162 194L164 193L163 195L166 196V193H168V192H169V193H175V194H177V193L180 191V193H178V198H180L181 196H182L183 198H185V196H186V199H188L189 196H190V198H189L188 200H193V201L196 202V201L198 200V199H197V198H198L197 195L201 192L200 190L202 189L201 187L203 186L204 188L202 189V192H201L203 198L201 199V197H199V198L201 199V200H199V202L202 201V202H201V203H202L201 205H203V203H205V204H204V206H205L204 208L207 209V212L210 211L209 213H211V211L215 208V212L220 213V211H223V208H224V207H223L222 209H220V208L222 207L221 205L227 203V204L223 205V206H225V208H224V211H225V210H227V207H226V206H228V204L231 202V201H230V202L228 201L229 203H228L227 201L224 202L225 199L223 200V198H222V195H223L222 193H223V192H224V196H223L224 198H225L226 195L229 196V194H231V193H232L231 195L234 196V195L236 194V191H235V190L237 189L236 187H239V188H240L241 184H244V187H246V189H247L249 186H248V185H245V184L248 183V182L251 183V181H249V180H251L252 178H253L252 181L255 182V183H253V182H252V183L255 184L256 186L250 184V190H251V187L253 188V186H254V188H256L259 184H262V182L264 181V180H263V179H264V173H263V177H261L262 174H261L260 172H261V170H262V172L264 171V152L261 151V150H264V148H260V147H263V146H261L260 143L258 142L259 139L256 140L258 144H257L256 142H254V140H253L254 138L251 136V134H249L250 131L248 132V130H246L247 133H246V132H243V134H242V132H241V134H242V135H241V134H240V131H242L243 128L240 129V131H239V129L237 130V129L235 128V127H237V126L235 125V124H237V123L234 124ZM45 122H46V121H45ZM67 122H68V120L65 122V124H63L64 126L66 125V126L68 127V129H67V127L65 126L66 131L70 129L69 131L71 132V128H72V129L74 128V129L76 130V131H74V129H73V130H72V133H69V131H67V132L69 133V136H68V137L70 138V140H71V141L74 140V141H73V144H74V142H75V143H76V146H77V144H78V146H80V147L77 146L78 149H79V148H80V150L87 149L88 147H84V148H83L84 145H86V144H87L86 146L89 145V141H86V142H88V143H86V144L83 143V142H85V139H87V138H86V137L84 138L83 136L81 137V135H83L84 133H86L85 131L83 132V131L80 130L81 128H80L79 126H81L82 123H80V124L77 123L79 126H78L77 124H75L76 127H75V125H74V127H71V126H72V125H71L72 123H67ZM161 122H162V121H161ZM210 122H211V123H210ZM40 123H41V122H40ZM66 123H67V124H66ZM75 123H76V122H75ZM94 123H95V124H94ZM110 123H111V122H110ZM159 123H158V124H157V123L151 124V126L153 125V127L155 126L154 128H156V127L159 126ZM167 123L170 124L171 122L169 121V122H167ZM167 123H166V125H167ZM174 123H176V121H174L173 123H171V125H167V126H169V127L171 126V127L173 128L174 126H172V124H173V125H176V124H174ZM177 123H178V122H177ZM194 123H193V126L197 127L196 125H194ZM240 123H241V122H240ZM240 123H239V126H240V128H241V127H242L241 125L243 124V122H242V124H240ZM245 123H246V122H245ZM68 124H69L70 127L68 126ZM73 124H74V123H73ZM111 124H114V123H111ZM127 124H128V123H126V125H127ZM135 124H136V123H135ZM155 124H156V125H155ZM160 124H161V123H160ZM162 124H163V123H162ZM255 124H254V126H255ZM260 124H261V126H260ZM41 125H42V124H41ZM44 125H45V124H44ZM44 125H43V127H44ZM46 125H49L48 127L51 128V131H52V132L55 130V129H52V128H54V127H52V126H53V125L55 126V123H54V122L51 123L52 126H51L50 124H48V123H47ZM115 125H116V124H115ZM115 125H111V126L113 127V126H115ZM132 125H133V124H132ZM157 125H158V126H157ZM177 125H178V124H177ZM190 125H192V124L190 123ZM190 125H188V127H190ZM243 125H245V124H243ZM252 125H253V123H252ZM83 126H81V127L84 128ZM89 126H90V125H89ZM94 126H93V127H94ZM99 126H98V127H99ZM107 126H106V127H107ZM111 126H110V127H111ZM118 126H119V125H118ZM118 126L116 125L115 127L118 128ZM124 126H125V125H124ZM128 126H129V125H128ZM128 126H127V127H128ZM133 126L136 127V125H133ZM149 126H150V125H149ZM163 126H164V125H163ZM163 126H159V127H160V130H159V128H157L156 131H154V133H155V132H158V130H159L160 133H161L162 130H165V129H162ZM181 126H182V125H181ZM239 126H238V128H239ZM247 126H248V123H247ZM250 126H251V125H250ZM250 126H249V128H250ZM45 127H46V126H45ZM45 127H44V128H45ZM48 127H47V128H48ZM78 127L80 128V129H79V132H78V129H77ZM115 127H114V129H110V128H109V130H110L109 132H111V131L113 130L112 134L114 133V135H116L115 132H117V130H118V129L116 130ZM125 127H126V126H125ZM125 127H124V130H125ZM130 127H131V125H130ZM135 127H131L133 130H132L131 128H129V129H131V131H130L129 129H127V128H126V129H127V131L129 130V131H130L129 133L131 134V132H133V131L135 132V131H136ZM137 127H138V125H137ZM60 128H61V127L59 126L58 129H60ZM88 128H89V127H88ZM96 128H94V130H93V128H89V132H91V131H92L93 133L95 132V133H94L95 135H96V134H98V135L102 134L101 130L99 131V132H101V133H99V132H97V129H96ZM172 128H171V130H172ZM177 128L179 129L180 126L178 125ZM177 128H176V129H177ZM253 128L255 129V128H257V127H253ZM258 128H257V130L255 129L257 132H258ZM62 129H63V128H61V129L58 130V131L60 132ZM91 129H92V130H91ZM98 129H99V128H98ZM134 129H135V130H134ZM150 129H151V128L149 127L148 130L150 131ZM161 129H162V130H161ZM168 129H170V128H167V131H166V130H165L166 132L163 131L162 134H166V133L168 132ZM178 129H177V130H178ZM184 129H185V128H184ZM186 129H187V128H186ZM186 129H185V131H187ZM194 129H195L197 132H196ZM235 129H236L237 131H236ZM246 129H247V128H246ZM43 130H45V129H43ZM46 130H47V129H46ZM46 130H45V131H46ZM82 130H83V129H82ZM114 130H116V131H114ZM152 130H153V129H152ZM171 130H169V132H170ZM231 130H232V132H235V131H236L235 133H233V134H235L236 136H237L236 133L239 131L238 134H240V138H238V137H236V136L234 137L233 134L231 133ZM234 130H235V131H234ZM51 131H50V133H51ZM58 131H57V132H58ZM122 131H123V130H121L119 133H121ZM127 131H124V132H122V133L124 134V133L127 132ZM185 131L182 132V129H180V130H178V131H174V133H175V132H176V133L178 132L177 135L175 134L174 139H176V138L178 137L179 132H182L181 134H183L184 136H187L188 133H187V132L185 133ZM243 131H244V130H243ZM46 132H49V130H47ZM54 132H56V131H54ZM54 132L52 133L53 135L55 134ZM59 132L57 133V134H58L57 136L59 137L60 140L63 141L64 138H66L65 133H64V135L61 134L62 132H64V130H62V132H61L60 134H59ZM73 132H76V133L73 134ZM92 132H91V133H92ZM134 132H133V135H134ZM136 132H137V131H136ZM152 132H153V131H152ZM152 132H151V133H152ZM159 132L156 133V134H157V135H158V134L161 135ZM164 132H165V133H164ZM210 132H209V133H210ZM260 132H258V133H260ZM50 133H49V134H50ZM77 133L80 134L79 137L76 136V135H78ZM82 133H83V134H82ZM93 133H92V134H93ZM144 133H145V132H144ZM189 133H190V132H189ZM197 133H200L201 136H199V134L196 135ZM219 133H221V134L219 135ZM245 133H246V134H249V135H247V137H245V136H246ZM258 133H257V134H258ZM70 134H72L71 136H72L73 140L71 139ZM89 134H90V133H89ZM104 134H105V133H104ZM110 134H111V133H110ZM126 134L129 135L128 132L125 133L124 135H126ZM135 134H136V133H135ZM181 134H180V135H181ZM261 134H260V137H261ZM61 135L64 136V137L61 138ZM84 135H85V134H84ZM106 135H107V134H105L104 137H103V135H100V136H102V138H104V139L106 140V138H105ZM114 135H113V137H114V139H116V137H115ZM127 135H126V137H127V138H130L131 141L134 139L133 142H132L130 145H135V146L140 145V144H138V143H140V142H138V141H139V140H138V137H137V139H136L138 143H137V142L134 143L135 138H136V136H137L138 134L135 135V136H131L132 134L129 135V136H127ZM166 135H167V134H166ZM180 135H179V136H180ZM224 135H225V136H224ZM243 135H244V136H243ZM163 136H164V135H162V138L166 137V136H164V137H163ZM248 136H250V138H251L249 141H248ZM258 136H259V134H258ZM52 137H54V136H52ZM95 137H97V136H95ZM98 137H99V136H98ZM106 137H108V135H107ZM120 137H121V138H120ZM120 137H119L120 139L118 138L119 141L123 138V135L121 134ZM126 137H125V138H126ZM132 137H135V138L131 139ZM181 137H182V136H180L179 138H181ZM189 137H190V136H189ZM205 137H204V138H205ZM219 137H224V138L227 137V140L225 139V141H224V138H223V140H222V139H220ZM47 138H48V137H47ZM75 138H76V139H75ZM78 138H79V139H78ZM80 138H82V139L84 138V140H82V139H80ZM90 138H91V136H90ZM90 138H89V139H90ZM111 138H112V137H111ZM125 138H124V140H125ZM153 138H154V137H153ZM179 138H178V139H179ZM182 138H183V137H182ZM252 138H253V139H252ZM263 138H264V137H263ZM48 139H49V138H48ZM91 139H93V138H91ZM99 139H100V138H99ZM104 139H103V140L101 139V140L103 141V145H102V147L104 146V141H105ZM108 139H110V138L108 137L106 142L111 146V143H110V142H111L112 139H111V140H108ZM178 139H176L177 142L180 141V140H178ZM190 139H191V138H190ZM215 139H216L217 141H216ZM261 139H262V137H261ZM67 140H68V139H65V140H64V145H65V141L68 142V145H71V144L69 143V141H67ZM77 140H78V141H77ZM81 140H82V141H81ZM95 140H97V138H96ZM101 140H100V141H101ZM118 140H117V141H118ZM128 140H129V139H128ZM128 140H127V139L125 140V142L127 141V142H126L127 144L124 142V146H125V144H126V145L129 147V149H130V148H131V149L134 148L135 146L132 147V146H130V145L128 144V143H130ZM166 140H167V139H166ZM172 140H173V138H172ZM172 140H171V141H172ZM188 140H189V138H188ZM191 140H192V139H191ZM251 140H253V141H251ZM71 141H70V142H71ZM76 141H77V142H76ZM79 141H80V143H79ZM91 141L93 142L94 140H91ZM109 141H110V142H109ZM115 141H116V140H115ZM115 141H114V142H115ZM183 141H184V142H183ZM186 141H187V142H186ZM220 141H221V142H220ZM222 141H224V142H222ZM81 142H82L83 145H80ZM94 142H95V141H94ZM106 142H105V143H106ZM114 142H113V143H114ZM120 142H121V141H120ZM168 142H169V143H168ZM168 142H167L168 144L171 143L170 140H169ZM174 142H175V141H173V143H171L170 145H172V144L175 145V144H176V146H177V142H175V143H174ZM253 142H254L255 144H254ZM62 143H63V142H62ZM97 143H98V142H97ZM117 143H118V142H117ZM136 143H137V144H136ZM142 143H143V142H142ZM142 143H141V144H142ZM151 143H152V142H151ZM151 143H150V144H151ZM183 143H184V144H183ZM73 144H72V145H73ZM93 144H96V143H93ZM93 144H91V145H93ZM108 144H107V145H108ZM235 144L238 145V146L236 145L237 147H240V151L238 150V148H237V150H238L237 152L234 150V148H235L236 146L234 147L233 145H235ZM256 144L259 145L260 147H258ZM64 145H63V146H64ZM66 145H67V144H66ZM66 145H65V147H66ZM68 145H67V147H68ZM74 145H75V144H74ZM74 145H73V146H74ZM91 145H90V147H91ZM109 145H108V147H109ZM118 145H120L121 148H122V146H123V145H121V143L118 144ZM174 145H173V146H174ZM191 145H192V146H191ZM208 145H207V146H208ZM120 146H119V147H120ZM151 146H152V144H151ZM189 146H191L192 148H194V146H195V148L192 149V151H191V153H192L194 156L191 155V153H190V155H188L189 152H190V149L188 148ZM232 146H233V147H232ZM67 147H66V148H67ZM74 147H75V146H74ZM90 147H89V148H90ZM97 147H98V146H97ZM128 147H126V148L128 149ZM137 147H140V148H141V145H140V146H137ZM257 147H258V148H257ZM68 148H70V146H69ZM71 148H72V147H71ZM81 148H83V149H81ZM93 148H94V145L91 147V149H93ZM105 148H107V146H106V147L104 146L103 149H105ZM111 148H112V147H111ZM111 148H109V149H111ZM140 148H139V150H140ZM153 148H154V147H153ZM208 148H209L210 150L212 149L213 152H214V153H212V152H211L212 150H211L210 152L207 151V154L209 153L208 156L210 155L209 158L206 157L207 154L204 155V153H203V152H205L204 150H207ZM259 148H260L261 150H259ZM75 149H76V148H75ZM91 149H90V150H91ZM95 149H96V148H95ZM100 149H102V148H101V145H100ZM107 149H108V148H107ZM107 149H105V152H104V150H103V153H104V154L106 153V150H107ZM117 149H118V147H117ZM150 149H151V148H150ZM173 149H174V148H173ZM209 149H208V150H209ZM98 150H99V148H98ZM111 150H113V149H111ZM111 150H110V151H111ZM133 150H134V149H133ZM139 150H138V152H139ZM151 150H152V149H151ZM200 150H201V151H200ZM86 151H87V150H86ZM86 151H85V153H86ZM91 151H92V150H91ZM93 151H94V150H93ZM100 151L102 152V150H100ZM100 151H98V152H100ZM110 151H109V152H110ZM119 151H120V149H119ZM119 151H118V152H119ZM122 151H123V149H122ZM122 151H120V152H122ZM165 151H166V150H165ZM182 151H183V153H182ZM184 151H185V152L189 151V152H187V154H186ZM66 152H67V151H66ZM80 152H81V151H80ZM109 152L107 151V154H110ZM135 152H136V151L134 150V153H135ZM141 152H142V151L140 150V153H141ZM155 152H156V153H155ZM177 152H178L179 154H178ZM201 152H202L203 154H202ZM96 153H97V151H96ZM111 153H113V152H111ZM131 153H132V152H131ZM134 153H133V154H134ZM136 153H137V152H136ZM158 153L161 154L162 156H158V155H159ZM184 153H185V154H184ZM211 153L213 154V156H214L216 159H217V157H218L219 160L217 161V160L215 159V162H212L214 159H213V160L210 159L211 156H212ZM82 154H84V152H83ZM82 154H81V155H82ZM94 154H95V151H94ZM107 154H105V155H107ZM118 154H121V153H118ZM122 154H124L123 156L127 159V157H126V154H127V153H126V154H125V153H122ZM122 154H121V155H122ZM133 154H132V155H133ZM156 154H157V155H156ZM76 155H77V154H76ZM84 155H85V154H84ZM86 155H87V154H86ZM88 155H89V154H88ZM90 155H91V154H90ZM92 155H93V154H92ZM92 155H91V157H93ZM96 155H98V154H96ZM96 155H95V156H96ZM114 155H115V154H114ZM127 155H128V154H127ZM129 155L131 156L130 153H129ZM129 155H128V158H129L130 161H129V160H127V161H128V162H133L131 159H133L134 157L131 156L132 158L130 159ZM134 155H135V154H134ZM134 155H133V156H134ZM215 155H216L217 157H216ZM108 156H109V155H108ZM115 156H117V155H115ZM137 156H138L139 159H140V154H139V153H138V155H136V157H137ZM156 156H157V157H156ZM181 156H182V157H181ZM73 157H74V156H73ZM77 157H78V156H77ZM103 157H104V156H103ZM103 157H101V158H103ZM109 157H110V156H109ZM117 157H119V156H117ZM138 157H137V158H138ZM193 157H194V159H193ZM195 157L198 158V160H197V159L195 160ZM93 158H94V157H93ZM113 158L115 159V157H113ZM125 158L122 157V162H121V163H123V159H125ZM206 158H208V159L210 160V162H208V163L206 162V164H205V162H204V163L201 162L202 160H206ZM82 159H83V158H82ZM88 159H89V158H88ZM119 159H120V158H119ZM119 159H118V160H119ZM165 159H166V160H165ZM173 159H174V158H173ZM192 159L194 160L195 163L197 162V164L194 163L195 166L197 165V167H199V168L202 169V167L205 165L206 168L208 167V168H207L208 170L211 168L210 171H211V170L214 171L213 168H215V167H210V166H209V163H215V165H216V161H217V164H221V163H218V162L222 161L223 164H221V165H224V163H225V165H226V164H227V165L230 164V166H231V165H232V166H235V165H236L237 167H238L239 165L236 164V163L234 164V162L240 163L242 166H244V163H245V164L249 165L250 169H254V168L256 167V169L260 170V171H259V174H256V173L254 172V173H255L254 176H255L256 178H259V179H257V180L254 181V178H255V177H253L252 174L250 175L252 178L249 176V174H248V173H249V172H248V169H249V168L246 169V170H247V174H248V175H246L247 177H246L245 175L243 176V174H246V173H244V171H243V173H242L241 170H240V172H241V174H240V173H238L239 171L236 172V170H235V173H234V175H233V174L231 173V171H232V170H231V171H229V173H231V174H230L231 176H229L228 173H227L228 175H227V174L225 175V173H224L223 175H224L225 178H224V177H221L222 180L219 179L220 177H218V179H215V178H214L216 184L219 185V186H221V187H220L221 191L224 190V189H222V187H223V188H226V190L228 189L227 191L224 190V191H222V193H220L221 191L218 189L219 186H217V185L215 184L213 178L211 179V176H210L211 174L205 175L206 172H205L203 169H202L203 171L200 169V170H199L200 173H199V172L197 171V169H199V168H197V167H196V170H191V169H190V167L192 166L191 163L193 164V162H191V161H193ZM79 160H80V158H79ZM90 160H91V159H90ZM97 160H98V159H97ZM116 160H117V159H116ZM118 160H117V162H118ZM120 160H121V159H120ZM135 160H136V159L134 158V164H133V165H135V164L138 163V159L136 160L137 162H135ZM164 160H165V162H163ZM175 160H174V161H175ZM83 161H84V160H83ZM83 161H81V162L84 163ZM95 161H96V160H95ZM146 161H147V162H146ZM88 162H89V160H88ZM114 162H116V161H114ZM114 162H113V163H114ZM117 162H116V163H117ZM124 162H125V161H124ZM177 162H179V163H177ZM190 162H191V163H190ZM85 163H86V162H85ZM85 163H84V164H85ZM125 163H126V162H125ZM156 163H157V162H156ZM166 163H165V164H166ZM181 163L183 164V166H181V165H182ZM198 163H199V164H198ZM84 164H83V165H84ZM119 164H120V163H119ZM194 164H193V165H194ZM200 164H202V165H201L202 167H200ZM233 164H234V165H233ZM79 165H80V164H79ZM91 165H93V164H91ZM125 165H126V164H125ZM125 165H123V166H125ZM131 165H132V164H131ZM133 165H132V166H133ZM138 165H139V164H138ZM148 165H147V166H148ZM212 165H214V164H212ZM221 165H220V166H221ZM225 165H224V166H225ZM227 165H226L225 167H227ZM106 166H107V165H106ZM106 166L103 165V167H106ZM132 166H131V167H132ZM135 166H136V165H135ZM216 166H217V165H216ZM230 166H228V167L230 168ZM236 166H235V167H236ZM252 166H254V167H252ZM77 167H78V166H77ZM79 167H80V166H79ZM82 167H83V166H82ZM88 167H89V166H88ZM103 167H102V168H103ZM112 167H113V166H112ZM117 167L119 168V166H117ZM120 167H122V166H120ZM125 167H127V166H125ZM193 167H194V166H193ZM217 167H218V166H217ZM217 167H216L215 170L218 172L219 169H218ZM228 167H227V168H228ZM245 167H246V165H245ZM251 167H252V168H251ZM94 168H95V167H94ZM96 168H97V167H96ZM129 168H130V167H128V169H129ZM136 168H137V167H136ZM145 168H147V169H145ZM148 168H149V167H144L145 170L143 169V170H144V174H145V176H144V175H143V176L145 177V180H148V179L150 180V176H152V175H150V174L148 173V172H149V171H148V170H149ZM239 168H240V167H239ZM246 168H247V167H246ZM85 169H86V168H85ZM88 169H89V168H88ZM91 169H93V168H91ZM130 169H131V172L129 171L130 173H135V172H134L135 170L132 172L133 168H130ZM130 169H129V170H130ZM134 169H135V168H134ZM137 169H139V166H138ZM137 169H136V170H137ZM155 169H156V170H155ZM169 169H170V168H169ZM194 169H195V167H194ZM217 169H218V170H217ZM221 169L224 170V167H223V168L221 167L220 170H221ZM108 170H109V169H108ZM114 170H115V169H114ZM119 170H120V173H121V172L123 173V171L125 172V170H123L122 168H121V169H117V168H116L115 171L117 172V171H119ZM121 170H122V171H121ZM154 170L156 171V173H155ZM190 170H191V173H190ZM222 170H221V171H222ZM85 171H86V170H85ZM94 171H95V170H94ZM106 171H107V170H105V172H106ZM181 171H182V172H181ZM192 171H193V172L195 171V172L192 173ZM196 171H197L198 173H197ZM216 171H214V172L216 173ZM221 171H219V172H221ZM249 171H251V170H249ZM83 172H84V171H83ZM97 172H98V171H97ZM161 172L164 173L163 171H161ZM201 172H202V173H201ZM203 172H204V173H203ZM222 172H223V171H222ZM226 172H228V170H227ZM92 173H93V172H92ZM107 173H111V174H112V171H110V172L107 171ZM107 173H106V174H107ZM122 173H121V174H122ZM127 173H128V172H127ZM127 173L125 172V175H126V176H128V175H129V176H132V175H130L129 173H128V175H127ZM154 173H155V174H154ZM181 173H184V176H185V177H184L183 175H181ZM185 173H186L187 175H185ZM195 173H196L198 176L200 175V176H199V177H200V180L198 179L199 177H196L197 175H196ZM236 173H238L239 175L236 174ZM254 173H253V174H254ZM99 174H100V173H99ZM103 174H105V173H103ZM147 174H149V176H147ZM164 174H165V173H164ZM164 174H163V176H164ZM170 174H171V175H170ZM206 174H207V173H206ZM216 174H219V173H216ZM220 174H221V173H220ZM112 175H113V174H112ZM168 175H170V176H169L170 178L168 177L169 180L171 179L170 181H169L168 178H167ZM194 175H195V176H194ZM202 175L205 176V177L203 176V177H204L203 180H201V176H202ZM235 175H236V176H235ZM240 175H242V176H240ZM256 175H257V176H256ZM260 175H261V176H260ZM103 176H105V175H103ZM107 176H108V174H107ZM109 176H110V175H109ZM117 176H118V174L116 173V177H117ZM134 176H136V173L132 176V178L130 177V178H128V179H131V180L133 181V180H134L133 178H135ZM139 176H141V175L139 174L138 177H139ZM154 176H153V179H155V178H156L155 180H157L158 178L160 179V177H156V176L154 177ZM171 176H172V178H171ZM226 176H227V177H230V178H226ZM258 176H259V177H258ZM97 177H98V176H97ZM138 177H137V181H135V182H136V183H138V182H142V183H143V181L141 180V178H140V180H141V181H140ZM141 177H142V176H141ZM148 177H149V178H148ZM183 177H184V178H183ZM191 177H193V178H191ZM248 177H249L250 179H249ZM110 178H111V177H110ZM112 178H113V177H112ZM112 178H111V179H112ZM120 178H121V175H120ZM122 178H123V177H122ZM122 178H121V180H122ZM146 178H147V179H146ZM151 178H152V177H151ZM173 178H174V179H173ZM188 178H190V180H189ZM194 178H195V179H194ZM223 178H224V179H223ZM256 178H255V179H256ZM91 179H92V178H91ZM94 179H95V178H94ZM159 179H158V182H160ZM191 179H192V180H191ZM197 179H198L199 184L196 182ZM205 179H207V181H206V183L203 182V185H202V181H205ZM226 179H227V180H226ZM260 179H262L263 181H262L261 183H258ZM96 180H97V178H96ZM108 180H110V179H108ZM121 180L118 179V181H121ZM155 180H154V181H155ZM161 180H162V179H161ZM165 180H166V181H165ZM186 180H187V181H186ZM194 180H195V182L197 183V184H196L197 192H194V191H196V190H195L196 188H194V187H195V186H194L195 184L192 185L193 188H191L192 186H190L191 181H192V183H193ZM211 180H212V182H211ZM216 180H218V181H216ZM220 180H221V181H220ZM228 180H229V181H232L231 183L229 182L230 184L228 183V185H230V186H228V185H227L226 187L223 186L224 182L226 181L225 183L227 184V181H228ZM94 181H95V180H94ZM116 181H117V180H116ZM116 181L114 180V183H116ZM118 181H117V182H118ZM122 181H123V180H122ZM122 181H121V182H122ZM124 181H125V182H128L129 180H128V181L124 180ZM188 181H189L190 183H188ZM200 181H201V183H200ZM219 181H220V182H223V183H220ZM233 181H234V182L236 181V182L234 183ZM239 181H240V182H239ZM247 181H248V182H247ZM103 182H104V181H103ZM121 182H120V183H121ZM125 182H122V184H123V183L125 184ZM150 182H151V184H150ZM155 182H157V181H155ZM158 182H157V183H158ZM166 182H168V183H166ZM185 182H187V183H185ZM238 182H239V186L236 185V187L234 188V186H235L234 184H238ZM256 182L258 183V185L256 184ZM78 183H79V182H78ZM120 183H119V184H120ZM142 183H141V184H142ZM160 183H161V182H160ZM160 183H159V184H160ZM192 183H191V184H192ZM208 183L211 184V187H214V188L216 187V188H215L216 193L218 192L216 189L219 190V192H218L219 195H218V196H220V197L222 198V200H219V201L216 200V198H215L214 196H212V195H213V194H212V191H210V192L206 191V192H207V193H206V194H207V197L205 196V194H204L203 191L206 190V189L208 188V185H209ZM213 183H214L215 186L212 185ZM263 183H264V182H263ZM124 184H123V185H124ZM161 184H162V183H161ZM188 184H189V185H188ZM204 184H207V186L204 185ZM221 184H222V185H221ZM85 185H86V184H85ZM94 185H95V184H94ZM97 185H98V184H97ZM97 185H96V186H97ZM112 185H113V183H112ZM123 185H122V186H123ZM142 185H143V184H142ZM185 185L188 186V187H187V188H188L187 191H189V188H191L193 191L190 190L189 194H185V196H183V195H184L183 192H184V193H185V192L188 193L185 189H184L185 191L182 190V188H186ZM198 185L200 186L199 188H198ZM231 185L233 186V189H234V190L231 188V187H232ZM251 185H252V186H251ZM116 186H117V185H116ZM120 186H121V185H120ZM148 186H147V188H148ZM160 186H161V187H160ZM167 186H168V188L170 187V189H169L170 191L167 190ZM205 186H206V187H205ZM242 186H243V185H242ZM242 186H241V188H243ZM247 186H248V187H247ZM81 187H82V186H81ZM102 187H103V186H102ZM117 187H118V186H117ZM127 187H128V186H127ZM132 187H133V186H132ZM139 187H140V186H139ZM141 187H142V186H141ZM141 187H140V188H141ZM217 187H218V188H217ZM227 187H228V188H227ZM229 187H230V189H232V191H233L234 193L231 192V190H229ZM263 187H264V184L261 185V188H263ZM97 188H98V187H97ZM99 188H100V187H99ZM108 188H110V187H108ZM115 188H116V187H115ZM158 188L161 189L159 192L156 190V189H158ZM200 188H201V189H200ZM101 189H102V188H101ZM101 189H100V190H101ZM111 189L114 190V188H111ZM117 189H118V188H117ZM119 189L121 190V188H119ZM119 189H118V190H119ZM135 189H136V188H135ZM141 189H142V188H141ZM199 189H200V190H199ZM248 189H249V188H248ZM248 189H247V190H248ZM92 190H93V189H92ZM107 190H108V189H107ZM113 190H110V192L113 191ZM128 190H131V189H128ZM165 190H167V191L165 192ZM176 190H177V191H176ZM237 190H239L238 192H240L242 189H241V190H240V189H237ZM250 190H249V191H250ZM93 191L96 192L95 190H93ZM98 191H99V190H98ZM137 191H139V190H137ZM182 191H183V192H182ZM228 191H230L231 193H230V192L228 193ZM249 191H248V192H249ZM257 191H258V190H257ZM259 191H260V190H259ZM89 192H90V191H89ZM94 192H93V193H94ZM106 192H107V191H106ZM106 192H105V193H106ZM114 192H119V191H114ZM156 192H157V193H156ZM193 192L195 193V195L193 194L194 197H195L194 199H193V196L190 194V193H193ZM198 192H199V193H198ZM225 192H227V193L225 194ZM241 192H242V194H244V193L246 194V191H245V192L241 191ZM75 193H76V192H75ZM111 193H113V192H111ZM130 193H132V190H131ZM141 193H142V194H141ZM181 193H182L183 195H181ZM197 193H198V194H197ZM256 193H258V192H256ZM102 194H103V193H102ZM102 194H100V198H102V197H101ZM107 194H108V192L106 193V195H107ZM115 194H116V193H115ZM135 194H136V193H135ZM138 194H139V193H138ZM138 194H136V195H138ZM140 194H141V196H139V195H138L139 197L136 196V198H135L136 200L133 198V199L136 201V204H135L134 202H132L134 205H132L131 202H130L131 205L128 203L130 206H133L132 208L134 209V211H133V209H132L131 207H130V209H132V211H133L134 213H135L136 211H137V212H138V211L141 212V213H138V214H137V212L135 213V214L138 215V216H140V215L142 216V215H143V212H145V213L147 212V213H146V216H148V218H150V219H148V220L155 221L154 224L159 225V226H156V228L158 227V229H159L160 225H162L163 222L161 221V222H162V223H161V222L158 220V219H160V218L158 217L160 214H157V215H156V212H158V210L156 209V207L158 208V206H159L158 209H159V211L161 212V216H162V218L165 219V217H163V214H164L163 212H165V211H167V210L170 209V206H166V204H167V205L170 204V203L168 204V202L166 203V201H168V198H170L169 195L166 196V197H168V198L165 197V198H166V200H165V202H164L165 204H163V202L160 200L161 198H159L158 203H157V200H155V199L153 198V196H152V201H153V199H154V201H156V202H153V203H155V205H153V203H151L152 206H150V205H151V204H150L149 207H148L147 205L150 203V201H149L148 199H146L147 201H149V203H148V204L144 203V204L142 205L143 207H144V205L146 206V211H143V210H145V207H144V209H143L142 206H141V207L139 206V205H140V200L143 199V192H140ZM179 194H180L181 196H180ZM196 194H197V195H196ZM208 194H212V195H209V196H211L212 199H213V197H214V199H213L214 201H211V199H208ZM220 194H221V195H220ZM250 194H251V193H250ZM252 194H253V193H252ZM260 194H261V193H260ZM260 194H259V195H260ZM96 195H97V194H96ZM106 195H104V196H106ZM116 195H117V194H116ZM120 195H122V194H120ZM187 195H188V197H187ZM254 195H256V194H254ZM80 196H81V195H80ZM107 196H109L110 198L113 196V199H115V198H114L115 195H111V196H110V195L108 194ZM107 196H106V197H107ZM129 196H130V195H129ZM191 196H192V198H191ZM196 196H197V198H196ZM199 196H201V194H200ZM227 196H226V197H227ZM233 196H231V197H233ZM250 196H251V195H250ZM69 197H70V196H69ZM83 197H85V196H82V198H83ZM106 197H105V198H106ZM121 197H123V196H121ZM130 197H131V196H130ZM134 197H135V196H134ZM137 197H138L139 199H138ZM236 197H237V199H236ZM236 197H233V198L236 199V201H232V202H231L232 204L230 203L231 206H233V205L236 206V204H237V203L239 204V202L241 201V200H239L240 197H238L237 194H236ZM242 197L244 198V195H242ZM79 198H80V197H78V199H79ZM93 198H94V197H93ZM105 198H104V199H105ZM140 198H142V199H140ZM147 198H148V197H147ZM165 198H164V199H165ZM178 198H177V200H176L175 202H176V204L178 203L177 205L180 207V210H182V211H180V212H179V211H176L177 209L174 208V206L177 207V205H174V204H173L174 201H173V203H172V204H173V207L171 206L172 208H171L169 211L165 212L164 215H166V214H170V213H168V212H170V211H171V213H172V212H173L172 209H175L174 214H178V213H181V212L183 213L184 209H181V207H183L182 204H184V203L182 202V204H181V202L178 200ZM205 198H206V199H205ZM209 198H210V197H209ZM83 199H84V198H83ZM98 199H99V198H98ZM102 199H103V198H102ZM111 199H112V198H111ZM118 199H119V198L117 197V201H119ZM127 199H128V197L125 198L126 201H127ZM137 199H138V200H137ZM149 199H150V198H149ZM164 199H163V200H164ZM195 199H196V200H195ZM203 199H204V200H203ZM217 199H218V198H217ZM105 200H106V199H105ZM105 200H104V201H105ZM123 200H124V197H123ZM134 200H133V201H134ZM171 200H172V199H171ZM171 200H170L169 202H172ZM209 200H210V201H209ZM215 200H216V201H215ZM238 200H239V202H237ZM256 200H257V199H256ZM112 201H113V200H112ZM137 201H139V202H137ZM142 201H143V200H142ZM142 201H141V202H142ZM152 201H151V202H152ZM205 201H206V202H205ZM217 201L219 202V204H221L220 206L217 205V204H218ZM222 201H223L224 203H221ZM250 201H251V199L245 198L244 200H242V202H241V206H243L244 204H248V203H250ZM107 202H108V201H107ZM109 202H110V200H109ZM115 202H116V200H115L113 203L115 204ZM120 202L123 203V201H121V199H120ZM120 202H118V203H120ZM127 202H128V201H127ZM145 202H146V201H145ZM210 202H211V203L213 202V203L211 204ZM215 202H216L217 204H216ZM233 202H234V203L236 202V203L233 204ZM113 203H111V206L113 205ZM118 203H116V204H118ZM124 203H125V202H124ZM124 203H123V204H124ZM196 203L198 204V202H196ZM214 203H215V204H214ZM81 204H82V203H81ZM138 204H139V205H138ZM156 204H157V206H156ZM186 204H187V203H186ZM186 204H184V208H185V210H186V211H184V213H187L188 210L192 213V211L195 209V211H194L195 214L192 213L193 217H191L192 215H190V213H188V215H187L186 217L184 216V215H185V214H184L183 216H184V218H186L185 220H187L189 216H190V219H188V220H191V219H192L191 221H188V222H185V221H184L185 224H187V223L189 224V222H191L190 224H191V225H192V224L195 225L196 229H198L197 226L199 227L200 225L202 226V224H203V225H204V224H207L208 221H204V217H203V215H202L203 222H202V219L198 221L199 217H198V219H197V218H194V216H195L196 213H197V211H196L197 208H196V207L194 208V207L192 206L191 209H187L188 206H190V205L187 204V205H188V206H187ZM208 204H209V206L211 205L210 207H212L213 209H211L210 207L207 208ZM213 204H214L215 206H214ZM82 205H84V204H82ZM82 205H81V206H82ZM121 205H122V204H121ZM135 205H136V206H135ZM170 205H171V204H170ZM230 205H229V207H231ZM79 206H80V205H79ZM103 206H104V205H103ZM106 206H108V205L106 204ZM106 206H105V207H106ZM109 206H110V203H109ZM109 206H108V207H109ZM119 206H120V205H119ZM125 206H126V205H125ZM154 206H155V207H154ZM165 206H166L167 208H166ZM186 206H187V208H186ZM216 206L219 207V208H217ZM238 206H239V205H237V207H238ZM105 207H103V208H105ZM117 207H118V205H117ZM123 207H124V206H123ZM123 207H122V208H123ZM134 207H137V209L140 208V210H139V209L137 210V209L134 208ZM147 207H148V209H147ZM151 207H152V208H151ZM153 207H154V208H153ZM161 207H163V208H161ZM79 208H80V207H79ZM82 208H83V207H82ZM111 208H113V210H114V207H110L109 209H107V207H106V209H107L108 211H109ZM128 208H129V207H128ZM165 208H166L167 210H166ZM177 208H178V207H177ZM216 208H217L219 211H217ZM118 209H119V208H117V211H118ZM130 209H129V210H130ZM135 209H136V210H135ZM150 209H152V210H150ZM155 209H156V211H155ZM161 209H162V210H161ZM111 210H112V209H111ZM111 210H110V211H111ZM125 210L127 211L128 209H125ZM129 210H128V211H129ZM164 210H165V211H164ZM191 210H192V211H191ZM208 210H209V211H208ZM149 211H151V213L153 212V214L156 215V217L153 215V220H152V215H151V213H150ZM189 211H188V212H189ZM224 211H223V212H224ZM227 211H228V210H227ZM227 211H226V212H227ZM231 211H232V210H231ZM112 212H113V211H111V213H112ZM118 212H119V211H118ZM123 212H124V208H123ZM123 212H122V213H123ZM133 212H132V213H133ZM154 212H155V213H154ZM160 212H159V213H160ZM177 212H178V213H177ZM228 212H229V211H228ZM114 213H115V210H114ZM120 213H121V211H120ZM124 213H125V212H124ZM148 213H150V214H148ZM182 213H181V215H180V214L177 215L178 217H179V215H180V217H179V220H180V221L182 220V219H180L181 216H182ZM198 213H199V214H198ZM198 213H197V216H199L200 213H201V210H199V208H198ZM218 213H216V214H218ZM245 213H246V212H245ZM94 214H96V213H94ZM94 214H93V215H94ZM139 214H140V215H139ZM201 214H202V213H201ZM225 214H226V213L221 214V215L224 216ZM97 215H98V214H97ZM117 215H118V214H117ZM120 215H121V214H120ZM124 215H125V216H124L125 218L128 217V215H126V214H124ZM149 215H150V216H149ZM212 215H213V212H212V214H210V218L213 217ZM214 215H215V214H214ZM218 215H219V214H218ZM133 216H134V214H133V215H130V216L128 217V219H129V218H132V221H133V222L129 219V220L132 222V223H131V222H130V223H131L132 225L134 224V226H136V227H137V226H140V225L143 226V223H145L146 220H147V219H145L144 216H143L144 218H143V217H140L141 220L145 221V222L142 223V221H141L139 218H135V219L133 220V218L135 217V216H134V217H133ZM138 216H136V217H138ZM211 216H212V217H211ZM96 217H97L96 219L99 218L98 216H96ZM121 217H122V215H121ZM173 217H174L175 220L177 219L176 215L172 216V218H173ZM175 217H176V218H175ZM110 218H111V217H110ZM154 218H158V219H157V220H154ZM167 218H168V217H167ZM169 218H171V217H169ZM169 218H168V219H169ZM182 218H183V217H182ZM200 218H201V216H200ZM257 218H258V217H257ZM101 219H102V218H101ZM117 219H118V218H117ZM122 219H123V217H122ZM137 219H138V222H137ZM195 219H196L197 221H196ZM258 219H259V218H258ZM258 219H257V220H258ZM113 220H114V219H113ZM113 220H112V222H113ZM124 220H125V219H124ZM139 220H140V221H139ZM183 220H184V219H183ZM183 220H182V221H183ZM246 220H247V219H246ZM126 221H127V220H125L124 223H126ZM134 221H135V222H134ZM151 221H150V222H151ZM157 221H158V222H157ZM176 221H177V220H176ZM193 221H194V222L196 221L197 223L200 222L201 224H200V223H198V224L196 223V224H197V226H196V224L193 223ZM250 221H251V220H250ZM250 221H249V222H246V223H248V225L245 224V225H247V229H246V230H245V228L243 229V233H244V234L248 233V238L246 239V243L244 242L245 238H243L242 241H240V244L245 243V244L247 245L248 249H249L248 251H251V250H252L251 252H252V256H253V254H255L253 251H254V250H257V247L255 248V245H256V243H258V241H259L260 239H259V240L256 239V237L258 236V235L256 236V233H255V236H256V237H252V236H251V233L247 232V230L249 229V228H248L249 225H250V224H254V226H255V223L257 222V221H255V222L252 221L253 223H250ZM30 222H31V221H30ZM105 222H106V221H105ZM116 222H117V221H116ZM156 222H157V223H156ZM159 222H160L161 224H159ZM205 222H206V223H205ZM22 223H23V222H22ZM26 223H27V221H26ZM94 223H95V221H94ZM138 223H140V225H139ZM167 223H168V222H166L165 224H167ZM13 224H14V223H13ZM23 224H24V223H23ZM92 224H93V223H92ZM92 224H91V226H92L96 231H98V230H97V229H98V226H96V225L94 226V225H92ZM99 224H100V223H99ZM121 224H122V223H121ZM136 224H137V225H136ZM165 224H163V226H162V229L166 227V229H164L165 232H163V234H160V235H158V236H157L156 234H157V233L159 234V233L161 232L160 230H162V229H159V230H158V229L154 228L155 226L153 227V225H152L151 223H150V226H151L150 228H151V229H150L149 227L145 228V227L143 226L145 229L143 228V230H141L140 232H141V233L143 232L144 234H147V235H149V234H154L153 237H154V236H157L158 238L163 239V242H164L165 240L168 239V237L166 236V235H167L166 233H167V232L169 233V230H167V228L170 229V227H172L171 229H173V230H171V229H170V230H171L172 232L175 231V230H174L175 228L173 227L174 225H172V222L170 223L172 226L168 223L170 227H168V225L165 226ZM183 224H184V223H183ZM190 224H189V225H190ZM262 224H263V223H262ZM102 225H103V224H100V228H101ZM144 225H145V224H144ZM148 225H149V223H148ZM193 225H192L191 227H193ZM245 225H244V226H245ZM88 226H90V225H88ZM130 226H131V225H130ZM134 226H132L133 231H135V230L138 228V227L135 228ZM145 226H147V224H146ZM187 226H188V225H187ZM250 226H251V225H250ZM254 226H253L252 228L250 227V229L254 230ZM260 226H262V225H260ZM3 227H4V226H3ZM19 227H20V226H19ZM24 227H25V226H24ZM96 227H97V229H96ZM175 227H177V226H175ZM233 227H234V226H232V228H233ZM16 228H17V227H16ZM139 228H140V227H139ZM139 228H138V229H139ZM141 228H142V227H141ZM141 228H140V229H141ZM152 228H154V229H156V230L154 231V229L152 230ZM160 228H161V227H160ZM238 228H239V227H238ZM3 229L5 230V228H3ZM8 229H9V228H8ZM11 229H12V228H11ZM18 229H19V228H18ZM18 229H17V230H18ZM22 229H23V228H22ZM84 229H85V228H84ZM134 229H135V230H134ZM138 229H137V230H138ZM149 229L152 230V231L149 232V231H148ZM6 230H7V228H6ZM17 230H16V231H17ZM20 230H21V229H20ZM53 230H54V229H53ZM90 230H91V232H93V229H90ZM146 230H147L149 233H148ZM157 230H158V231H157ZM231 230H232V232H231V231L228 232L229 234H231V233H233V234H237V232L234 233V230H233V229H231ZM235 230H236V229H235ZM10 231H11V230H10ZM21 231H23V230H21ZM96 231H94V232H96ZM99 231H100V229H99ZM102 231H103V230H101L100 232H102ZM128 231L130 232V230H128ZM133 231L131 232L132 234L134 233ZM144 231H145V232H144ZM159 231H160V232H159ZM162 231H163V230H162ZM228 231H229V230H228ZM244 231H245V232H244ZM29 232H30V230H29ZM29 232H28V233H29ZM42 232H43V231H42ZM44 232H45V231H44ZM44 232H43V233H44ZM153 232H154V233H153ZM172 232H171V233H172ZM262 232L264 233V230H263ZM19 233H20V232H19ZM22 233H23V232H22ZM50 233H52V232H50ZM83 233H85V232H83ZM104 233H105V232H104ZM135 233H136L137 238L141 235V233L139 234V231H138V233H137V231H136ZM135 233H134L133 235H131L132 237L130 236V238H133V236L136 237V236H135ZM143 233H142V234H143ZM161 233H162V232H161ZM164 233H165V234H164ZM23 234H24V233H23ZM23 234H21V235H23ZM35 234H36V233H35ZM40 234H41V233H40ZM46 234H48V233H46ZM81 234H82V233H81ZM92 234L94 235L95 233H92ZM114 234H115V233H114ZM127 234L130 235V233H127ZM127 234H126V235H127ZM137 234H138V235H137ZM144 234H143V235H144ZM175 234H176V233H175ZM175 234H174V235H175ZM233 234H232V235H233ZM238 234H239V233H238ZM16 235H17V234H16ZM41 235H43V234H41ZM82 235H83V234H82ZM96 235H97V234H96ZM96 235H95V236H96ZM107 235H108V234H107ZM111 235H112V234H111ZM111 235H110V236H111ZM124 235H125V234H124ZM128 235H127V236H128ZM143 235H141V236H143ZM162 235H165L166 238H165V237H162ZM169 235H171V234L169 233ZM169 235H168V236H169ZM174 235L172 234L171 236L174 237ZM176 235L178 236V234H176ZM176 235H175V236H176ZM246 235H247V234H246ZM98 236H99V234H98ZM100 236H102V235H100ZM100 236H99V237H100ZM116 236H117V235H116ZM121 236H122V235H121ZM159 236H160V237H159ZM171 236H170L169 238H171ZM18 237H19V236H18ZM58 237H60V236H58ZM99 237L97 238V240L99 239ZM112 237H113V235H112ZM153 237H152V238H153ZM232 237H234V235H233ZM245 237H247V236H245ZM23 238H24V237H23ZM46 238H47V237H46ZM72 238H73V237H72ZM72 238H71V241H72ZM82 238H84V241L86 240V237H85V236H84V237L82 236ZM108 238H110V237H108ZM118 238H119V236H117V239H118ZM124 238H125V237H124ZM124 238H123V236H122V238H120L121 240L118 239V240L121 241V242L117 241L116 237H115L114 239L116 240V242L120 243V245H121L122 247L127 248L126 244H127L128 238H127V241L125 240L126 244H125V243L121 244L122 242H124V241H122V240H124ZM130 238H129V241H128V243L130 242L129 244L131 245V247H130V245H128V247H129L130 249H131L132 247H134L135 245H137V247H136V246H135V247H136L137 249H138V247H139L138 250H139L140 252H142V250L146 251L145 249H142V248H143L142 245H144V244L142 243V241L138 240V242H136V244H134V246H132L133 243H132V240L130 241ZM147 238H149V236H147ZM221 238H222V237H221ZM254 238H255L256 240H258V241H256ZM263 238H264V237H263ZM263 238H262V239H263ZM19 239H20V238H19ZM47 239H48V238H47ZM95 239H96V238H95ZM153 239H154V238H153ZM161 239H158V240L162 241ZM164 239H165V240H164ZM225 239H226V238H225ZM225 239H223V241H224ZM230 239H231V235H230ZM237 239H238V238H237V235H236V239H233V240H236V241H237ZM81 240H82V239H81ZM135 240H136V239H133V241H135ZM226 240H227V239H226ZM226 240L224 241V245H223V248H222V249L225 248L224 250H222V252L225 251L226 248H227V250H226L225 252H223L224 255L227 253V255H225L224 258H226V256L231 257L233 254H238V253H239V252H238V251H239V250H238V248H239V244L237 245L238 247H234V248H233V249H234V253H231V252H229V251H232V250H233V249H231L232 246H230V244H229V245H228V244L225 245V243H227ZM231 240H232V239H231ZM23 241H24V240H23ZM47 241H49V240H47ZM84 241L82 240V242H80V244H81V243H85ZM86 241H87V240H86ZM112 241H114V240H112ZM154 241H156V240H154ZM218 241H221V239H219ZM236 241H235V243H238V242H239V240H238L237 242H236ZM25 242H26V241H25ZM72 242L74 243V241H72ZM90 242H91V239L89 238V241L85 243V244L88 243V245H86V248L84 247V253H85V252L88 253L89 250H88L87 248H89V244L91 245ZM96 242H97V241H96ZM116 242H115V243H116ZM146 242H147V241H146ZM146 242H144V243L146 244ZM66 243H67V242H66ZM68 243H69V242H68ZM68 243H67V244H68ZM73 243H72V244H73ZM97 243H98V242H97ZM118 243H117V244H118ZM137 243H138V244H137ZM141 243H142V245H141ZM211 243H212V242H211ZM211 243H210V244H211ZM213 243H214V242H213ZM213 243H212V244H213ZM218 243H219V242H218ZM233 243H234V241H233ZM235 243H234V244H235ZM92 244H93V243H92ZM94 244H95V241H94ZM117 244H116V245H117ZM124 244H125V245H124ZM139 244H140L141 246H139ZM148 244H149V243L147 242L148 251H149V249H150V251H151V250L153 251V250H155V249L157 250V249L160 248V246H156V248H154V249H153L152 247L149 248V245H148ZM212 244H211V246H212ZM61 245H62V243L60 244V246H61ZM63 245H64V244H63ZM68 245H69V244H68ZM70 245H71V243H70ZM110 245H111V244H110ZM123 245H124V246H123ZM207 245H208V244H207ZM207 245H205V246H207ZM213 245H215V243H214ZM227 245H228V246H227ZM235 245H236V244H235ZM48 246H50V245H48ZM65 246H66V244H65ZM79 246H80V245H79ZM82 246H83V245H82ZM92 246H94V245H92ZM114 246H115V245H114ZM121 246H120V247H121ZM125 246H126V247H125ZM144 246H145V245H144ZM147 246H146V248H147ZM150 246H152L151 243H150ZM195 246H196V245H195ZM226 246H227V247H226ZM257 246H258V244H257ZM61 247H63L64 251H66V250H65L66 247H65V248H64V246H61ZM67 247H68V246H67ZM71 247H72V245L69 246V248H71ZM80 247H81V246H80ZM96 247H97V246H96ZM117 247H118V245H117ZM135 247H134V248H135ZM141 247H142V248H141ZM153 247H154V245H153ZM212 247L214 248V246H212ZM212 247H209V249L211 248V249L213 250ZM228 247H229L231 250L228 249ZM37 248H39V247H37ZM47 248H48V247H47ZM47 248H46V249H47ZM54 248H55V247H54ZM59 248H60V247H59ZM69 248H66V249L68 250ZM77 248H79V247H78V244H77ZM82 248H83V247H82ZM134 248H133V249H134ZM204 248H205V247H204ZM204 248H203V249H204ZM236 248H237V249H236ZM260 248H261V247H260ZM33 249H34V248H33ZM33 249H32V253L35 252V251H33ZM42 249H43V247H42ZM44 249H45V247H44ZM49 249L52 250L51 247H49ZM60 249H61V248H60ZM71 249L74 250L73 248H71ZM71 249H69V250H71ZM92 249H93V248H92ZM141 249H142V250H141ZM194 249H195V250H194ZM196 249H197V246L194 247L193 250H192V248H191V250L194 252V254L197 253V250H198V249H197V250H196ZM38 250H39V249H38ZM85 250H88V251H85ZM93 250H95V248H94ZM97 250H98V249H97ZM103 250H104V249H103ZM135 250H136V249H135ZM138 250H137V251H138ZM156 250H155V251H156ZM186 250H187V249H186ZM214 250H216V249H214ZM214 250H213V252H214ZM228 250H229V251H228ZM235 250H236V251H235ZM241 250H242V252H240V253L243 254V252H244V254H245V251H244V244H243V248L240 249V251H241ZM262 250H263V251H262V253H263V252H264V249H262ZM39 251H40V250H39ZM41 251H42V250H41ZM43 251H44V250H43ZM47 251H48V250H47ZM47 251H46V252H47ZM55 251H56V250H55ZM82 251H83V249H82ZM148 251H146V253H148ZM202 251H204V250H202ZM56 252H58V254H57V256H58V255H59V251H56ZM56 252H54V253H56ZM60 252H62V251L60 250ZM101 252H102V250H101ZM217 252H218V255H222V253L219 254V250H218ZM228 252H229V253H228ZM246 252H247V251H246ZM255 252H256V251H255ZM36 253H37V252H36ZM52 253H53V250H52ZM52 253H51V254H52ZM62 253H63V252H62ZM62 253H61V254H62ZM65 253H66V252H65ZM94 253H95V252H94ZM103 253H105V252H103ZM144 253H145V252H144ZM146 253H145V254H146ZM17 254H18V253H17ZM48 254H49V253H48ZM51 254H50V255H51ZM79 254H80V253H79ZM90 254H93V253H90ZM90 254L88 253V255H90ZM148 254H149V253H148ZM185 254H186V255L189 254V256L186 257ZM185 254H184L183 257H186V259H184V258H183V259H184V260H189V261H190V264H191V263H192L191 260H193V259H191L190 256L193 258V255H190V252H188V251H186ZM192 254H193V253H192ZM199 254H201V252H200ZM213 254H214V255H213ZM213 254H211V252H210L208 255H209V256L212 255L211 257H213V256H215V252H214ZM242 254H241V256H240L239 258H238V257H235V258H234V257L232 256L231 260L227 259V261H230V262H227V261H226V264H228V263H229V264H236V263H234L233 261H236V262H237V260H240V261L242 262V263L240 262L241 264H244V262H245V264H248V263H246V261H252V262L254 261L256 264L262 263V262L264 261L263 258H261L262 255H261V256H257L258 259H257V257H256V259H251V260H246V261H245V256H244V254H243V255H242ZM22 255H23V254H22ZM39 255H41V254H39ZM98 255H99V254H98ZM180 255H181V254H180ZM180 255H178V256H180ZM182 255H183V254H182ZM238 255H239V254H238ZM28 256H29V254H28ZM46 256H47V255H46ZM46 256H45V257H46ZM54 256H55V255H54ZM60 256H61V255H60ZM79 256H80V255H79ZM81 256H83V255H81ZM94 256H95V254H94ZM96 256H97V255H96ZM100 256H101V255H100ZM178 256L176 257V259H178ZM209 256H208V257H209ZM40 257H41V256H40ZM61 257H63V256H61ZM85 257H86V255H85ZM111 257H112V256H111ZM181 257H182V256H180V258H181ZM194 257H196V256L194 255ZM208 257L206 258L207 260H209ZM219 257H221V256H215L214 258H215V260H216V258H219ZM259 257H260L263 261L260 262V258H259ZM81 258H83V257H81ZM87 258H88V256H87ZM115 258H116V257H115ZM187 258H190L191 260H190V259H187ZM221 258H223V257H221ZM227 258H228V257H227ZM23 259H24V258H23ZM49 259L51 260V257H49ZM85 259H86V258H84V260H85ZM108 259H109V258H108ZM113 259H114V258H113ZM113 259H112V260H113ZM116 259H118V258H116ZM116 259H114V260H116ZM121 259H122V258H121ZM121 259H118V260H120L121 262H123V260H121ZM124 259H125V258H124ZM181 259H182V258H181ZM183 259H182L181 261H184ZM210 259H211V261H213V264H214L215 260H214V259L212 260V258H210ZM60 260H61V259H60ZM79 260H81V259H78V261H79ZM89 260H90V258H89ZM101 260H102V259H101ZM171 260H173V259H171ZM207 260H205L206 264L208 263ZM219 260L222 261V259H217L216 262H215V264H216V263L218 264ZM232 260H233V261H232ZM81 261H82V260H81ZM81 261H80V262H81ZM86 261H87V260H86ZM102 261H103V260H102ZM107 261H109V260H107ZM110 261H111V260H110ZM156 261H157V260H156ZM156 261H155V262L153 261L154 263H152L151 261L148 262V261H145V260H143L142 262L140 261V262H141V264H144L145 262H147V264H148V263H149V264H156ZM177 261H178V260H177ZM217 261H218V262H217ZM231 261H232L233 263H232ZM243 261H244V262H243ZM23 262H24V261H23ZM83 262H85V261H83ZM83 262H81V264H82ZM95 262H96V261H95ZM121 262H119V264H122ZM157 262H158V261H157ZM179 262H180V260H179L178 262H175V261H174L173 264H175V263L179 264ZM209 262H210V261H209ZM224 262H225V261H223V264H225ZM21 263H22V262H21ZM26 263H27V262H26ZM26 263H25V264H26ZM96 263H97V262H96ZM108 263H110V262H108ZM116 263H117V262H116ZM180 263H181V262H180ZM184 263L187 264L188 262L186 261V262H184ZM240 263H239V264H240ZM263 263H264V262H263ZM263 263H262V264H263ZM19 264H20V263H19ZM54 264H55V263H54ZM90 264H91V263H90ZM93 264H94V263H93ZM102 264H103V263H102ZM110 264H111V263H110ZM164 264H165V262H164ZM170 264H171V262H170ZM182 264H183V262H182ZM192 264H193V263H192ZM210 264H212V262H211Z\"/></svg>",
	"mask_w": 264,
	"mask_h": 264
}]
</instances>
